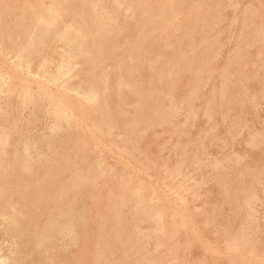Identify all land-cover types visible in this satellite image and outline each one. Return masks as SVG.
Wrapping results in <instances>:
<instances>
[{
  "label": "rangeland",
  "instance_id": "obj_1",
  "mask_svg": "<svg viewBox=\"0 0 264 264\" xmlns=\"http://www.w3.org/2000/svg\"><path fill=\"white\" fill-rule=\"evenodd\" d=\"M16 1V0H15ZM23 1V3H22ZM29 1V3H28ZM18 0L14 3V0H0V39H1V45H0V77H4V78H10L11 82H13V94L12 96H10L9 98H7L8 96H4V95H0V105L2 103H4L5 101H9L8 103L6 104H2V106L4 108H6V110L8 108H11L12 109V113H10V118H12V122H11V127L9 126V128L7 129V131L5 130V124L1 121L0 119V130L1 131H6L9 133V136H12L8 139V142L7 143H0V155L4 156H0V160H1V163H0V177H2L3 179H5V182H2L3 179H1L0 181V193L3 194L2 191H4L5 193L2 195L0 194V223H1V215L2 214H7V215H10L11 217H14L15 219L17 218L19 220V222H17L18 220H15L17 222V226L18 225H21V226H18V230L16 231H7L4 226H1L0 225V257H3L7 260V258L9 260H7V264H94L96 262V264H125L127 262V264H264V201H262L264 199V192H262V190L264 191V155L263 154V150H264V30L262 32V28L264 29V0H203L200 1L198 0L199 2H197V0H167L168 3L166 2V0H153L154 2H152L151 0H131L129 2V0H123V1H120L116 6H114L116 3H113L114 0H107L108 2H106V0L104 1V8L106 10V12L108 13L109 17H112V20L111 22L110 21H107V22H104L103 25H100L99 22L95 21L93 19V17L90 16V1L91 0H78L77 1H72V0H35V2L33 0ZM54 1V2H53ZM65 3H63V2ZM68 1V3H67ZM113 1V2H112ZM140 1V2H139ZM150 1V2H149ZM177 1V2H176ZM187 1V2H186ZM193 1V2H192ZM195 1V2H194ZM229 1V2H228ZM244 1V2H243ZM252 1V2H251ZM60 2V3H59ZM71 2H73L71 4ZM87 2V3H86ZM135 2H136V5H135ZM149 2V3H148ZM152 2V3H151ZM162 2H166L168 5H169V8L168 5L165 3H162ZM170 2V3H169ZM192 3L190 5V3ZM221 2V3H220ZM14 3V4H13ZM24 3H26L24 5ZM33 3V5H32ZM44 6H43V4ZM70 3V4H69ZM77 5V7L75 6V4ZM89 3V4H88ZM107 3V5H106ZM126 3V4H124ZM128 3V4H127ZM129 3H130V6H129ZM139 3V4H138ZM153 3H154V6H153ZM182 3V4H181ZM228 7H227V5ZM236 3V5H235ZM242 3V4H241ZM29 4V5H28ZM36 4V5H35ZM49 4V6H48ZM53 4V5H52ZM79 4V5H78ZM143 4V5H142ZM155 4H156V7H155ZM161 4V5H159ZM184 5V6H181V5ZM199 4V5H198ZM234 4V5H233ZM250 6H249V5ZM252 4V6H251ZM15 5H16V8H15ZM29 7H28V6ZM42 5V6H41ZM72 5V6H71ZM111 5V6H110ZM123 5L126 7L123 8ZM132 5V6H131ZM139 5V7H138ZM140 5L141 8H140ZM149 6V8L151 7H154V8H151L149 9L147 6ZM163 5V6H162ZM174 5V6H173ZM187 5V7L184 9V7ZM203 5V7H202ZM210 5V6H209ZM212 5V6H211ZM216 5V7L214 6ZM218 5V6H217ZM221 5V6H219ZM224 5V7H223ZM226 5V6H225ZM240 5V6H239ZM19 6V7H18ZM21 6V7H20ZM23 6V8H22ZM34 6H36V8L39 6V8H35ZM70 6V7H69ZM84 6V7H82ZM114 6V7H113ZM118 6V7H117ZM162 6V7H161ZM165 6V8H164ZM172 6V7H170ZM189 6L191 8V6H195L193 9H189ZM246 6V7H245ZM26 9H25V8ZM42 7V9L40 8ZM44 7V8H43ZM54 8V10L57 11V13L59 14V20H58V24L56 25L59 29H62V28H70L71 26V29L75 30V29H82L84 32H86L87 35H85L83 37V39H85L83 41L82 39V44H86V45H83L82 47V51H80L79 53V56L77 58V63H78V67L77 69L79 70H75L74 72V77L69 81V83L71 84H67L68 88H72L73 86V90H78L80 92H84V93H89L90 91H93L94 93V90L95 93H94V101H89V100H85L83 102L82 100V97L81 96H77L75 94H73L72 91H68V90H64V88H57V87H49L50 91L58 96L60 99H61V96H62V99L64 100L65 99V103H67V106L72 110L73 109V114H75L76 116L73 115V118L69 121V122H62L63 124H61V130L59 131V133H57V136L55 134V137L52 136V137H48V134L46 136H42L43 133L39 134V133H36L35 130H34V127L30 128V125L32 123L39 125L40 122H42L44 119V117L41 116V114L39 112L38 109L34 108L32 105H29L27 106V109H26V113L23 115L22 118L20 119H17L15 117V109L18 107V95L20 94V92H22L23 90V86H24V81L29 83L30 86H32L33 89H35L36 87H38L39 85V81H37V79L35 80L32 76H28L27 78V75L25 74V71L23 70H19L17 69L14 65L12 66V64H14V61H15V58L18 54L21 53L20 50L24 49L25 45L27 46L26 42H27V38L25 36H22V35H26L28 37V34L30 32H32V28L30 26H33L35 24V20H32V18L36 19V17L40 18L43 15L44 11L46 12L47 9L49 8ZM63 7V8H62ZM129 7V9H128ZM138 7V9H136ZM147 7V8H146ZM176 9L174 10L173 9ZM182 7V9H181ZM198 7V8H196ZM212 7V8H211ZM230 7V8H229ZM232 7V9H231ZM251 7V8H250ZM256 9H255V8ZM18 8V9H17ZM23 9V10H20V9ZM34 8V9H33ZM74 8V9H73ZM76 8V9H75ZM108 8V9H106ZM111 8V10H109ZM117 8V9H116ZM123 8V10H122ZM143 8V9H142ZM156 8V9H155ZM162 8L164 11H162ZM180 10H179V9ZM208 8V9H207ZM210 8V9H209ZM213 8L214 11H213ZM244 8V9H243ZM253 8V10L251 11V9ZM28 9V10H27ZM33 11H31V10ZM70 9L72 10V12L70 11ZM78 9V10H77ZM88 9V11H87ZM114 11H113V10ZM159 9V10H158ZM184 9V10H183ZM188 9V12H185L186 14H183L182 12L184 11H187ZM194 9L196 12H194ZM199 9V10H198ZM212 9V10H211ZM220 9V10H219ZM222 9L224 11H222ZM239 11H238V10ZM244 10V12L246 11V15L244 12L242 14V11ZM250 9V10H249ZM255 9V11H254ZM19 10V12L17 11ZM26 10V11H25ZM44 10V11H43ZM90 10V11H89ZM128 10V12H127ZM136 10V11H135ZM145 10V11H144ZM152 10V12L150 11ZM168 10V12L173 15V18L174 20L172 19V16L166 12ZM178 10V11H177ZM182 10V11H181ZM208 10V11H207ZM213 12H211V11ZM231 10V11H230ZM236 10V11H234ZM248 10V11H247ZM24 11V12H22ZM39 11H43L42 15L39 13ZM122 11H126V13L121 12ZM134 11V12H133ZM144 15H143V13ZM159 11V13H158ZM172 11V12H171ZM177 11V13H176ZM205 11V13H204ZM233 11V13H232ZM27 12V14H26ZM35 12V13H34ZM75 12V13H74ZM81 12V13H80ZM89 12V13H88ZM113 12V13H112ZM117 12V13H116ZM131 12V16H130V13ZM133 12V13H132ZM136 12V14H135ZM141 12V14H140ZM149 12V14H148ZM157 12V13H156ZM162 12V13H161ZM163 12H165L163 15ZM191 12V13H189ZM210 12V13H209ZM224 12V14H222ZM253 12V14H252ZM257 14H254L256 13ZM24 13V16L23 14ZM30 13V15H28ZM80 13V14H79ZM117 15H116V14ZM119 13V14H118ZM139 13V14H138ZM194 13L195 16H197V18L199 19V21L197 20V18L193 17L194 15H192ZM196 13V14H195ZM199 13V14H198ZM212 14L211 17L210 15L208 16V14ZM215 13V14H214ZM226 13V15H225ZM239 13V14H238ZM33 14V15H32ZM40 14V15H39ZM45 14V13H44ZM84 14H87V15H84ZM129 14V15H128ZM150 16V17H147V15ZM159 14V15H158ZM169 14V15H168ZM183 14V15H182ZM189 14V15H188ZM204 14V16H203ZM221 14V15H220ZM233 14V15H232ZM248 18H246L245 16ZM253 16H252V15ZM260 14V15H259ZM114 15V16H113ZM116 15V16H115ZM122 15V16H121ZM146 15V16H145ZM152 15L157 19L155 21V18H152ZM167 15V16H166ZM174 15L176 17H174ZM187 15V16H186ZM199 15V16H198ZM231 15V17H230ZM236 15V16H235ZM36 16V17H35ZM72 18H71V17ZM76 16V17H75ZM88 16V17H87ZM144 17L142 19V17ZM182 17L181 20L179 17ZM184 16V17H183ZM193 18H191V17ZM201 16H203V19L201 18ZM207 16L210 18H207ZM225 16V17H224ZM234 16V17H233ZM255 16V17H254ZM263 16V17H262ZM32 17V18H31ZM78 17H80L79 21H78ZM118 17V18H117ZM120 17V18H119ZM147 17V18H146ZM165 17V18H164ZM171 19H170V18ZM216 17V18H215ZM227 17V18H226ZM259 19H258V18ZM26 21H25V19ZM74 18V19H73ZM84 22L85 20V23L83 24L82 23V20ZM86 18V19H85ZM88 18V19H87ZM131 18V19H130ZM134 18V19H133ZM137 18V19H136ZM140 18V19H139ZM149 18V20H148ZM186 18V19H185ZM190 18V19H188ZM206 18V19H204ZM215 18V19H214ZM222 18V19H221ZM231 18V19H230ZM234 18V19H233ZM257 20H255V19ZM262 18V19H261ZM31 19V20H30ZM91 19V20H90ZM93 19V20H92ZM113 19L115 21H113ZM135 21V23L132 21ZM145 19V20H144ZM152 21H151V20ZM167 19V20H166ZM202 19V20H201ZM208 19V21H207ZM214 19V20H213ZM227 19V21H225ZM232 19L235 21H232ZM247 19V20H246ZM250 19V20H249ZM252 19V20H251ZM24 20V21H23ZM29 20V21H28ZM74 20V21H73ZM76 20V21H75ZM87 20V21H86ZM141 20V24L140 21ZM162 20V21H161ZM173 20V21H172ZM177 20V21H176ZM180 23H179V21ZM185 22H184V21ZM190 20V23L189 24H192V26H190L188 24ZM194 20V21H192ZM206 20V21H205ZM210 20V21H209ZM231 20V21H229ZM242 21V24L240 23ZM254 20V21H253ZM23 21V22H22ZM33 22L32 24L30 23ZM122 21V22H121ZM143 21V22H142ZM145 21V22H144ZM204 21V22H203ZM213 21V22H212ZM240 21V22H239ZM244 21V22H243ZM246 21V22H245ZM261 21V22H259ZM27 22V23H26ZM67 22V24H66ZM71 22V23H70ZM92 22V23H91ZM95 22V23H94ZM114 22V23H113ZM119 22V23H118ZM148 22H150L148 24ZM153 22V23H152ZM164 22V23H163ZM194 22V24L192 23ZM199 22V23H198ZM206 22V23H205ZM211 22V23H210ZM215 22V23H214ZM232 24H230V23ZM253 22H256L253 24ZM26 23V24H25ZM29 23V24H28ZM65 23V24H63ZM81 23V24H80ZM89 23V24H88ZM99 25H97V24ZM109 23V24H108ZM124 23V24H122ZM146 23V24H145ZM177 25H176V24ZM185 24L184 26H182L183 24ZM196 23V25H195ZM203 23V24H202ZM205 23V24H204ZM218 23V24H217ZM226 23V24H225ZM229 23V24H228ZM245 23V25H244ZM248 23V24H246ZM250 23V24H249ZM260 23H263V24H260ZM74 24H75V27H74ZM95 24V25H94ZM110 25L108 27V25ZM130 24V25H129ZM134 24V25H133ZM174 24V25H172ZM183 27H181L180 26ZM188 24V26L186 25ZM202 24V25H201ZM208 24V26H207ZM257 24H260V25H257ZM19 25V26H17ZM26 25V26H25ZM29 25V26H27ZM63 25V26H62ZM88 25V26H87ZM129 25V26H128ZM172 25V26H171ZM210 25V26H209ZM215 25V26H214ZM224 25V26H223ZM229 25V26H228ZM231 25V26H230ZM235 25V26H234ZM244 25V26H243ZM249 25V26H248ZM15 26V27H14ZM80 26V28H79ZM83 26V27H82ZM86 26V27H84ZM124 26L126 28H124ZM133 28H132V27ZM135 26V27H134ZM170 26V27H169ZM175 26V28H173ZM194 26V27H193ZM200 26V27H199ZM225 26H226V29H225ZM243 26V27H241ZM249 29H247V27ZM257 26V27H256ZM17 27V28H16ZM24 27V30L22 29ZM27 27H29L28 29H26ZM103 27V28H102ZM112 27V28H111ZM142 27V28H141ZM148 27V28H147ZM150 27V28H149ZM158 27V28H157ZM165 27H166V30H165ZM179 27V28H178ZM192 27V28H191ZM199 27V28H198ZM202 27V28H201ZM229 27V28H228ZM235 27V28H234ZM243 29H241V28ZM245 27V28H244ZM253 27H255L254 29H257L258 30H252ZM260 27V29H259ZM15 28V29H14ZM88 28H89V31H88ZM97 28V30H96ZM104 30H102V29ZM107 28V29H106ZM124 28V30H123ZM131 28L133 29V31L131 30ZM168 28L170 30H168ZM185 28H187V30L189 29V31H186ZM198 28V29H197ZM205 28V29H204ZM208 28V29H207ZM228 28V29H227ZM122 31H120V30ZM137 29V30H136ZM180 29V30H179ZM196 29V30H195ZM235 29V30H234ZM241 31H239V30ZM28 30V31H27ZM91 30V31H90ZM95 30V31H94ZM109 30V32H108ZM145 30V31H144ZM148 30V31H147ZM165 30V31H164ZM182 30V31H181ZM193 30V31H192ZM200 30V31H199ZM202 30V31H201ZM205 30V31H204ZM207 30V31H206ZM209 30V31H208ZM234 30V31H233ZM24 31V32H23ZM30 31V32H29ZM128 33H127V32ZM131 31V32H130ZM153 31V32H152ZM170 31V32H169ZM177 31V32H176ZM182 33H181V32ZM194 34H192L191 32ZM197 31V32H196ZM220 31V32H219ZM242 31H243V34H242ZM14 32V33H13ZM99 33L98 37H97V33ZM106 34H109V35H106ZM108 32V33H107ZM120 32V33H119ZM137 32V33H136ZM144 32V33H143ZM171 33V35L169 33ZM205 32V33H204ZM219 32V33H218ZM223 32L225 33V35L223 34ZM229 32V33H228ZM235 32H236V35H235ZM241 32V34L239 33ZM246 32V33H244ZM250 32V33H249ZM17 33H20V34H17ZM22 33V34H21ZM96 33V34H93ZM119 34V35H116V34ZM132 33V34H131ZM181 33V34H180ZM209 33V34H208ZM217 33V35H216ZM222 33V34H220ZM227 33V34H226ZM231 33V34H230ZM16 34V35H15ZM125 36H124V35ZM176 34V36H175ZM180 34V35H179ZM183 34V35H182ZM185 34L187 36H185ZM189 34L191 36H189ZM200 34V35H199ZM203 34V35H202ZM217 36H215V35ZM228 34L230 36H228ZM240 34V35H239ZM245 34V35H244ZM248 34V35H247ZM254 34V35H253ZM2 35V36H1ZM19 35V37H18ZM116 35V37H115ZM131 37H129V36ZM137 35V36H136ZM169 35V36H168ZM198 35V36H197ZM209 36V37H206ZM211 35V37H210ZM227 35V36H226ZM234 35V36H233ZM240 37H238V36ZM246 35L248 37H246ZM15 36V37H14ZM89 36V37H88ZM91 36V37H90ZM127 36V37H126ZM141 36V37H139ZM145 36V37H144ZM150 36V37H149ZM164 36V37H163ZM196 36V38H195ZM202 36H203V39H202ZM205 36V37H204ZM243 36V37H242ZM252 36H255L254 38ZM261 36V37H259ZM12 40H11V38ZM17 37V39H16ZM85 37H88V38H85ZM115 37V39H114ZM118 37V38H117ZM162 37V38H161ZM174 37V38H173ZM178 37V38H176ZM185 41H183L184 39ZM189 37L191 38V46L189 47L190 45V40H189ZM226 37V38H225ZM246 37V38H244ZM4 38V39H3ZM15 38V39H14ZM23 38V39H21ZM113 38V39H112ZM123 38V39H122ZM134 38V40H133ZM181 38V40H180ZM188 38V39H186ZM193 38V39H192ZM195 38V39H194ZM208 38V39H207ZM219 40H218V39ZM224 38H225V41H224ZM228 38V39H227ZM244 38V39H243ZM10 41V43H8L7 40ZM89 39V40H88ZM154 39V42H152V40ZM177 39V41H176ZM179 39V40H178ZM198 39L200 42H198ZM218 42H217V40ZM231 39V40H230ZM249 39V40H248ZM253 40V41H250ZM20 42H18V41ZM25 40V41H24ZM87 40V41H86ZM94 40V42H93ZM98 40V42H97ZM100 40H103V41H100ZM116 40V42H115ZM126 40V41H124ZM150 40V42H149ZM167 40V41H166ZM171 40V41H170ZM197 40V41H196ZM203 40L206 42L204 43ZM212 40V41H211ZM215 40V42L213 41ZM222 40V42H221ZM228 40H230L228 42ZM245 40V41H244ZM263 40V41H262ZM14 41V42H13ZM17 41V42H16ZM96 41V42H95ZM118 41V42H117ZM138 41H139V44H138ZM147 41V42H146ZM171 43H170V42ZM181 41V42H179ZM238 41H240L239 44ZM258 41V43L256 42ZM7 42V43H6ZM14 44L13 47H11L12 43ZM22 42V43H21ZM91 42V43H90ZM112 42V43H111ZM125 42V43H123ZM130 42V43H129ZM187 42V43H186ZM193 42V43H192ZM196 42V43H195ZM202 42V43H201ZM213 42V44H212ZM246 42V45L245 43ZM248 42H252V44L248 43ZM18 46H17V44ZM94 43V44H93ZM96 43V44H95ZM103 43V44H101ZM108 43H110L108 45ZM113 43H117V44H113ZM129 43V44H128ZM148 43H150L151 47L148 45V47L146 46ZM174 43H178V44H174ZM181 43V44H180ZM186 43V45H184ZM189 43V44H188ZM207 43L208 47L207 48V45L205 46V44ZM223 45H220L222 44ZM228 43V44H227ZM248 43V44H247ZM3 44V46H2ZM8 44V45H7ZM23 44V45H22ZM113 44V45H112ZM135 44V46H134ZM146 44V45H145ZM195 44V46H194ZM202 44V45H201ZM209 44L211 46H209ZM219 44V46L217 45ZM227 44V45H226ZM244 44V45H243ZM261 44V45H260ZM102 45V46H101ZM112 47H111V46ZM115 45L118 47V48H115ZM156 46V49L154 46ZM176 45V46H174ZM178 45H181L182 48H178ZM184 45V46H183ZM199 45H201L199 47ZM234 45V47H233ZM250 45V46H249ZM256 45V46H255ZM259 45V46H258ZM16 46V47H15ZM21 46V47H20ZM85 46V47H84ZM95 46V47H93ZM111 48V50L109 49V47ZM126 46V47H125ZM129 46V48H128ZM141 46V47H140ZM145 46V47H143ZM161 46V47H160ZM172 46V47H171ZM186 46V47H185ZM188 46V47H187ZM194 46V49H192L191 47ZM215 46V47H214ZM224 46V47H222ZM241 46V48H240ZM6 47V48H5ZM11 47V48H10ZM15 47V48H14ZM93 47V48H92ZM104 47V48H103ZM113 47H114V51L116 49V51L114 52L113 51ZM139 47V49L137 48ZM158 47V48H157ZM171 49H170V48ZM177 47V48H175ZM203 47V48H202ZM204 47L207 49L204 50ZM214 47V48H212ZM233 47V48H232ZM246 47V48H245ZM261 47V48H260ZM17 48V49H16ZM19 48V49H18ZM21 48V49H20ZM100 48V49H99ZM103 48V49H102ZM131 48V49H130ZM137 48V49H136ZM140 48H144V49H147V51L144 50L143 54L141 51H143V49H140ZM150 48V49H149ZM162 50H160V49ZM165 48V49H164ZM187 48V49H186ZM198 48V50L196 49ZM202 48V49H201ZM218 48V50H217ZM245 48V49H244ZM259 48V50L257 49ZM13 49V50H12ZM109 49V51H107ZM121 49V50H120ZM124 49V50H123ZM135 49V51H134ZM190 49V50H189ZM216 49V50H214ZM228 49V50H227ZM241 49V50H240ZM253 49V50H252ZM255 49H256V53H255ZM9 53H8V51ZM19 50V51H18ZM92 50V51H91ZM97 51V53L95 51ZM120 50V51H119ZM129 50V51H128ZM131 50V51H130ZM141 50V51H140ZM151 50V51H150ZM169 50H172L171 52H169ZM177 50V51H175ZM180 50V51H179ZM187 52H186V51ZM190 52H189V51ZM194 50V51H193ZM200 50V52L198 53V51ZM204 50V51H202ZM214 50V52H213ZM221 50V51H220ZM223 50V51H222ZM230 50V52H229ZM245 50V52H244ZM262 50V51H260ZM4 51V52H3ZM13 51V52H11ZM15 51V52H14ZM84 51V52H83ZM103 51V53H102ZM111 51V53H110ZM121 54H119L118 52ZM150 53H149V52ZM157 51V52H156ZM165 51V52H164ZM197 51V52H196ZM220 51V53L218 54V52ZM242 51V52H241ZM118 54H117V53ZM162 52V53H161ZM175 54H174V53ZM189 52V54H188ZM196 52V53H195ZM205 52V53H204ZM212 52V53H210ZM233 52V53H232ZM238 52V53H237ZM254 52V53H253ZM87 53V54H86ZM96 55H95V54ZM102 53V54H101ZM127 53V54H126ZM146 53V54H145ZM149 53V55H148ZM155 53V55H154ZM159 53V54H157ZM168 53L170 55H168ZM172 53V54H171ZM180 53H182L180 55ZM185 53V54H183ZM192 53V54H191ZM207 53V54H206ZM236 53V54H234ZM241 53V55H239ZM245 53V56L242 55ZM4 56H3V55ZM11 54V55H10ZM14 54V55H13ZM90 54V55H89ZM115 56H114V55ZM154 56H153V55ZM178 54V55H176ZM188 54V55H187ZM193 56H191V55ZM199 54V55H198ZM203 57H202V55ZM206 54V55H204ZM211 54V55H209ZM215 57H214V55ZM233 54V55H232ZM254 54V55H253ZM261 54V55H260ZM16 55V56H15ZM100 55V57H99ZM106 55V57H105ZM117 55V56H116ZM138 57H137V56ZM148 55V56H146ZM162 55V56H161ZM172 55V56H171ZM187 55V56H186ZM190 55V56H189ZM250 57H249V56ZM7 57L4 58V57ZM91 56V57H90ZM104 56V57H103ZM121 56V57H120ZM131 56V57H130ZM133 56V57H132ZM145 56V57H144ZM174 57L173 59L170 58V57ZM177 56H181L180 58H178ZM184 58H183V57ZM200 56V57H199ZM208 56V57H207ZM232 56V58H231ZM239 56V57H237ZM244 56V57H243ZM255 56H257L259 58V60H257L256 62V59H258L257 57L255 58ZM260 56V57H259ZM80 57V58H79ZM96 57V58H95ZM155 57V58H154ZM176 57V58H175ZM189 59H188V58ZM213 57V58H212ZM236 59H235V58ZM243 57V59H241ZM247 57V58H246ZM9 58V59H8ZM12 58V59H11ZM14 58V59H13ZM107 58V59H106ZM117 58V59H116ZM138 61H136L137 59ZM142 58V59H141ZM151 58V59H150ZM169 58V59H168ZM201 58V59H200ZM207 60H206V59ZM11 59V60H10ZM87 59V61H86ZM90 59V60H89ZM97 59V60H96ZM102 63H100V60ZM129 59V60H128ZM175 59V60H174ZM177 59V60H176ZM194 59V61H193ZM213 59V60H212ZM217 61H216V60ZM219 59V60H218ZM227 59L230 60L229 62H227ZM233 59V60H232ZM240 63H238V60ZM262 59V60H261ZM6 60V61H5ZM8 60V61H7ZM13 60V61H12ZM82 60V61H81ZM84 60V61H83ZM112 60V61H111ZM120 62V65L118 64ZM123 60V61H121ZM146 60V61H143ZM157 60V61H156ZM165 60V61H164ZM181 60V61H179ZM192 60V61H191ZM197 60V61H196ZM202 60V61H201ZM212 60V61H211ZM241 60V61H240ZM243 60V62H242ZM246 60V61H245ZM249 60V61H248ZM251 60V61H250ZM11 61V63H10ZM105 61V62H104ZM106 61H109V62H106ZM126 61V62H125ZM128 61V63H127ZM153 61V63L151 64V62ZM167 61V62H166ZM177 61V64L175 63V66H174V62ZM219 61V63H218ZM237 61V62H236ZM253 61V62H252ZM3 62V63H2ZM85 62V63H84ZM98 62V63H97ZM111 62V63H110ZM114 62V64H113ZM123 62V63H122ZM138 62L140 65H138ZM146 62V63H145ZM171 62V64H170ZM186 62V63H185ZM188 62V63H187ZM192 62V63H191ZM205 62V63H204ZM210 62V64H209ZM225 62V63H224ZM231 62V63H230ZM235 62V63H234ZM251 62V63H250ZM39 63V59H36L33 63V67H32V70L35 71L36 69V65ZM88 63H90L88 65ZM106 63H109L110 65L106 64ZM126 63V65H124ZM158 63V64H157ZM163 63V64H162ZM183 67H182V65ZM202 65H201V64ZM214 63V65H213ZM230 65H228V64ZM233 63V64H232ZM246 63H247V66H246ZM251 65H250V64ZM255 63V64H254ZM101 64V65H99ZM123 64V66H122ZM130 64V65H129ZM160 64V65H159ZM168 64V65H167ZM180 64V66L178 65ZM197 66H196V65ZM209 66H208V65ZM225 64V65H224ZM232 64V66H231ZM249 64V65H248ZM258 64V66H257ZM6 65V67H5ZM11 65V66H10ZM80 65V66H79ZM105 65H108L107 67ZM111 65H113L111 67ZM115 65V66H114ZM171 65V66H170ZM188 65V66H187ZM211 65V66H210ZM213 65V66H212ZM217 65V67H216ZM227 65V66H226ZM235 65V67H234ZM263 65V66H262ZM82 66V67H81ZM88 66V67H86ZM102 66H105L102 67ZM120 66V67H119ZM122 66V67H121ZM154 66V67H153ZM167 66V67H165ZM186 66V67H185ZM204 66L207 68L208 66V69L204 68ZM226 66V67H225ZM239 66V67H238ZM253 66V67H252ZM14 67V68H13ZM104 68V69H101ZM111 67V68H110ZM117 68L118 69V72L116 69L114 68ZM119 67V68H118ZM129 67L131 69V71L129 70ZM133 67V68H132ZM147 67V68H146ZM160 67V68H159ZM162 67V68H161ZM164 67V68H163ZM170 67V68H169ZM177 69H175V68ZM178 67V68H177ZM185 67V68H184ZM187 67H189L187 69ZM193 67V68H192ZM196 67V68H194ZM201 67L203 68L202 71H201ZM212 67V69H211ZM216 67V68H215ZM223 67H225L226 69H224ZM231 67V68H229ZM238 67V68H236ZM243 67V68H241ZM251 67V68H250ZM11 68H13L11 70ZM82 68V69H81ZM124 68V69H123ZM146 72H144L145 70ZM151 68V69H150ZM168 68V69H166ZM181 68V69H180ZM187 69V71H184V69ZM210 68V69H209ZM223 68V69H222ZM240 68V69H239ZM257 70H256V69ZM17 69V70H16ZM97 69V71H96ZM100 69V70H99ZM112 69V71H111ZM121 69V70H120ZM128 69L129 72H126L125 71ZM134 69V70H133ZM140 69V70H139ZM181 71H180V70ZM215 69V71H214ZM231 69V70H230ZM234 69V71H232ZM243 69V70H242ZM248 72H246L245 70ZM256 71H255V70ZM263 69V71H262ZM15 70V72L13 71ZM103 70V72H102ZM137 70V71H136ZM139 70V71H138ZM148 70V71H147ZM158 70V71H157ZM162 71L160 73V71ZM190 70V72H189ZM200 70V71H199ZM210 70V71H209ZM222 72H221V71ZM235 70H237L235 72ZM249 70V71H248ZM17 71H19L17 73ZM22 74H21V72ZM79 71V72H77ZM106 71V72H105ZM111 71V73L109 72ZM164 71H165V75L164 76ZM169 71V73H168ZM171 71V72H170ZM179 73H178V72ZM183 71V73H182ZM192 71V72H191ZM207 71H209V73L211 71H213V73L211 74H207ZM262 71V72H261ZM13 72V73H12ZM116 72V73H115ZM136 72V73H135ZM142 72V73H141ZM144 72V73H143ZM173 72V73H172ZM174 72H176V75L174 74ZM181 72V73H180ZM216 72V73H215ZM225 72V73H223ZM233 72V73H232ZM245 72V75H248L249 76H245L244 73ZM252 72V73H251ZM82 75H81V74ZM104 73H105V76H104ZM130 73L132 74V76L130 75ZM150 73V74H148ZM153 73V74H152ZM188 75H187V74ZM205 73V74H204ZM221 73H223V75L221 76ZM236 73H237V77L236 79L234 78L236 76ZM242 73V74H241ZM254 73V75H253ZM18 74V75H17ZM84 74L87 76L84 77ZM95 75V76H91V75ZM116 74V75H115ZM127 74V75H126ZM129 74V75H128ZM138 76H137V75ZM145 74V75H143ZM163 76H162V75ZM186 74V75H185ZM191 74V75H190ZM192 74L194 75L192 77ZM219 74V75H218ZM240 74V75H239ZM256 74V75H255ZM261 74V75H260ZM7 77H6V76ZM25 75V77H24ZM102 75V76H101ZM134 75V76H133ZM136 75V76H135ZM151 75V76H150ZM182 75V77H181ZM184 75V76H183ZM199 75V76H197ZM202 75V76H201ZM225 75V76H224ZM231 75V76H230ZM235 75V76H234ZM253 75V76H252ZM259 75L261 77H259ZM263 75V76H262ZM18 76V77H17ZM23 76V77H22ZM100 76V77H99ZM109 76H112L113 78L110 79ZM116 76L118 78H116ZM120 76V77H119ZM123 76V77H122ZM127 76H131V78L127 77ZM162 76V77H161ZM176 79H175V77ZM179 76V77H178ZM188 76H191L188 78ZM201 76V77H200ZM210 76V77H209ZM219 76V77H218ZM234 76V77H233ZM243 77L242 79L243 80H237L238 79H241L240 77ZM78 79H75L77 78ZM91 77V79H90ZM93 77V78H92ZM102 77H105V78H102ZM155 77V78H154ZM164 77H166V80L163 79ZM169 77V78H168ZM174 77V78H173ZM199 77V78H198ZM224 77V79H223ZM227 77V78H226ZM254 77V78H253ZM263 77V79H262ZM25 78V80H24ZM80 78V80H79ZM89 78V80H88ZM95 78V79H94ZM97 78V79H96ZM108 78V79H107ZM127 78V79H125ZM172 78V79H171ZM178 78H180L181 80H179ZM194 80L195 78H198V79H195L194 81L197 82H193L192 79ZM203 78V79H202ZM208 78V79H207ZM212 78V79H210ZM222 78V79H221ZM233 78V80H232ZM246 78V80H245ZM250 78V79H249ZM256 78V79H255ZM76 80V81H72V80ZM84 79V80H82ZM102 79V80H101ZM105 79V80H104ZM114 79V80H113ZM125 79V80H124ZM130 79V80H129ZM147 79V80H146ZM155 79V80H154ZM161 79V80H159ZM175 79V80H174ZM178 79V80H177ZM183 79V80H182ZM190 81H189V80ZM202 79V80H201ZM229 81H228V80ZM252 79H255V81ZM261 79V80H260ZM78 80V81H77ZM82 80V82H81ZM91 80V81H90ZM93 80V81H92ZM101 81V83L98 82ZM128 80V81H127ZM152 80V81H151ZM172 80L175 82H172ZM186 80V81H185ZM204 80V81H203ZM207 82H206V81ZM211 80V81H210ZM222 80V81H221ZM258 80V81H257ZM85 81V82H84ZM96 81V82H95ZM106 81V82H105ZM111 81V82H110ZM125 81V82H124ZM145 81V82H144ZM148 81V82H147ZM162 81V82H161ZM165 81V82H164ZM167 81V82H166ZM181 81V82H179ZM189 81V82H188ZM195 83L194 85H192V83ZM200 81V82H198ZM219 81H220V84H219ZM228 81V83H227ZM242 81H247L246 83L245 82H242ZM261 81V82H260ZM84 82V83H83ZM87 82V83H86ZM105 82V83H104ZM128 82V83H127ZM131 82V83H130ZM147 82V83H146ZM159 82V84H156V83ZM179 82V84H178ZM203 82V83H201ZM209 82V83H208ZM226 82V83H225ZM232 82V83H230ZM239 82V83H238ZM250 84H249V83ZM258 83V86L257 83ZM75 83V84H74ZM77 83H80L79 86ZM90 83V84H89ZM96 83H98L99 85H97ZM103 83V84H102ZM142 83V84H141ZM152 83V84H151ZM166 83V85H164ZM173 83V84H172ZM188 83V84H187ZM199 83V84H198ZM222 83V84H221ZM236 85H235V84ZM241 83V84H240ZM244 83V84H243ZM262 83V84H260ZM18 84V85H17ZM85 84V86H83ZM140 86H139V85ZM146 84V85H145ZM148 84V85H147ZM155 86H154V85ZM169 84V85H168ZM176 84V86H175ZM187 84V85H186ZM201 84V85H200ZM204 84V85H203ZM219 84V85H218ZM230 84H232L231 86L234 88H232L230 86ZM234 84V86H233ZM247 84V85H246ZM249 84V85H248ZM87 85V87H86ZM90 85V86H89ZM96 85V86H95ZM104 85V86H103ZM106 85V86H105ZM121 85H123L121 87ZM152 87H151V86ZM173 85V87H172ZM206 85V86H205ZM211 85V86H209ZM214 85V86H213ZM226 85V86H225ZM227 85L229 87H227ZM240 85V86H238ZM243 85V86H242ZM253 85V86H252ZM77 86V87H76ZM81 86V87H80ZM95 86V88H94ZM118 86V87H117ZM142 86V87H141ZM180 88H179V87ZM187 86V87H186ZM193 87L192 89L190 87ZM197 86V87H196ZM208 86V87H207ZM219 86V87H218ZM238 86V87H236ZM248 86V87H247ZM261 86V87H260ZM76 87V88H75ZM81 89H80V88ZM88 87L92 88L91 89H88ZM97 87V88H96ZM106 87V88H105ZM117 87V88H116ZM122 89H121V88ZM141 89H140V88ZM146 89H144V88ZM168 87V89H167ZM202 89H201V88ZM215 87L217 89H215ZM225 87V88H224ZM242 87V88H241ZM260 87V88H259ZM139 88V89H138ZM154 88V89H153ZM164 88V89H163ZM166 88V90H165ZM213 88V89H212ZM238 88V90H237ZM245 88V89H244ZM54 89V91H53ZM80 89V90H79ZM153 89V90H151ZM158 91H157V90ZM161 89V90H159ZM171 89H175V91L171 90ZM177 89V90H176ZM181 89V90H180ZM189 89V90H188ZM209 89V90H208ZM213 92H212V90ZM221 89V90H220ZM229 89V90H227ZM244 89V90H243ZM262 89H263V92H262ZM16 90V91H15ZM62 90V91H61ZM89 90V92H87ZM98 90V91H97ZM170 93H167L169 92ZM192 90V91H191ZM195 90V91H194ZM198 90V91H197ZM200 90V91H199ZM201 90H202V93H201ZM216 90V92H215ZM217 90H219V95H218V92ZM232 92H231V91ZM253 90V91H251ZM255 90V91H254ZM259 90V91H258ZM86 91V92H85ZM119 91V92H118ZM130 91V92H129ZM141 91V92H140ZM145 91V92H144ZM173 91V92H172ZM228 93H227V92ZM237 91V92H236ZM243 91V93H242ZM251 91V92H250ZM65 94H63V93ZM68 92H70L68 94ZM105 94H104V93ZM111 92V93H110ZM118 92V93H117ZM129 92V93H128ZM140 92V93H139ZM154 92H155V95H154ZM160 92V93H158ZM190 92V93H189ZM199 92V93H196ZM215 92V93H214ZM231 92V93H229ZM238 92L241 94H238ZM247 92V93H246ZM254 92V93H252ZM258 93L257 95H255L256 93ZM260 92V93H259ZM19 93V94H18ZM62 93V94H61ZM172 93H175V94H172ZM187 93V94H186ZM191 93H194L193 96H191L192 94ZM208 93V94H207ZM212 95H211V94ZM234 95H233V94ZM249 93V97H248V94ZM59 94V95H57ZM67 94L69 96H67ZM158 94H160L159 96H157ZM186 94V96H185ZM191 94V95H189ZM207 94V95H205ZM215 94V95H214ZM230 94V96H228ZM252 94V95H251ZM65 95V96H63ZM71 95V96H70ZM111 95V96H110ZM124 95H126L124 97ZM153 95V96H152ZM164 95V96H163ZM171 95V96H170ZM201 95V97H200ZM205 95V96H204ZM219 98H217V96ZM220 95H222V97H220ZM224 95V96H223ZM243 95V96H242ZM246 95V96H244ZM259 95V97H258ZM74 96H77L76 98ZM103 96V98H102ZM116 96V98H115ZM147 98H145V97ZM150 96V97H149ZM164 100H163V98ZM173 96V97H172ZM179 96V97H178ZM209 96V97H208ZM228 96V97H227ZM238 96V97H237ZM263 96V98H261ZM80 97V98H79ZM111 97V98H110ZM113 97V98H112ZM124 97V99H120V98ZM154 97V99L152 98ZM158 99H161L160 101L158 100L157 101V98ZM195 97V98H194ZM199 100H197L196 99ZM203 97V98H202ZM205 97V99H204ZM208 97V98H207ZM212 97H214L212 99ZM225 97V99H224ZM239 99V101H237V99ZM253 97V98H252ZM256 97V98H255ZM67 98L69 100H67ZM97 98V99H96ZM99 98V99H98ZM108 98V99H107ZM134 98V99H133ZM156 98V99H155ZM169 98V99H168ZM178 98H179V101H178ZM181 98V99H180ZM194 98V99H192ZM202 98V99H201ZM206 98L208 99L207 100V103H206ZM217 98V99H216ZM222 98V99H221ZM232 98V99H231ZM245 100H244V99ZM248 98V99H247ZM251 98V99H250ZM81 99V100H80ZM115 99V100H114ZM139 99V100H137ZM145 99V100H143ZM148 99H151V100H148ZM174 99V100H173ZM234 99H236V101H233ZM257 101H256V100ZM17 100V101H16ZM72 100V101H71ZM80 101V104H79V101ZM100 100V101H99ZM101 100H102V103L104 102V104L101 103ZM105 100V101H103ZM112 100V101H111ZM117 100V101H116ZM120 100V101H119ZM130 100V101H129ZM136 100V101H135ZM142 100V101H141ZM148 100V101H147ZM153 102L156 100L155 103ZM169 100V101H167ZM173 100V101H172ZM182 100V101H181ZM193 100V101H190ZM203 100V101H202ZM219 100H221L219 102ZM225 100V103L223 104ZM231 101L232 102H228V101ZM243 100V101H241ZM249 100V101H248ZM252 100V101H251ZM254 100V101H253ZM263 100V101H262ZM69 101V102H68ZM97 101V102H96ZM108 101V102H107ZM126 101V102H124ZM141 101V102H140ZM147 101V103H145ZM152 103H150V102ZM171 101L175 103L178 101V103L176 104H173L171 103ZM189 101V102H188ZM205 101V102H204ZM210 101V102H209ZM251 101V102H250ZM262 101V102H261ZM88 105H87V103ZM91 104H90V103ZM99 102V103H98ZM111 102V103H110ZM116 102H118V104H115ZM132 102V103H131ZM135 102V103H134ZM140 102V103H139ZM163 102V105L162 103ZM167 102V103H166ZM195 102V103H194ZM222 102V103H221ZM240 102V103H238ZM257 102V103H256ZM70 103V104H69ZM76 103L79 105H76ZM95 106V103L100 105H96L95 107L92 105ZM122 103V105H121ZM150 103V104H149ZM186 103V104H184ZM190 103V104H189ZM236 103V104H234ZM254 103V104H253ZM74 104V106H73ZM124 104V105H123ZM144 104V105H143ZM149 107H148V105ZM152 104V106H151ZM157 104V105H155ZM166 104V105H165ZM169 104V105H168ZM172 104H173V109H172ZM203 104V105H202ZM213 104V105H212ZM215 104V106H214ZM228 104V105H227ZM230 104V105H229ZM232 104V105H231ZM239 104V105H237ZM243 104V105H242ZM250 104V105H249ZM263 104V105H262ZM81 105V106H80ZM93 108H92V106ZM107 105V106H106ZM132 105V106H131ZM135 105V106H134ZM147 107H146V106ZM180 105V106H179ZM185 105V106H184ZM193 105V106H192ZM199 105V107H198ZM212 105V106H210ZM221 105V106H220ZM224 105V107H223ZM226 105V106H225ZM233 105H235V107H233ZM259 105V106H258ZM262 107H261V106ZM72 106V108L70 107ZM84 106V107H83ZM102 106V107H101ZM112 108H111V107ZM119 106V107H118ZM139 106V107H138ZM160 106V107H159ZM163 106V107H162ZM184 106V107H183ZM219 106V108L217 107ZM233 107V110H231ZM242 106V107H241ZM246 106H248L246 108ZM250 106V107H249ZM252 106V107H251ZM76 107V109L74 108ZM89 107V109H88ZM103 110V107L104 109H108L109 113L107 112V110L105 109V111L102 110L100 111L99 109ZM117 107V108H116ZM123 107V108H122ZM126 107V108H125ZM153 107V108H152ZM155 107V108H154ZM166 107V109H165ZM176 107V108H175ZM186 107V109H185ZM194 107V108H193ZM201 107V108H200ZM204 107V108H203ZM215 112H213L210 108ZM229 107V108H228ZM254 107V108H253ZM99 108V109H98ZM121 108V109H120ZM129 108V109H128ZM131 108V109H130ZM150 108V109H149ZM157 108V109H156ZM198 108V109H196ZM209 108V109H208ZM221 108L220 112H219V109ZM238 108V109H237ZM245 108V109H244ZM252 110H251V109ZM95 109V110H93ZM126 109V110H125ZM149 109V110H148ZM169 109V110H168ZM184 109H185V112H184ZM196 109V111H195ZM201 109L202 112L199 110ZM218 109V110H217ZM224 111H223V110ZM250 109V110H249ZM260 109V110H259ZM70 110V111H71ZM85 110V112H84ZM89 110V111H88ZM99 113H97V111ZM117 110H121L122 113L118 112ZM128 110V111H127ZM133 110V111H132ZM144 112H143V111ZM147 112H146V111ZM151 110H152V113L155 112V113H151ZM155 110V111H154ZM160 110V111H159ZM164 110V111H163ZM170 112H168V111ZM174 110V111H173ZM183 112H182V111ZM189 110V111H187ZM199 110V111H198ZM248 110V111H246ZM262 110V111H261ZM75 111V112H74ZM90 111H93V112H90ZM123 111H125L123 113ZM133 113H132V112ZM137 111V112H135ZM143 113H142V112ZM176 111H177V114H176ZM181 111V112H179ZM193 111L194 113H191ZM198 111V112H197ZM206 111V114L204 112ZM213 113H211V112ZM222 111V112H221ZM233 111V113H232ZM236 113H235V112ZM245 111V112H243ZM251 113H248V116L247 115V112H250ZM253 111V112H252ZM256 111V112H255ZM259 111V112H258ZM89 112V115L88 113ZM100 112H101V115H100ZM131 112V113H130ZM141 112V114H139ZM150 112V113H149ZM158 112V113H157ZM162 112V113H161ZM172 112V114H171ZM188 112V114H187ZM190 112V113H189ZM210 112V113H209ZM228 112V113H227ZM243 112V113H242ZM262 112V113H261ZM32 114L30 119H29V128L31 129L33 135H32V140L33 142H38V145L36 147L33 148L32 152H31V157H29L28 160L25 159V154L23 152V143H24V139L26 137V133L23 131V128L26 126V114ZM91 113V115H90ZM94 113V114H93ZM103 113V114H102ZM125 116H123L122 114H125ZM157 113V114H156ZM161 113V114H159ZM168 115H167V114ZM174 113V114H173ZM181 113V114H180ZM218 113V114H217ZM220 113V114H219ZM222 113V114H221ZM228 115H227V114ZM245 113V114H244ZM255 113V114H254ZM260 113V116L258 115ZM86 114V115H84ZM119 114H121V118L119 116ZM133 114V115H132ZM136 116H135V115ZM144 114H148V117L147 115L144 116ZM171 116H170V115ZM182 116H180V115ZM187 114V116H186ZM192 114V115H190ZM235 114L237 116H235ZM239 114V115H238ZM250 114V115H249ZM252 114V115H251ZM37 115V116H36ZM83 115V116H82ZM93 115V116H92ZM97 115V116H96ZM98 115H99V119H98ZM119 116V119H115L118 118ZM152 115V116H151ZM159 117H158V116ZM173 115V117H172ZM197 117H196V116ZM212 115V116H211ZM214 115V116H213ZM218 115V116H217ZM232 115V116H231ZM33 116V117H32ZM78 116V117H77ZM87 116V117H86ZM142 116V117H141ZM151 116V117H150ZM158 118H157V117ZM203 116V117H202ZM206 118H205V117ZM217 116V117H216ZM223 116V117H222ZM257 118H255V117ZM85 117V118H84ZM91 117V119H89ZM93 117V118H92ZM104 117V119H103ZM126 117V118H125ZM146 117V119H145ZM185 117V118H184ZM187 117V118H186ZM201 117V118H200ZM215 117V119H214ZM238 117V118H237ZM240 117V118H239ZM260 119H259V118ZM82 118V119H81ZM84 118V119H83ZM95 118V119H94ZM136 118H138L139 120H137ZM149 119V122H148V119ZM154 118V119H153ZM160 118V119H159ZM163 118V119H162ZM166 118H169V119H166ZM172 118V119H171ZM190 118H195V119H191V121L189 120ZM200 118V119H198ZM226 118V119H225ZM245 118V119H244ZM248 118H249V122H248ZM74 119V121H73ZM80 119V120H79ZM142 119V120H141ZM157 119V120H156ZM162 119V121H161ZM187 119V120H186ZM197 119V120H196ZM203 119V120H202ZM208 119V121H207ZM221 119V120H219ZM232 119V120H231ZM233 119H237V120H233ZM256 119V120H255ZM86 120V121H84ZM93 120V121H92ZM123 120V121H122ZM132 120V121H131ZM141 120V121H140ZM147 120V121H146ZM154 120V121H153ZM158 120H160L161 122H159ZM169 120V121H168ZM183 120V121H182ZM206 120V121H205ZM218 120V121H217ZM243 120L245 122H243ZM253 120V121H252ZM19 121V122H18ZM90 123H89V122ZM96 121V122H95ZM102 121V122H101ZM118 121H120L118 123ZM140 121V122H138ZM163 121H168V122H165L163 123ZM173 121V122H172ZM175 121V122H174ZM181 121V122H180ZM196 121V122H195ZM215 123H214V122ZM221 121V123H220ZM230 121V123L228 122ZM243 123H242V122ZM252 121V122H251ZM99 122V123H98ZM127 122V123H126ZM142 122V124H141ZM148 122V123H147ZM156 122V124L154 123ZM190 122V123H189ZM192 122V123H191ZM195 122V123H194ZM218 122V123H217ZM247 122V124H246ZM262 122V124H261ZM15 126H14V124ZM22 123V124H21ZM72 123V124H71ZM85 125H84V124ZM89 123V124H88ZM96 123V124H95ZM102 123V124H101ZM110 123V124H109ZM113 123V124H112ZM116 123V124H115ZM121 123V125H120ZM130 123V124H129ZM132 123V125H131ZM144 123V124H143ZM160 123V124H158ZM163 123V124H161ZM171 123V124H170ZM183 125V126H179L178 125ZM189 123V124H188ZM203 123H204V127H203ZM207 123V124H206ZM232 123H235L234 125H237L234 126ZM251 123V124H250ZM258 123V124H257ZM83 124V125H82ZM105 124V125H104ZM115 124V125H114ZM127 124V126H126ZM150 124V125H149ZM155 124V125H154ZM166 124V125H165ZM177 124V126H175ZM193 124V125H191ZM195 124V125H194ZM209 124V125H208ZM212 124V125H210ZM224 124V125H223ZM232 124V125H231ZM241 124V125H240ZM253 124V126H252ZM260 124V125H259ZM67 125V126H66ZM75 125V126H74ZM77 125V126H76ZM99 125V126H98ZM101 125V127H100ZM110 125V126H109ZM116 126V127H113ZM125 125V126H124ZM134 125V126H133ZM144 125V127H143ZM154 125V126H153ZM173 127H172V126ZM191 125L192 127L190 128ZM214 125V126H213ZM250 127L249 128H245V127ZM13 126V128H12ZM65 126V127H64ZM104 126L106 127L105 128V132H103V129H104ZM157 126V127H156ZM162 126V127H161ZM188 128H187V127ZM197 126V127H196ZM201 126V127H200ZM226 126V127H225ZM85 129H84V128ZM87 127V128H86ZM93 127V130L94 132L92 131V128ZM119 127V128H118ZM130 127V129H129ZM132 127V128H131ZM135 127V128H134ZM156 127V128H155ZM179 127V128H177ZM186 127V128H184ZM217 127V128H216ZM240 127V129H238ZM254 127V128H253ZM12 128V129H11ZM64 130H63V129ZM75 128V129H74ZM125 128V129H124ZM155 128V129H154ZM174 131V133L172 132L171 133V129ZM175 128V129H173ZM202 128V129H201ZM208 128V129H207ZM210 128V129H209ZM211 128H214V129H211ZM224 128V129H223ZM231 128V130H230ZM233 128V130H232ZM263 128V130H262ZM14 129V130H13ZM20 129V130H18ZM70 129V131H69ZM73 129V130H71ZM89 129V131H88ZM107 129V130H106ZM111 129V130H110ZM114 129V131H113ZM124 129V130H122ZM132 129V130H131ZM151 129V131H150ZM154 129V131H153ZM166 129V130H164ZM190 131H188V130ZM196 129H199L196 130ZM227 129V130H226ZM243 129V130H242ZM246 131H245V130ZM250 129V131L248 130ZM256 129V130H255ZM12 132H11V131ZM66 130V131H65ZM97 130V131H96ZM119 130V131H117ZM143 130V131H142ZM171 130V131H170ZM179 130V134H177V132ZM182 132H181V131ZM184 130V132H183ZM202 130V131H201ZM205 130V131H204ZM252 130V131H251ZM0 131V132H1ZM14 131V132H13ZM65 131V132H64ZM95 131L98 133V131L100 132L99 133V136L98 134L95 133ZM150 131V132H149ZM158 131V132H157ZM163 131V132H162ZM204 131V132H203ZM211 131V134L210 132ZM212 131H214L212 133ZM219 131V132H218ZM230 131V132H229ZM236 131V133H235ZM16 132V133H15ZM67 132V133H66ZM76 132V134H75ZM93 134V135H91ZM93 132V133H92ZM129 132V133H128ZM166 134H165V133ZM176 132V133H175ZM197 132V134H196ZM230 134H229V133ZM233 132V134L231 135V133ZM243 132V133H242ZM256 132V133H255ZM11 133V134H10ZM61 133V134H60ZM63 133V134H62ZM89 133V134H88ZM118 133V134H117ZM124 133V134H123ZM154 133V135H152ZM161 133L162 135H159ZM170 133V134H169ZM199 133V134H198ZM208 133L210 134L209 137L207 136ZM221 133V134H219ZM225 133V134H224ZM250 133V134H249ZM252 133V134H251ZM17 134V135H14ZM46 134V133H45ZM59 134V135H58ZM86 134V135H85ZM97 136H95V135ZM105 134V135H104ZM112 134H115L114 136ZM131 134V136H129ZM172 134V136H171ZM174 134V135H173ZM177 136H176V135ZM187 136H186V135ZM194 134V135H193ZM204 134V135H203ZM227 134V135H226ZM240 136H238V135ZM41 135V136H40ZM67 135V136H66ZM112 135V136H111ZM158 135V136H157ZM190 135V136H189ZM191 135L193 137H191ZM201 135V136H200ZM217 135V136H216ZM220 135V136H219ZM230 135V137L228 136ZM247 135V136H246ZM252 135L256 136V137H253ZM262 137H261V136ZM64 136V137H63ZM78 136V138H77ZM103 136V137H102ZM106 136V137H105ZM118 136V137H117ZM121 136V137H120ZM128 136V137H127ZM136 136V137H134ZM171 136V137H170ZM175 136V137H174ZM196 136V137H195ZM198 136V137H197ZM206 136V137H205ZM215 136V137H214ZM238 136V137H237ZM246 138H245V137ZM47 137V139H46ZM65 138V139H61V138ZM70 137V138H68ZM97 137V138H96ZM117 137V138H116ZM122 137H125V138H122ZM178 139H177V138ZM185 137V138H184ZM191 137V139L189 138ZM195 137V138H194ZM203 137V138H202ZM211 137H213L214 139L217 138V139H211ZM225 137V138H224ZM229 137V139L227 138ZM243 137V138H242ZM260 137V138H258ZM59 138V139H58ZM72 138V139H71ZM92 138V139H91ZM102 139V140H99ZM107 138V139H106ZM110 138V139H109ZM116 140H114V139ZM121 138V139H120ZM134 140H133V139ZM139 140H138V139ZM166 138V139H165ZM180 138V139H179ZM188 138V139H187ZM197 141H195L194 139ZM200 138V140H199ZM205 138V139H204ZM207 138V139H206ZM210 138V139H209ZM222 138V139H221ZM224 138V139H223ZM242 138V141L239 140V139ZM13 139V140H12ZM95 139V140H94ZM105 139V140H104ZM128 139V140H127ZM132 139V140H130ZM139 141H137V140ZM176 139V140H175ZM191 140V143H189V141ZM209 139V141H207ZM234 139V140H233ZM236 139V140H235ZM249 139V140H248ZM12 140V141H11ZM58 140H60V143L58 142ZM66 140V141H65ZM71 140V142H70ZM77 142H76V141ZM82 140V142L80 141ZM108 140H111V141H108ZM165 140V141H164ZM181 140V142H180ZM188 141V143H186ZM213 140V141H212ZM217 140V141H216ZM231 140V141H230ZM239 140V141H238ZM248 140V141H247ZM260 140V141H259ZM17 141V143L15 142ZM19 141V142H18ZM65 141V142H63ZM74 141V142H73ZM96 141V143L94 142ZM105 141V143L103 142ZM137 141V142H136ZM141 141V142H140ZM203 141V142H201ZM215 141V142H214ZM220 141V142H219ZM226 143H224V142ZM262 141V142H261ZM23 142V143H22ZM83 144L81 146V143ZM100 142V143H99ZM111 142V143H110ZM122 142V143H121ZM212 142V143H211ZM217 142V143H216ZM237 142V143H236ZM242 144H240V143ZM248 142V143H246ZM255 142V143H254ZM12 143V144H10ZM53 143V144H52ZM58 143V145H57ZM62 143V145H60ZM65 143V144H64ZM76 147H78L79 145V148H76L74 147V144ZM102 143H103V146H102ZM110 145L108 146L107 145ZM162 143V144H161ZM165 143V144H164ZM197 145V146H195ZM203 143V144H201ZM206 143V144H204ZM223 145H222V144ZM232 143V144H231ZM7 144V145H6ZM17 144V145H16ZM69 148H67V145ZM73 144V145H72ZM78 144V145H77ZM101 145V146H98V145ZM112 144V145H111ZM172 144V146H170ZM179 145V146H176V145ZM188 144V145H187ZM229 144V145H228ZM234 144V145H233ZM250 144H253L252 146ZM258 144V145H256ZM13 146L11 149L10 147ZM22 145V146H21ZM50 145H53V146H50ZM60 145V146H59ZM97 145V146H96ZM115 145V146H114ZM117 145V146H116ZM119 145V146H118ZM126 145V147L124 146ZM161 145V148L160 146ZM174 145V146H173ZM189 145H193L192 148L191 146ZM206 145V147H205ZM213 147H212V146ZM218 145V146H217ZM227 145V146H226ZM231 145V146H230ZM239 145V146H237ZM247 145V146H245ZM251 147H250V146ZM7 146V147H6ZM49 146V148H48ZM59 146V147H57ZM65 146V147H64ZM73 146V147H72ZM105 146V147H104ZM122 146V147H121ZM139 146V147H138ZM181 146V148H179ZM185 146V147H184ZM198 146L200 148H198ZM220 146V148H219ZM259 146V147H258ZM261 146V147H260ZM2 147V148H1ZM4 147V148H3ZM15 147V149H14ZM55 147L57 149H55ZM159 147V148H158ZM168 150H167V148ZM195 147V148H194ZM205 147V148H204ZM218 147V148H216ZM231 147V148H230ZM240 147V148H239ZM254 147V148H253ZM256 147V148H255ZM36 148V149H35ZM38 148V150H37ZM47 148V149H46ZM51 148V149H50ZM63 148V149H62ZM76 148V149H75ZM103 148V149H102ZM109 150H108V149ZM125 148V149H124ZM131 148V149H129ZM171 148V149H169ZM178 148V149H177ZM185 148V149H184ZM188 148V149H187ZM190 148V149H189ZM198 148V149H197ZM208 148V149H207ZM225 148V149H224ZM246 148V149H245ZM251 148V149H249ZM4 151H3V150ZM6 149V150H5ZM60 149V150H58ZM67 149V150H66ZM79 149V151H78ZM83 149V150H82ZM90 151H89V150ZM92 149V150H91ZM95 149V150H94ZM106 149V150H105ZM113 149V150H112ZM146 149V150H145ZM165 149V150H164ZM183 149V150H182ZM216 149V150H215ZM224 149V151H223ZM15 150V151H14ZM17 150V151H16ZM36 150V151H35ZM40 150V151H39ZM50 150V151H49ZM55 150V151H53ZM61 150H64L62 151L61 153ZM81 150V151H80ZM117 152H115V151ZM131 150V151H130ZM160 150V151H159ZM178 150V151H177ZM180 150V151H179ZM188 150H191L189 152H187ZM202 152H201V151ZM232 150V151H231ZM261 150V151H260ZM42 151V152H41ZM49 151V152H48ZM60 151V152H59ZM65 151H68L66 153H64ZM83 151V152H82ZM86 151V153H85ZM101 151V152H100ZM123 153H122V152ZM127 151V152H126ZM133 151V152H132ZM163 151V152H162ZM169 151V152H168ZM194 151V152H193ZM200 151V152H199ZM207 151V152H206ZM217 151V152H216ZM221 151V152H220ZM228 151V152H227ZM3 152V153H2ZM7 152V153H6ZM17 154H16V153ZM22 152V153H21ZM53 152V153H52ZM72 154H71V153ZM91 152V153H90ZM97 152V153H96ZM141 152V153H140ZM160 152V153H159ZM171 152V153H170ZM183 152V153H182ZM186 152V153H185ZM227 152V153H226ZM235 152V153H234ZM246 152V153H245ZM11 153V154H10ZM19 153V154H18ZM42 153V154H41ZM44 153V154H43ZM50 153V154H49ZM55 153V155H54ZM64 153V155H62ZM68 153V154H67ZM73 153H76V154H73ZM81 156H80V154ZM84 153V154H83ZM119 153V154H118ZM129 153V154H128ZM134 153V155H133ZM152 153V154H151ZM168 153V154H166ZM175 153V154H173ZM176 153H178L176 155ZM193 153V154H191ZM196 153H199V154H196ZM204 153V154H202ZM217 153V154H216ZM229 153H233V154H230ZM4 154V155H3ZM9 154V155H8ZM35 154V155H34ZM39 154V155H38ZM41 154V155H40ZM48 154V155H47ZM79 154V155H78ZM91 154V155H90ZM98 154V155H96ZM100 154V155H99ZM127 154V156H126ZM151 154V155H150ZM163 154V155H162ZM166 154V155H165ZM182 154V155H181ZM202 154V155H201ZM207 154V155H206ZM221 154V155H220ZM224 154V155H223ZM226 154V155H225ZM228 154V155H227ZM13 156V157H10V156ZM16 155V156H15ZM24 155V156H23ZM33 155V156H32ZM37 155V156H36ZM44 155V156H43ZM50 155V156H49ZM201 155V156H200ZM206 155V156H205ZM216 155V156H215ZM219 155V156H218ZM222 155L224 156V158L222 157ZM234 155V156H233ZM239 155H242V156H239ZM260 155V157H259ZM6 156L10 157V158H7ZM20 156V157H19ZM53 158H52V157ZM61 156V157H60ZM67 156V157H66ZM83 156V157H82ZM87 156V157H86ZM110 156V157H109ZM126 158H124V157ZM161 159H158L159 157ZM164 156V157H163ZM167 158H166V157ZM175 156V157H173ZM178 156V158H177ZM185 156V157H184ZM190 156V157H188ZM194 156V157H193ZM197 156V157H196ZM201 159H200V157ZM212 156V157H211ZM230 156V157H229ZM233 156V157H232ZM236 156V157H235ZM8 159L6 161V158ZM33 157V158H32ZM56 157V158H55ZM60 157V158H59ZM66 159H65V158ZM74 157V158H73ZM81 157V159H80ZM85 157V158H84ZM97 157V158H95ZM134 158V159H127V158ZM163 157V158H162ZM171 157H173L172 159H170ZM181 157V158H180ZM187 157V159H186ZM199 157V158H198ZM230 159H229V158ZM235 157V158H234ZM248 157V158H247ZM4 158V159H3ZM16 158V159H15ZM42 158V159H41ZM45 158V159H44ZM59 158V159H58ZM69 158V159H68ZM89 158V159H88ZM105 158V159H104ZM124 159L125 161L123 162V160H118V159ZM137 158V159H136ZM157 158V159H156ZM183 158V159H182ZM186 160H185V159ZM195 158V159H194ZM198 158V159H197ZM210 158V160H209ZM214 158V159H213ZM217 158V159H216ZM233 158V159H232ZM263 158V159H262ZM12 159V160H11ZM56 159V160H55ZM72 159V161H71ZM79 159V163H77V160ZM87 159V160H86ZM114 159V160H113ZM148 159V160H147ZM190 159V160H189ZM192 159V160H191ZM194 159V160H193ZM208 159V160H207ZM224 159V160H223ZM226 159V160H225ZM244 159V161H243ZM258 159V160H257ZM15 160V161H14ZM19 160V161H18ZM51 160V161H50ZM52 160H53V163H52ZM62 160V162H61ZM64 160L67 162H64ZM99 160V161H97ZM101 160V161H100ZM113 160V161H111ZM118 160V161H117ZM135 160V161H134ZM142 160V161H141ZM146 160V161H145ZM172 160V161H171ZM176 160V162H175ZM203 160V161H202ZM214 160V161H213ZM228 160V161H227ZM259 160H260V163H259ZM262 160V162H261ZM6 162L7 164H9V161H11V167L9 165H6ZM17 161V162H16ZM37 161V162H36ZM40 161V163L38 162ZM42 161L45 163H42ZM49 163H47V162ZM60 161V162H59ZM88 163H87V162ZM97 161V162H96ZM136 161H139V162H136ZM149 161V162H148ZM152 161V162H151ZM166 161V162H165ZM178 161V162H177ZM199 161L200 164H199ZM212 161V162H211ZM223 161V162H222ZM227 161V162H226ZM234 161H236L234 163ZM238 161V162H237ZM246 161V162H245ZM254 161H257V162H254ZM69 162V163H68ZM72 162H73V165H72ZM81 162V163H80ZM83 162H85V166L83 164ZM92 162V163H91ZM106 162V163H105ZM117 164H116V163ZM121 162V163H120ZM127 162V163H126ZM134 162V163H133ZM165 162V163H164ZM181 162V164H180ZM186 162V163H185ZM190 162V164L188 163ZM197 162V163H196ZM209 162V163H208ZM215 162V163H214ZM231 162V163H230ZM233 162V163H232ZM242 164H239L241 163ZM244 162V163H243ZM17 163V164H16ZM28 165H27V164ZM30 163V164H29ZM58 163V164H56ZM61 163V164H59ZM67 165H66V164ZM98 165H97V164ZM129 163V164H128ZM136 163V164H135ZM140 163V165H139ZM161 165H159V164ZM169 163V165H167ZM175 163V164H174ZM178 163V164H177ZM189 165H188V164ZM192 163V164H191ZM194 163H195V166H194ZM226 163V164H224ZM246 163V164H245ZM252 163V164H251ZM2 164V165H1ZM37 164H40V165H37ZM44 164V165H43ZM47 164V166H45ZM52 166H51V165ZM54 164V165H53ZM70 164V166H69ZM80 164V166H79ZM88 164V165H87ZM90 164V165H89ZM94 164V165H93ZM96 164V166H95ZM100 164V165H99ZM102 164V165H101ZM104 164V166H103ZM128 164V165H127ZM146 164V166H145ZM150 164V165H149ZM154 164V166H153ZM162 164H165V166H167V169L164 165L162 166ZM204 164V165H203ZM237 164V165H236ZM251 164V165H250ZM255 164V165H254ZM18 165V166H17ZM50 165V166H48ZM57 165V166H56ZM72 165V166H71ZM77 165V166H75ZM93 165V166H92ZM106 165V166H105ZM109 168H108V166ZM124 165V166H123ZM135 165V167H134ZM138 165V166H137ZM153 167H152V166ZM173 165V166H172ZM182 165V166H180ZM188 165V166H187ZM199 165L201 167H199ZM203 165V166H202ZM213 165V168H210L212 167ZM230 165V166H229ZM233 167H232V166ZM241 165V166H240ZM253 165V167H252ZM258 165V166H257ZM262 165V166H261ZM9 166V168H7ZM42 166V167H41ZM60 166V167H59ZM83 166H84V169H83ZM115 166H117L115 168ZM133 168H132V167ZM147 166H150V167H147ZM172 166V167H171ZM179 166V168H178ZM185 166V168H184ZM194 166V167H192ZM208 166V167H207ZM215 166V167H214ZM221 166V167H220ZM225 166V167H223ZM227 166V167H226ZM249 168H248V167ZM254 166L256 168H254ZM3 167V168H2ZM27 167V168H26ZM29 167H33L32 169L29 168ZM37 167V168H35ZM45 167V168H43ZM47 167H49L47 169ZM90 167V169H89ZM95 167V168H94ZM98 169H97V168ZM107 167V168H106ZM116 169L115 171H113L114 169ZM146 167L148 170H146ZM161 167V168H160ZM164 167V168H163ZM252 167V168H250ZM260 167V168H259ZM7 168V170H6ZM18 168V170H17ZM20 168V170H19ZM53 168V169H52ZM60 168H63L65 169V171L63 169H60ZM73 168V169H72ZM87 168V169H86ZM112 170H111V169ZM119 170L123 173V175H121L122 173H120V171L118 172L117 170ZM132 168V170H131ZM156 170H154V169ZM174 171H176L175 173H173V169ZM177 168V169H176ZM205 168V169H203ZM233 171H232V169ZM241 168H243L242 170H240ZM246 171L244 172L243 170ZM28 169L30 171H28ZM56 169V170H54ZM58 169V170H57ZM71 169V170H69ZM86 169V170H85ZM172 169V170H171ZM185 169V170H184ZM188 169V170H187ZM196 169V170H195ZM199 169V170H197ZM202 169V170H201ZM208 169V170H206ZM212 169V170H211ZM222 171L220 172L219 171ZM224 169V170H222ZM228 169V172L226 170ZM235 169V170H234ZM262 169V170H260ZM46 170V171H45ZM52 170V171H51ZM60 170L62 172H60ZM98 170V171H97ZM102 172H101V171ZM107 170V171H106ZM126 170V171H125ZM140 170V171H139ZM158 170V171H157ZM171 170V171H170ZM9 171V173L7 172ZM18 171V172H17ZM27 171V172H26ZM57 171V172H56ZM87 171V172H85ZM93 173H92V172ZM96 171V172H94ZM109 171V172H108ZM145 171V172H144ZM151 171V172H150ZM154 171V172H153ZM177 171L179 173H177ZM183 171V172H182ZM190 171V172H189ZM195 171V172H194ZM197 171V172H196ZM199 171V172H198ZM209 171V172H208ZM217 171V172H216ZM232 171V172H231ZM235 171V172H234ZM249 171V172H248ZM259 171V172H258ZM263 171V174L261 173ZM12 172V173H11ZM34 172V173H33ZM42 172V174H41ZM46 172H48L49 174H47ZM75 172V173H74ZM111 172V173H110ZM114 172V174L112 173ZM125 172V173H124ZM128 172V173H127ZM139 172V173H138ZM164 174H163V173ZM216 172V174H215ZM237 172H239V174H237ZM56 175H55V174ZM59 173V174H58ZM64 173V174H63ZM69 173V174H68ZM71 173V175H70ZM95 173H100L101 175H96ZM116 173V174H115ZM149 173V175L147 174ZM158 173L157 177L156 174ZM169 173V175H168ZM173 173V174H172ZM184 173V174H182ZM210 173V174H209ZM221 173V174H220ZM226 173V174H225ZM232 173V174H231ZM248 173V174H247ZM250 173V174H249ZM252 173V174H251ZM7 174V175H6ZM31 174V176L29 175ZM51 174V175H50ZM60 174L62 175L60 177ZM68 174V175H66ZM91 174V175H90ZM117 174H120V175H117ZM141 176H140V175ZM163 174V175H162ZM196 174V175H195ZM219 174V175H218ZM224 174V175H223ZM257 174V175H255ZM262 174V175H261ZM9 175V176H8ZM15 175V176H14ZM27 175V176H26ZM65 175V176H64ZM84 175V176H83ZM93 175V176H92ZM104 175V176H103ZM117 175V176H116ZM126 175L128 177H126ZM133 175V176H132ZM172 175V176H171ZM210 175V176H209ZM222 175V176H221ZM226 175V176H225ZM239 175V178H237ZM240 175H241V178H240ZM243 175V176H242ZM254 175V176H253ZM261 175V176H260ZM4 176V177H3ZM52 176V177H51ZM69 176V178H67ZM97 177V178H94ZM107 176V178H106ZM119 176V178L117 179V177ZM140 176V177H139ZM153 176V177H152ZM163 176L165 178H163ZM175 176V177H174ZM189 176V177H188ZM205 176V178H203ZM212 176V177H211ZM221 176V177H220ZM246 178H245V177ZM252 176V177H250ZM9 177V178H8ZM34 177V178H33ZM46 177H48V181L46 179ZM73 177V178H71ZM78 177V178H77ZM93 177V178H91ZM102 177V178H101ZM111 177V178H110ZM126 177V178H125ZM145 177V178H144ZM149 177V178H148ZM173 177V178H172ZM198 177V179H197ZM207 177V179H206ZM222 177H223V180H222ZM228 177V178H227ZM245 179H244V178ZM248 177V178H247ZM255 177V178H254ZM259 177V178H258ZM13 178V179H12ZM39 178V179H38ZM55 179L56 181H53L52 180ZM58 180H57V179ZM61 178V179H59ZM75 178V179H74ZM89 178V179H88ZM91 178V179H90ZM105 178V179H104ZM110 180H109V179ZM130 178V180H129ZM134 178V179H133ZM136 178V179H135ZM203 178V179H202ZM257 178V179H256ZM261 178V179H260ZM263 178V179H262ZM6 179H7V183H6ZM24 179V180H23ZM35 179V180H34ZM51 179V180H50ZM63 179V180H62ZM71 179V180H70ZM86 181H85V180ZM94 179V180H93ZM100 179V180H99ZM104 179V180H103ZM153 181H152V180ZM158 179V180H157ZM160 179V180H159ZM162 179V180H161ZM174 179V180H173ZM212 179V180H210ZM238 179V183H235L236 180ZM240 179V180H239ZM243 181H242V180ZM31 180V181H30ZM33 180V181H32ZM69 180V182L67 181ZM77 180V182L75 181ZM80 180V181H79ZM99 180V181H98ZM116 180V181H114ZM134 180V181H132ZM142 180V181H141ZM168 180V181H167ZM170 180V181H169ZM195 180V181H194ZM205 180V181H204ZM208 180V181H207ZM214 180V181H213ZM216 180V182H215ZM230 180V181H229ZM248 180V181H247ZM263 180V181H262ZM20 181V182H19ZM35 181V183H34ZM42 181V182H41ZM75 181V182H74ZM84 181V183H83ZM96 181V182H95ZM104 181V182H103ZM107 181V182H106ZM109 181V182H108ZM118 181V182H117ZM121 181V183H120ZM127 181V182H126ZM141 181V183H140ZM145 181V182H144ZM159 181V182H158ZM188 181V182H187ZM209 181H212L209 182ZM228 181V182H226ZM247 181V183H246ZM252 181V182H251ZM262 181V182H261ZM12 182V183H11ZM17 182V183H16ZM25 182H28L27 184ZM30 182V183H29ZM46 182H49V183H46ZM54 182V183H53ZM60 182V183H59ZM66 182V183H65ZM71 182V183H70ZM80 182H82V185H80ZM93 182V183H92ZM99 182V183H98ZM101 182V183H100ZM129 182V183H128ZM139 182V183H138ZM174 184H172V183ZM200 182V183H199ZM223 182V183H221ZM232 182V183H231ZM234 182V183H233ZM241 182L242 186L239 185ZM256 184H255V183ZM9 183V185H8ZM41 183V184H40ZM68 183V185H67ZM77 183V184H75ZM79 183V185H78ZM118 183V186H116ZM163 183V184H162ZM170 183V184H169ZM209 183V184H208ZM216 183V185H215ZM253 183V184H252ZM259 183V184H258ZM7 184V185H6ZM11 184V185H10ZM49 186H47V185ZM58 184V185H57ZM72 184V185H71ZM86 184H88L89 186H87ZM108 186H107V185ZM112 184V185H111ZM116 184V185H114ZM139 184V185H138ZM143 184V185H142ZM156 184V185H155ZM184 184V185H183ZM188 184V185H187ZM205 184V185H203ZM222 186H221V185ZM250 184V185H249ZM251 184L253 186H251ZM255 184V185H254ZM4 185L8 188H4ZM26 185V186H25ZM36 185V187H34ZM39 185V187H38ZM61 185V186H60ZM67 185V186H66ZM75 185V186H74ZM92 185V186H90ZM103 185V187L101 186ZM125 187H124V186ZM129 185V186H128ZM141 185L143 187H141ZM149 185V186H148ZM173 185V187H172ZM200 185V186H199ZM214 185V186H212ZM236 185V186H234ZM245 185V186H244ZM249 185V186H248ZM262 185V186H261ZM13 186V187H12ZM30 186V187H29ZM52 186V187H51ZM70 186V188H69ZM94 186V187H93ZM100 188H99V187ZM147 186V188H146ZM162 186V187H160ZM211 186V187H210ZM229 186V187H227ZM234 186V187H233ZM238 186V187H237ZM240 186V187H239ZM245 188H244V187ZM261 188H260V187ZM10 187V188H9ZM18 187V189H17ZM22 187V189H20ZM50 187V188H49ZM66 187H68L66 189ZM82 187V189H81ZM86 187V188H85ZM93 187V188H92ZM112 187V188H111ZM151 187V188H149ZM197 187V188H196ZM202 187V188H201ZM206 189H205V188ZM223 187V188H222ZM233 190H232V188ZM34 188V190H33ZM48 188V189H47ZM54 188V190L56 191H52ZM61 188V189H60ZM71 188H73L71 190ZM83 188H85L83 190ZM102 188V189H101ZM111 188V189H110ZM115 188V189H113ZM117 188V189H116ZM162 190H161V189ZM176 188V189H175ZM209 188V189H208ZM219 188V189H218ZM221 188V189H220ZM237 188H240V189H237ZM249 188V189H248ZM251 188V189H250ZM254 188V189H253ZM256 188V189H255ZM260 188V189H259ZM18 191H17V190ZM31 189V190H30ZM40 189V190H39ZM58 189V190H57ZM64 189V190H63ZM81 189V191H80ZM98 189V190H97ZM113 189V190H112ZM120 189V190H119ZM124 192H123V190ZM138 189V190H137ZM151 189V190H150ZM180 189V190H179ZM190 189V190H189ZM226 189V190H225ZM236 189V190H235ZM248 189V191H247ZM255 191H253V190ZM2 190V191H1ZM15 190V191H14ZM25 190V191H24ZM28 190V191H27ZM38 190V191H36ZM43 192H40L42 191ZM50 190V191H49ZM61 190V191H60ZM74 190V191H73ZM75 190H78L77 192ZM89 190V191H87ZM92 192H91V191ZM106 190V192H105ZM116 190V191H115ZM118 190V191H117ZM127 190V191H125ZM133 190V191H132ZM141 194H140V192ZM144 190V191H143ZM155 190V191H154ZM168 190V191H167ZM197 190H198V193H197ZM202 190V191H201ZM208 190V191H206ZM211 190V191H210ZM239 190V191H238ZM241 190V191H240ZM246 190V192L244 191ZM259 190V191H258ZM261 190V191H260ZM8 191V193H7ZM22 191V192H21ZM27 191V193H26ZM30 191V192H29ZM46 191L48 192V194L50 193V196L47 194H44L46 193ZM60 191V192H58ZM65 191H67V193H65ZM102 191V192H101ZM121 191V192H120ZM130 191V192H129ZM151 191V192H150ZM204 191V192H203ZM210 191V192H209ZM221 191V193H220ZM226 191V192H225ZM230 191V192H228ZM18 192V193H17ZM35 192L36 194H33ZM39 192V193H37ZM65 194H64V193ZM71 192V194H70ZM86 192V193H85ZM96 194H94V193ZM111 192V195L110 193ZM115 192V193H114ZM119 192V193H117ZM136 192V193H135ZM143 192V193H142ZM149 192V193H147ZM155 192V193H154ZM160 193L158 195V193ZM169 192V193H168ZM178 192V193H177ZM193 192V193H192ZM203 192V193H202ZM206 192V193H205ZM215 192V193H214ZM217 192V193H216ZM235 192V193H234ZM236 192H238L236 194ZM241 192V194H240ZM242 192H245V193H242ZM251 192V193H250ZM259 192V193H258ZM16 193V194H15ZM25 193V194H24ZM43 193V195L41 194ZM52 193H54V195H52ZM63 193V194H62ZM70 195H69V194ZM76 193V194H75ZM85 193L87 195V198H89V200L86 197ZM124 193V194H123ZM152 193V194H151ZM157 193V194H156ZM168 193V194H167ZM173 193V194H172ZM177 193V194H176ZM184 193V194H183ZM226 193V194H224ZM230 193V194H229ZM234 193V194H232ZM11 196H9V195ZM38 194V195H37ZM42 196H41V195ZM83 194V195H81ZM91 194V195H90ZM94 194V195H93ZM100 194V196H99ZM102 194V195H101ZM131 194V195H130ZM140 194V195H139ZM150 194V195H149ZM171 194V195H170ZM181 194V195H179ZM198 194V195H197ZM209 196H208V195ZM224 194V196H223ZM229 194V195H228ZM253 194V195H252ZM262 194V195H260ZM2 195V196H1ZM6 195V197H5ZM20 195V196H19ZM25 197H24V196ZM28 195V196H27ZM36 195V197L34 196ZM59 195V196H58ZM73 195V196H72ZM98 195V196H97ZM106 195V196H104ZM129 195V196H128ZM133 195V196H132ZM185 195V196H184ZM194 195V196H193ZM214 195V196H213ZM222 195V196H221ZM241 195V196H239ZM246 195V196H245ZM251 195V196H250ZM9 196V197H8ZM16 196V197H15ZM35 198H34V197ZM45 196V197H44ZM56 196V197H55ZM61 196V197H60ZM72 196V197H71ZM77 196V197H75ZM91 196V197H89ZM110 196V197H108ZM112 196V197H111ZM144 196V197H143ZM154 196V197H153ZM156 196V198H155ZM160 196V197H159ZM214 198H213V197ZM218 196V197H217ZM228 196V197H227ZM230 196V197H229ZM233 196V197H232ZM248 196V197H247ZM262 196V197H261ZM2 197V198H1ZM5 197V198H4ZM8 197V198H7ZM18 197V199H17ZM24 197V198H23ZM30 197V198H29ZM33 198V201H35V204L37 205H34V202L32 203V199ZM42 197V198H41ZM49 197L51 199H49ZM57 197L59 199H57ZM75 197V198H74ZM81 197V198H79ZM84 197V198H83ZM106 197H107V200H106ZM119 197V199H118ZM151 197V198H150ZM164 197H167L166 199ZM181 197V198H179ZM183 197V198H182ZM189 197V198H188ZM204 197V198H203ZM223 197V198H222ZM226 197V198H225ZM239 197V198H237ZM241 197V199H240ZM245 197L246 200L244 199ZM251 197V199H250ZM257 197V198H256ZM4 198V199H3ZM22 198V199H21ZM28 198V199H27ZM53 198V199H52ZM64 198V199H63ZM67 198L68 199H71L70 201L67 202ZM74 198V199H73ZM97 198V199H96ZM102 198V199H101ZM111 198V199H110ZM113 198H117L116 200L113 199ZM154 198V199H153ZM173 198V199H172ZM221 198V200H219ZM231 198H235L234 199H231ZM27 199V200H26ZM35 199V200H34ZM39 199V202L37 201ZM57 199V200H55ZM78 202H77V200ZM84 199V202L83 200ZM109 199V200H108ZM113 199V200H112ZM123 199V200H122ZM134 199V200H133ZM139 199V200H138ZM150 199V200H149ZM159 199V200H158ZM170 199V200H169ZM198 199V200H197ZM203 199V200H202ZM224 199H226L224 201ZM229 199V200H228ZM231 199V200H230ZM244 199V200H243ZM257 199V200H256ZM259 199V200H258ZM262 199V200H261ZM19 200V202H18ZM22 200V201H21ZM30 200V201H29ZM45 200V202H44ZM49 200V201H47ZM58 200H59V204H58ZM75 200V202H74ZM97 200V201H96ZM100 200V201H99ZM104 200V201H103ZM121 200V201H120ZM126 200V201H125ZM141 200V201H140ZM145 200H148V204H147V201ZM161 200V201H160ZM208 200V201H207ZM210 200V201H209ZM228 200V201H227ZM240 200V201H238ZM247 200H249L247 202ZM255 200V203H253ZM8 201V202H7ZM24 201V202H23ZM28 201V202H27ZM36 201L38 203H36ZM42 203H41V202ZM56 201V203H54ZM63 201L66 203H64V207L62 208L63 210H61V207L63 205ZM93 201H95V205L93 204ZM108 205L107 204V202ZM177 201V202H175ZM203 201V202H202ZM207 201V202H206ZM220 203H219V202ZM236 201V202H235ZM242 201H244L242 203ZM6 202V203H5ZM33 204H31V203ZM47 202V203H46ZM70 202V203H69ZM98 203V206L96 205ZM105 202V204H104ZM117 202V204H116ZM129 202V203H128ZM136 202V203H135ZM161 204H160V203ZM170 202V203H169ZM209 202V203H208ZM213 202V203H211ZM222 202V203H221ZM226 202V203H225ZM258 202V203H257ZM261 202V203H260ZM2 203V204H1ZM18 205H15L17 204ZM29 203V204H28ZM46 205H45V204ZM72 204V205H68V204ZM74 203V204H73ZM81 203V204H80ZM86 203V204H85ZM102 203V204H101ZM121 203V204H120ZM128 203V204H127ZM139 203V204H138ZM151 203V204H150ZM155 203V204H154ZM158 203V204H157ZM179 203V204H178ZM188 203V204H186ZM192 203V204H190ZM201 203V204H200ZM204 203V204H203ZM206 203V205H205ZM211 203V204H210ZM235 203V204H234ZM237 203V204H236ZM239 203V204H238ZM245 203V204H244ZM26 204V205H24ZM30 204L32 205L31 209H27V208H31L30 207ZM42 204L41 206L38 207V205ZM48 204V205H47ZM62 204V205H60ZM80 204V205H79ZM91 204L93 206H91ZM105 206H104V205ZM110 204V205H109ZM153 204V205H152ZM163 204V205H162ZM176 204V205H175ZM210 204V205H208ZM219 204V205H218ZM232 206H231V205ZM244 204V205H242ZM262 204V205H261ZM7 205V206H5ZM23 205V206H22ZM54 205V207L52 206ZM68 205V206H67ZM74 205V206H73ZM78 205V206H77ZM87 205V206H85ZM123 205V206H121ZM131 207H130V206ZM134 207H133V206ZM151 205V207H150ZM155 205V207H154ZM159 205V206H158ZM178 205V206H177ZM186 205V206H185ZM215 205V206H214ZM224 205V206H223ZM226 205V206H225ZM246 205V206H245ZM249 207H248V206ZM254 207H253V206ZM259 205V206H258ZM22 206V207H21ZM36 208H35V207ZM45 206V207H44ZM53 208H52V207ZM60 206V207H59ZM67 206V207H66ZM97 206V207H96ZM101 206V207H100ZM103 206V207H102ZM159 208H158V207ZM162 206V207H160ZM211 206V207H210ZM240 208H239V207ZM257 206V207H256ZM4 207V208H3ZM16 207V208H15ZM24 207V208H23ZM43 207V209H41ZM59 209H58V208ZM87 207V208H86ZM107 207L109 209H107ZM114 207V208H113ZM137 207V208H136ZM142 210H140L139 208ZM164 207V208H163ZM178 207V208H176ZM181 207V208H180ZM185 207V208H184ZM215 207V208H214ZM217 207V208H216ZM245 207V209H244ZM263 207V208H262ZM3 208V209H2ZM15 208V209H14ZM20 208V210H19ZM35 208V209H34ZM38 208V209H37ZM49 208V209H48ZM51 208V210H50ZM56 208V209H54ZM71 208V209H70ZM80 208H82V210H80ZM86 208V209H85ZM105 210H103V209ZM113 208V209H112ZM118 208V210H117ZM122 208V210H121ZM124 208V209H123ZM157 209L155 211V209ZM166 208V209H165ZM173 208V209H172ZM176 208V209H175ZM194 208V209H193ZM220 208V209H219ZM233 208V209H232ZM235 208V209H234ZM38 211H37V210ZM78 209V210H77ZM90 209H92L90 211ZM99 209V210H98ZM130 209V210H129ZM134 209V210H133ZM138 209V210H136ZM216 209V210H215ZM229 209V211H228ZM231 209V210H230ZM250 211H249V210ZM254 209V210H253ZM26 210V212H24ZM31 210V211H30ZM36 210V211H35ZM40 210V211H39ZM59 210V211H58ZM63 213V211H65ZM69 210V211H68ZM77 210V211H76ZM87 210V211H85ZM93 210L95 211V213L93 212ZM105 212H103V211ZM112 210V211H111ZM115 212H114V211ZM151 210V211H150ZM170 210V211H169ZM173 210V212H172ZM198 210V211H197ZM214 210V211H213ZM220 210V211H219ZM234 210V216H233V213L232 211ZM237 210V211H236ZM246 212H244V211ZM253 210V211H252ZM13 211V213H12ZM21 211V212H20ZM29 211V212H28ZM58 211V212H57ZM68 211V212H67ZM81 211V212H80ZM132 211V212H131ZM136 211V212H135ZM141 211V213H140ZM150 211V213H149ZM154 211V212H153ZM166 211V212H165ZM188 211V212H187ZM203 211V212H202ZM212 211V212H211ZM227 211V212H226ZM231 211V212H230ZM245 213H242V212ZM40 212V213H38ZM62 212V213H61ZM76 212H79V215H77L78 213ZM88 212V213H86ZM101 212V213H100ZM128 212V213H127ZM134 214L136 217H134ZM176 212V213H175ZM216 212V213H215ZM220 212V213H219ZM226 214H224V213ZM20 213V214H19ZM22 213V215H21ZM25 215H24V214ZM38 213V215H37ZM52 213V215H51ZM67 213V214H65ZM70 213V214H69ZM76 213V214H74ZM91 213V214H90ZM97 213V215H96ZM100 213V214H99ZM107 213V215H106ZM113 213V214H112ZM122 213V214H121ZM125 217H123L124 215ZM140 213V214H139ZM144 213V214H143ZM152 213H154L152 215ZM184 213V214H183ZM218 213V214H217ZM15 214V215H13ZM30 214V216H29ZM41 214V215H40ZM44 214V215H43ZM73 214V216H72ZM102 214V215H101ZM109 214V216H108ZM111 214V215H110ZM115 214V215H114ZM118 214V215H117ZM126 214H131V215H126ZM148 214L150 216H148ZM162 214V215H161ZM168 214V215H167ZM200 214V215H199ZM217 214V215H216ZM239 214V215H238ZM253 214V215H252ZM256 214V215H255ZM19 215V216H18ZM56 215V216H55ZM86 215V216H85ZM94 215V216H93ZM122 215V216H121ZM156 215V216H155ZM192 215V216H191ZM194 215V216H193ZM255 215V216H254ZM18 216V217H17ZM24 216V217H22ZM33 216V217H32ZM37 216V217H36ZM46 216V218H45ZM66 216L68 217V219L66 218ZM75 216V217H74ZM85 216V217H83ZM147 216V217H146ZM159 216V217H158ZM197 216V217H196ZM211 216V217H210ZM225 218H222L224 217ZM243 216V217H242ZM247 216V217H246ZM30 217V219H28ZM32 217V218H31ZM44 217V218H43ZM94 217V218H92ZM97 217V218H96ZM99 217V218H98ZM107 217V218H106ZM111 217V218H110ZM113 217V218H112ZM120 217V218H119ZM123 217V218H122ZM129 217H130V220H129ZM133 217V218H132ZM169 217V218H167ZM213 217V218H212ZM219 219H218V218ZM234 217L236 220H234ZM238 217V218H237ZM246 217V219L244 218ZM21 218V220H20ZM24 218V219H22ZM72 218V219H71ZM84 218V219H83ZM105 218V219H104ZM111 219V220H108ZM141 218V220H140ZM157 218V219H155ZM191 218V219H190ZM215 218V219H214ZM217 218V219H216ZM227 218V219H226ZM233 218V219H232ZM242 218L244 220H242ZM250 220H249V219ZM258 218H259V221H258ZM36 219V220H35ZM42 219V220H41ZM53 219V220H52ZM58 219V220H57ZM72 220V221H68V220ZM79 219H80V222H79ZM95 219H98V220H95ZM122 219V220H121ZM128 219V221L126 220ZM136 219V220H134ZM150 219V220H149ZM214 219V220H213ZM224 221H223V220ZM230 219V220H229ZM240 219V220H239ZM249 222H247L248 220ZM28 220V222H27ZM30 220V221H29ZM43 220H47V222L43 221ZM56 220V221H55ZM62 220V221H61ZM63 220L65 222H63ZM67 220V221H66ZM84 220V222H83ZM92 220V221H91ZM95 220V221H94ZM104 220V222L102 221ZM119 220V221H117ZM125 220V222H123ZM203 220V221H202ZM221 220V221H220ZM233 220V223L232 221ZM242 220V221H241ZM254 220V221H253ZM263 222H262V221ZM22 221V222H21ZM34 223H32V222ZM55 221V222H53ZM103 223H102V222ZM132 221V222H131ZM160 221V222H158ZM219 221V222H218ZM229 221V222H228ZM240 221V222H239ZM246 221V222H245ZM51 222V223H50ZM73 222V223H72ZM88 222V223H87ZM99 224H98V223ZM107 222V223H106ZM110 222V223H109ZM116 225H115V223ZM122 222V223H121ZM127 222V224H126ZM141 222V223H140ZM152 222V223H151ZM189 222V223H188ZM215 222V223H214ZM224 222V223H223ZM245 224H243V223ZM19 223V224H18ZM27 223V224H26ZM57 223V224H56ZM65 223V224H64ZM68 223V224H67ZM79 223V224H78ZM81 223V224H80ZM89 223H92L89 225ZM119 223V225H118ZM155 223V226L153 225ZM160 223V225H159ZM198 223V224H197ZM202 223V224H201ZM218 223V224H217ZM220 223V224H219ZM240 223V224H238ZM250 223V224H249ZM256 223V224H255ZM24 224V225H23ZM34 224V225H33ZM48 224V225H47ZM61 224V225H60ZM64 224V225H63ZM107 224H108V227H107ZM110 224V225H109ZM113 224V225H112ZM171 224V226H170ZM183 224H185L183 226ZM215 224V226H214ZM223 224V225H222ZM228 224V226H227ZM231 224V225H230ZM232 224H234L235 226H233ZM263 224V225H262ZM26 225V226H25ZM66 225V226H65ZM76 225V226H75ZM81 225V227H80ZM85 225V226H84ZM89 225V226H88ZM95 225V226H94ZM124 225V226H123ZM144 225V226H143ZM149 225V226H148ZM179 225V226H178ZM227 227H225V226ZM239 225V226H237ZM253 225V226H252ZM255 225V226H254ZM47 226V227H46ZM53 226V227H52ZM59 226V227H58ZM93 226V227H91ZM99 226V227H98ZM102 226V227H101ZM138 226V227H137ZM144 228H142V227ZM147 226V227H146ZM153 226V227H151ZM213 228H212V227ZM220 226V227H219ZM249 226V227H248ZM20 227V228H19ZM26 227V229H25ZM39 227H42L39 229ZM65 227V228H64ZM80 227V228H79ZM82 227L83 230H82ZM97 227V229L95 228ZM111 227V229H110ZM119 227V228H118ZM121 227V228H120ZM128 227V228H127ZM133 227V228H132ZM135 227V229H134ZM140 227V228H139ZM146 227V228H145ZM155 227V229H154ZM179 227V228H178ZM202 227V228H201ZM206 227V228H205ZM219 227V229H218ZM23 228V229H22ZM45 228V230H44ZM59 228V229H58ZM63 228V229H62ZM71 228V229H70ZM73 228V229H72ZM103 228V229H102ZM127 228V229H126ZM130 228V229H129ZM172 228V229H171ZM212 228V229H211ZM217 228V229H216ZM234 228V229H232ZM239 228V229H238ZM20 229V230H19ZM22 229V230H21ZM28 229V230H27ZM31 229V231H30ZM53 229V230H52ZM87 229V230H85ZM92 229V230H91ZM94 229V230H93ZM95 229L97 231H95ZM120 229V230H119ZM133 232H132V230ZM147 229V230H146ZM162 229V230H161ZM192 229V230H190ZM194 229V230H193ZM254 229V230H252ZM258 229L260 231H258ZM27 230V232L25 231ZM34 230H36L35 232H33ZM64 230H66L64 232ZM69 232H68V231ZM81 230V231H80ZM99 230V231H98ZM108 230V231H107ZM122 230V231H121ZM150 230V231H149ZM179 230V231H178ZM222 230V231H221ZM232 230V232H231ZM235 230V231H234ZM240 233H238V231ZM251 230V231H250ZM263 230V231H262ZM22 231V232H20ZM24 231V233H23ZM40 233H39V232ZM45 233H44V232ZM82 232L81 234L78 233ZM102 231V232H101ZM121 231V232H120ZM135 231V232H134ZM219 231V233H218ZM224 231V232H223ZM250 231V232H249ZM20 232V233H19ZM33 232V233H31ZM48 232V233H47ZM59 232V233H58ZM63 232V233H62ZM77 232V233H76ZM96 234H95V233ZM115 232V233H114ZM126 232V233H125ZM154 232V233H153ZM179 232V233H178ZM184 233V236H183V233ZM195 234H194V233ZM209 232V233H208ZM216 232V233H215ZM237 232V233H236ZM252 232V233H251ZM255 232V233H254ZM259 234H257V233ZM261 232V233H260ZM17 233V234H16ZM24 237H23V235ZM61 233V234H60ZM68 233V234H67ZM76 233V234H75ZM85 233V234H84ZM90 233V234H89ZM136 233V235H135ZM144 233V234H143ZM171 233V234H170ZM193 235H192V234ZM200 233V234H199ZM211 233V234H210ZM230 233V234H229ZM251 233V234H250ZM19 234V235H18ZM36 234V235H35ZM67 236H66V235ZM73 234V235H72ZM114 234V235H113ZM119 234V235H118ZM151 234V235H150ZM157 234V235H156ZM161 234V235H160ZM173 234V235H172ZM197 234V235H196ZM203 234V235H202ZM213 234V235H212ZM226 234V235H225ZM254 234V235H253ZM22 237H21V236ZM72 235V236H71ZM76 238H74L75 236ZM84 235V236H83ZM86 235V236H85ZM99 235V237L97 236ZM121 235V236H120ZM139 235V236H138ZM142 235V236H140ZM169 235V237H168ZM180 237H179V236ZM218 235V236H216ZM235 235V236H234ZM246 235V236H245ZM249 235V236H248ZM2 236V237H1ZM12 236V237H11ZM29 236V237H28ZM34 236V237H33ZM40 236V237H39ZM42 236V237H41ZM71 236V237H70ZM82 236V237H81ZM89 236V237H88ZM96 238L97 239V242H96V239L93 238ZM136 236V237H135ZM192 236V237H191ZM199 236V237H198ZM220 236V237H219ZM223 236V237H222ZM239 238H238V237ZM256 238V239H254ZM256 236V237H255ZM263 236V238H262ZM19 237V239H17ZM64 238V240L62 238ZM78 237H80L78 239ZM87 237V240H85ZM92 237V238H91ZM187 237V238H186ZM202 237V238H201ZM204 237V238H203ZM224 237H227L224 238ZM258 237V238H257ZM35 238V239H34ZM89 238V240H88ZM141 238V239H139ZM146 238V240H145ZM149 238V239H148ZM159 238V239H158ZM175 238V239H174ZM181 238V239H180ZM182 238H184V240H182ZM201 238V239H200ZM224 238V239H223ZM246 238V240H245ZM262 238V239H261ZM20 239H21V244H20ZM29 239V240H28ZM40 239V240H39ZM43 239V240H42ZM47 239V240H46ZM62 239V240H60ZM71 239V240H70ZM83 239L86 241L84 242ZM164 239V240H162ZM166 239V240H165ZM173 239V240H172ZM210 241H208V240ZM237 239V240H236ZM37 240V241H36ZM92 240L94 241L92 243ZM101 240V242H100ZM145 240V241H144ZM170 240V241H169ZM181 240V241H180ZM195 240V241H193ZM200 240V242L197 241ZM205 240V241H204ZM222 240V241H220ZM254 240V241H253ZM41 241V242H40ZM46 241V242H45ZM60 241V242H59ZM64 241V242H63ZM71 241V242H70ZM81 241V242H80ZM84 243H83V242ZM153 241V242H152ZM166 241H168V244L166 243ZM186 241V242H185ZM240 241V242H239ZM244 241V242H243ZM251 241V242H250ZM253 241V242H252ZM259 241V242H258ZM18 245H16L17 243ZM40 242V243H39ZM53 242V243H52ZM70 242V243H69ZM78 242V243H77ZM81 244H80V243ZM96 242V243H95ZM99 242V243H98ZM119 242V243H118ZM144 242V243H142ZM146 242V243H145ZM151 244H150V243ZM181 242V243H180ZM208 242V243H207ZM221 242V243H220ZM223 242V243H222ZM234 242V243H233ZM257 242V243H256ZM24 243V244H23ZM38 243V244H37ZM65 243V244H64ZM101 243V244H100ZM142 243V245H141ZM152 243H155V244H152ZM171 243V244H170ZM197 243V244H196ZM201 243V244H200ZM60 244H63V245H60ZM77 244V245H76ZM83 244V245H82ZM89 244V245H88ZM94 247H93V245ZM178 244V245H177ZM185 244V246H183ZM224 244V245H223ZM262 244V245H261ZM12 245V246H11ZM47 245V246H46ZM66 245V246H65ZM81 245V248L79 247ZM97 245V246H96ZM138 245V246H137ZM182 247H181V246ZM203 245V246H202ZM209 245V246H208ZM252 245V246H251ZM22 246V247H21ZM38 246V247H37ZM61 246V247H60ZM69 246V247H68ZM70 246L72 248H70ZM145 248H144V247ZM148 246V247H147ZM152 246V247H151ZM154 246V247H153ZM165 246V247H164ZM167 246H169L167 248ZM174 246V247H173ZM212 246H215V247H212ZM223 246V247H222ZM19 247V248H18ZM21 247V249H20ZM59 247V248H58ZM76 247V248H75ZM79 247V248H78ZM97 247H98V250L100 252H97ZM142 247V248H141ZM171 247V249H170ZM194 247V248H193ZM232 247V248H231ZM262 247V248H261ZM18 248V249H16ZM40 248V249H39ZM176 248V250H175ZM202 248V249H201ZM217 248V249H216ZM221 248V249H220ZM224 248V249H223ZM260 248V249H259ZM16 249V250H15ZM26 249V250H25ZM45 251H44V250ZM68 249V250H67ZM79 249V250H78ZM90 249V250H89ZM103 249V250H102ZM149 249V250H148ZM151 249V250H150ZM166 249V250H165ZM209 249V250H208ZM214 251H213V250ZM245 249V250H244ZM4 250V251H3ZM13 250H15L13 252ZM21 250V251H20ZM65 250V251H64ZM75 250V251H74ZM76 250H77V253H76ZM158 250H159V253H158ZM163 250V251H162ZM165 250V251H164ZM186 250V251H185ZM189 250V251H188ZM192 250V251H191ZM224 252H223V251ZM249 250V251H248ZM20 252V256L19 255V252ZM71 251V252H70ZM74 251V252H73ZM78 251H79V254H78ZM95 251V252H94ZM145 251L146 254H143V252ZM162 251V252H161ZM226 251V252H225ZM230 251V252H229ZM12 252V253H10ZM24 252V253H23ZM34 252V253H33ZM47 252V253H46ZM69 252V253H68ZM89 252V253H88ZM105 252V253H104ZM158 254H157V253ZM187 252V253H185ZM205 252V253H204ZM216 252L218 253L217 255ZM228 252V253H227ZM235 252V253H233ZM245 252V253H244ZM2 253V254H1ZM18 253V254H17ZM23 253V254H22ZM32 253V255H31ZM43 255H42V254ZM65 253V254H64ZM76 253V255H75ZM93 253V256L92 254ZM95 253V255H94ZM180 253V254H179ZM182 253V255H181ZM227 253V254H225ZM12 254V255H11ZM15 254V256H14ZM70 256H69V255ZM75 255V256H72V255ZM99 254L101 256H99ZM142 254V255H141ZM156 254V255H154ZM166 254V255H164ZM172 254V255H170ZM189 254V255H188ZM225 254V255H224ZM229 254V255H228ZM258 254V255H257ZM2 255V256H1ZM17 255V256H16ZM78 255V257H77ZM150 257H149V256ZM176 257V255L178 257ZM192 255V256H191ZM211 255V256H210ZM214 255H215V258H214ZM235 255V256H234ZM243 255V256H242ZM245 255V256H244ZM13 256V257H12ZM67 256V257H65ZM91 258H90V257ZM155 256L157 257L156 259ZM164 256V257H163ZM197 256V257H196ZM11 257V258H10ZM16 257V258H15ZM22 257V258H20ZM87 257V258H86ZM89 257V258H88ZM144 257V258H143ZM149 258V259H146V258ZM152 257V258H151ZM160 257V258H158ZM163 257V258H162ZM171 257V258H170ZM200 257V258H199ZM202 257V258H201ZM228 257V258H227ZM230 257V258H229ZM77 260H76V259ZM83 258V259H81ZM86 258V259H85ZM162 258V259H161ZM170 258V259H169ZM174 258V259H173ZM237 258V259H236ZM243 258V259H242ZM256 258V259H255ZM19 259V261H18ZM31 259H33L32 261H30ZM68 259V260H67ZM69 259H71L69 261ZM75 259V260H73ZM92 259V260H91ZM143 259V260H142ZM159 259V260H158ZM197 259V260H196ZM235 259V260H234ZM12 260V261H11ZM24 260V261H22ZM63 260V262H62ZM82 262H81V261ZM86 262H85V261ZM99 260V261H98ZM142 260V261H140ZM158 263H157V261ZM167 260V261H166ZM180 260V261H179ZM209 260L211 262H209ZM224 260V261H223ZM256 260V261H255ZM17 261V262H16ZM22 261V262H21ZM27 261V262H25ZM37 261V262H36ZM80 261V263L78 262ZM88 261V262H87ZM90 261V262H89ZM93 263H92V262ZM95 261V262H94ZM126 261V262H125ZM130 261V262H129ZM147 261V262H146ZM164 261H166L167 263H165ZM175 261V262H174ZM194 261V262H193ZM206 263H205V262ZM216 261V262H215ZM242 261V263H241ZM21 262V263H20ZM69 262V263H68ZM75 262V263H74ZM84 262V263H83ZM109 262V263H108ZM118 262V263H117ZM124 262V263H123ZM145 262V263H143ZM154 262V263H153ZM181 262V263H180ZM190 262V263H189ZM200 262V263H199ZM209 262V263H208ZM218 262V263H217ZM224 262V263H223ZM256 262V263H255Z\"/></svg>",
  "mask_w": 264,
  "mask_h": 264
},
{
  "label": "bare ground",
  "instance_id": "obj_2",
  "mask_svg": "<svg viewBox=\"0 0 264 264\" xmlns=\"http://www.w3.org/2000/svg\"><path fill=\"white\" fill-rule=\"evenodd\" d=\"M16 1H18V0H16ZM15 0H14V3L16 2ZM26 1H28V0H26ZM31 1V0H30ZM34 2H35V0H33ZM41 1H43V0H41ZM47 1V0H46ZM56 1H58V0H56ZM72 1H74V0H72ZM75 1H77L78 2V0H75ZM104 1L105 0H91L90 1V16L91 17H93V19L95 20V21H97V22H99L100 23V25H102V26H104L103 25V23L104 22H107V21H110L111 22V20H112V17H109V15H108V13L106 12V10H105V8H104ZM120 1H123V0H114V2L113 3H116L114 6H116ZM131 0H129V2H130ZM146 1V0H145ZM152 2H154L153 0H151ZM159 1V0H158ZM164 1V0H163ZM170 1V0H169ZM172 1V0H171ZM177 1H179V0H177ZM176 1V2H177ZM196 1V0H195ZM194 1V2H195ZM200 1H202L203 2V0H200ZM207 1V0H206ZM212 1V0H211ZM217 1V0H216ZM227 1V0H226ZM236 1V0H235ZM54 2V1H53ZM63 2V1H62ZM106 2H108L107 0H106ZM140 2V1H139ZM147 2V1H146ZM150 2V1H149ZM148 2V3H149ZM151 2V3H152ZM166 2L168 3V1L166 0ZM165 2V3H166ZM184 2H185V0H184ZM187 2V1H186ZM190 2H191V0H190ZM189 2V3H190ZM193 2V1H192ZM197 2H199L198 0H197ZM218 2V1H217ZM229 2V1H228ZM244 2V1H243ZM252 2V1H251ZM13 3V4H14ZM22 3H23V1H22ZM28 3H29V1H28ZM60 3V2H59ZM63 3H65V2H63ZM67 3H68V1H67ZM73 2H71V4H72ZM87 3V2H86ZM109 3V2H108ZM131 3V2H130ZM130 3H129V6H130ZM162 3H164V2H162ZM164 3V4H165ZM166 3V4H167ZM170 3V2H169ZM221 3V2H220ZM26 3H24V5H25ZM30 4V3H29ZM28 4V5H29ZM43 4V3H42ZM66 4V3H65ZM70 4V3H69ZM75 4V6L77 7V5H76V3H74ZM89 4V3H88ZM124 4H126V3H124ZM128 4V3H127ZM139 4V3H138ZM182 4V3H181ZM180 4V5H181ZM192 3H190V5H191ZM242 4V3H241ZM27 5V6H28ZM32 5H33V3H32ZM36 5V4H35ZM53 5V4H52ZM67 5V4H66ZM79 5V4H78ZM106 5H107V3H106ZM135 5H136V2H135ZM143 5V4H142ZM142 5H140V8H141V6ZM159 5H161V4H159ZM168 5V4H167ZM169 5H171V4H169ZM169 5H168V7L167 8H169ZM199 5V4H198ZM226 5H227V3H226ZM225 5V6H226ZM234 5V4H233ZM235 5H236V3H235ZM249 5V4H248ZM26 6V5H25ZM42 6V5H41ZM43 6H44V4H43ZM48 6H49V4H48ZM72 6V5H71ZM111 6V5H110ZM113 6V7H114ZM132 6V5H131ZM147 6V5H146ZM153 6H154V3H153ZM163 6V5H162ZM161 6V7H162ZM174 6V5H173ZM181 6H184V5H181ZM210 6V5H209ZM212 6V5H211ZM215 7H216V5H214ZM218 6V5H217ZM219 6H221V5H219ZM240 6V5H239ZM250 6V5H249ZM251 6H252V4H251ZM19 7V6H18ZM21 7V6H20ZM29 7V6H28ZM35 8H36V6H34ZM45 7V6H44ZM43 7V8H44ZM70 7V6H69ZM82 7H84V6H82ZM118 7V6H117ZM125 6L123 5V8H124ZM138 7H139V5H138ZM138 7L136 8V9H138ZM148 8H149V6H147ZM146 7V8H147ZM155 7H156V4H155ZM170 7H172V6H170ZM187 7V5L184 7V9ZM195 7V6H191V8H190V6H189V9H193V8ZM202 7H203V5H202ZM223 7H224V5H223ZM227 7H228V5H227ZM246 7V6H245ZM15 8H16V5H15ZM22 8H23V6H22ZM25 8V7H24ZM37 8H39V6L37 7ZM36 8V9H37ZM41 9H42V7H40ZM63 8V7H62ZM123 8H122V10H123ZM126 8V7H125ZM151 8H154V7H151ZM151 8H149V9H151ZM157 8V7H156ZM155 8V9H156ZM164 8H165V6H164ZM196 8H198V7H196ZM212 8V7H211ZM225 8V7H224ZM230 8V7H229ZM251 8V7H250ZM255 8V7H254ZM18 9V8H17ZM20 9V8H19ZM26 9V8H25ZM34 9V8H33ZM74 9V8H73ZM76 9V8H75ZM106 9H108V8H106ZM117 9V8H116ZM128 9H129V7H128ZM143 9V8H142ZM166 9V8H165ZM164 9V10H165ZM173 9H174V7H173ZM179 9V8H178ZM181 9H182V7H181ZM183 9V10H184ZM208 9V8H207ZM210 9V8H209ZM214 9L215 8H213V11H214ZM231 9H232V7H231ZM234 9V8H233ZM232 9V10H233ZM244 9V8H243ZM242 9V10H243ZM256 9V8H255ZM255 9H254V11H255ZM20 10H23V9H20ZM28 10V9H27ZM29 10H31V9H29ZM78 10V9H77ZM109 10H111V8L109 9ZM113 10V9H112ZM159 10V9H158ZM163 10V8H162V11H164ZM174 10H176V9H174ZM180 10V9H179ZM199 10V9H198ZM212 10V9H211ZM210 10V11H211ZM220 10V9H219ZM238 10V9H237ZM250 10V9H249ZM253 10V8L251 9V11ZM18 12H19V10H17ZM26 11V10H25ZM31 11H33V10H31ZM44 11V10H43ZM43 11L41 12V11H39V13L42 15V13H43ZM70 11L72 12V10L70 9ZM87 11H88V9H87ZM114 11V10H113ZM136 11V10H135ZM145 11V10H144ZM151 12H152V10H150ZM178 11V10H177ZM177 11H176V13H177ZM182 11V10H181ZM208 11V10H207ZM222 11H224L223 9H222ZM231 11V10H230ZM234 11H236V10H234ZM239 11V10H238ZM248 11V10H247ZM22 12H24V11H22ZM121 12V11H120ZM122 12H124V11H122ZM122 12H121V14H122ZM127 12H128V10H127ZM134 12V11H133ZM132 12V13H133ZM166 12H168V10L166 11ZM170 12V11H169ZM168 12V13H169ZM172 12V11H171ZM185 12H188V9H187V11H184V12H182L183 14H186ZM194 12H196L195 11V9H194ZM212 12V11H211ZM243 12H244V10L242 11V14H243ZM35 13V12H34ZM45 13V14H44ZM44 13H43V15L44 16H42V17H40V18H38V17H36V19L34 18H32V20H35V24L33 23V22H31L30 21V23L32 24H34L33 26H30L31 28H32V32H30L29 34H28V37L26 36V35H22V36H25L26 38H27V42H26V44H27V46L25 45V47H24V49H22V50H20L21 51V53L20 54H18L16 57H14L15 58V61H14V64H12V66L14 65L17 69H19V70H23V71H25V74L27 75V78H28V76H32L35 80L37 79V81H39L40 83H39V85H38V87H36L35 89H33L32 88V86H30L29 85V83H27V82H25L24 81V88H23V90H22V92H20V94L18 95V98H17V100H18V107L15 109V117L17 118V119H20V118H22L23 117V115L26 113L25 111H26V109H27V106H29V105H32L34 108H36V109H38L39 111H41V112H39L40 114H41V116L42 117H44L43 119V121L42 122H40L39 123V125H37L36 126V124H34V123H32L31 125H30V128H32V127H34V130H35V132L36 133H39V134H41V133H43V132H45V133H43V137L44 136H46L47 134H48V137H52V136H54L55 137V134H56V136H57V133H59V131L61 130V124H63L62 122H69L72 118H73V115L74 116H76L75 114H73V109L71 110L68 106H67V103H65V99L63 100L62 99V96H61V99L58 97V96H56V95H54L51 91H50V89H49V87H57V88H64V90L66 91V90H68V91H72L73 92V94H75V95H77V96H81L82 97V100H83V102L86 100H89V101H92L93 99H94V93H95V91L96 90H94V93H93V91H90L89 92V90L87 91V92H89V93H84L83 91L82 92H80V91H78V90H73L72 88H73V86H72V88H68V86H67V84L69 83V81L74 77V72H75V70L77 69V67H78V63H77V58H78V56H79V53H80V51H82L81 49H82V47H83V45H86V44H82V39H83V37L85 36V35H87L86 34V32H84L81 28H80V26H79V28L80 29H75V30H73V29H71V26H70V28H62V29H59L56 25L58 24V20H59V14L57 13V11L56 10H54V8H49V9H47L46 10V12L44 11ZM75 13V12H74ZM81 13V12H80ZM79 13V14H80ZM89 13V12H88ZM113 13V12H112ZM117 13V12H116ZM115 13V14H116ZM124 13H126V11L124 12ZM123 13V14H124ZM130 13V16H131V12H129ZM142 13H143V11H142ZM157 13V12H156ZM158 13H159V11H158ZM162 13V12H161ZM165 12H163V15H165L164 14ZM189 13H191V12H189ZM204 13H205V11H204ZM210 13V12H209ZM213 13V12H212ZM232 13H233V11H232ZM245 14H246V11L244 12ZM23 14V16H24V13H22ZM26 14H27V12H26ZM39 14V15H40ZM119 14V13H118ZM122 14V15H123ZM135 14H136V12H135ZM139 14V13H138ZM140 14H141V12H140ZM148 14H149V12H148ZM170 14V13H169ZM168 14V15H169ZM182 14V15H183ZM196 14V13H195ZM199 14V13H198ZM206 14V13H205ZM208 14V13H207ZM215 14V13H214ZM222 14H224V12L222 13ZM239 14V13H238ZM245 14H244V16H245ZM252 14H253V12H252ZM251 14V15H252ZM254 14H257V12L256 13H254ZM28 15H30V13L28 14ZM33 15V14H32ZM84 15H87V14H84ZM117 15V14H116ZM115 15V16H116ZM121 15V16H122ZM129 15V14H128ZM143 15H144V13H143ZM147 15V14H146ZM145 15V16H146ZM159 15V14H158ZM171 15V14H170ZM189 15V14H188ZM192 15H194V13L192 14ZM210 14H208V16H209ZM212 15V14H211ZM211 15H210V17H211ZM221 15V14H220ZM225 15H226V13H225ZM233 15V14H232ZM246 15H248V14H246ZM260 15V14H259ZM263 15H264V13H263ZM114 16V15H113ZM167 16V15H166ZM172 16V19L174 20V18H173V15H171ZM187 16V15H186ZM199 16V15H198ZM203 16H204V14H203ZM203 16H201V18L203 19ZM207 16V18H209ZM236 16V15H235ZM253 16V15H252ZM71 17V16H70ZM76 17V16H75ZM88 17V16H87ZM140 17H142V16H140ZM147 17H150V16H148L147 15ZM146 17V18H147ZM174 17H176L175 15H174ZM179 17V16H178ZM184 17V16H183ZM191 17V16H190ZM194 18L196 17L197 18V16H193ZM193 17H191V18H193ZM225 17V16H224ZM230 17H231V15H230ZM234 17V16H233ZM246 17V16H245ZM255 17V16H254ZM263 17V16H262ZM72 18V17H71ZM118 18V17H117ZM120 18V17H119ZM144 17H142V19H143ZM152 18H155L153 15H152V17H151V19ZM165 18V17H164ZM170 18V17H169ZM180 18V20H181V18L182 17H179ZM199 18V17H198ZM197 18V20L199 21V19ZM216 18V17H215ZM214 18V19H215ZM227 18V17H226ZM232 18V17H231ZM230 18V19H231ZM247 18V17H246ZM258 18V17H257ZM25 19V18H24ZM74 19V18H73ZM79 19H80V17H78V21H79ZM86 19V18H85ZM88 19V18H87ZM92 19V20H93ZM131 19V18H130ZM134 19V18H133ZM133 19H132V21H133ZM137 19V18H136ZM140 19V18H139ZM150 19V20H151ZM171 19V18H170ZM186 19V18H185ZM188 19H190V18H188ZM201 19V20H202ZM204 19H206V18H204ZM210 19V18H209ZM213 19V20H214ZM222 19V18H221ZM234 19V18H233ZM232 19V21H234ZM248 19V18H247ZM246 19V20H247ZM253 19H255V18H253ZM259 19V18H258ZM262 19V18H261ZM31 20V19H30ZM81 20H82V18H81ZM91 20V19H90ZM145 20V19H144ZM148 20H149V18H148ZM157 19L155 18V21H156ZM167 20V19H166ZM172 20V21H173ZM250 20V19H249ZM252 20V19H251ZM255 20H257V19H255ZM24 21V20H23ZM22 21V22H23ZM25 21H26V19H25ZM29 21V20H28ZM60 21V20H59ZM74 21V20H73ZM76 21V20H75ZM87 21V20H86ZM113 21H115L114 19H113ZM135 21H137V20H135ZM135 21H133L134 23H135ZM140 21V23H141V20H139ZM152 21V20H151ZM162 21V20H161ZM177 21V20H176ZM179 21V20H178ZM184 21V20H183ZM192 21H194V20H192ZM206 21V20H205ZM207 21H208V19H207ZM210 21V20H209ZM225 21H227V19L225 20ZM229 21H231V20H229ZM236 21V20H235ZM234 21V22H235ZM241 21V20H240ZM239 21V22H240ZM254 21V20H253ZM122 22V21H121ZM143 22V21H142ZM145 22V21H144ZM185 22V21H184ZM204 22V21H203ZM213 22V21H212ZM244 22V21H243ZM246 22V21H245ZM259 22H261V21H259ZM27 23V22H26ZM25 23V24H26ZM71 23V22H70ZM82 23L84 24L85 23V20H84V22H83V20H82ZM92 23V22H91ZM95 23V22H94ZM114 23V22H113ZM119 23V22H118ZM150 22H148V24H149ZM153 23V22H152ZM164 23V22H163ZM179 23H180V21H179ZM190 23V20H189V22H188V24ZM193 24H194V22H192ZM199 23V22H198ZM206 23V22H205ZM204 23V24H205ZM211 23V22H210ZM215 23V22H214ZM230 23V22H229ZM228 23V24H229ZM241 24H242V21L240 22ZM254 23H256V22H253V24L252 25H254ZM264 23V22H263ZM263 23H260V24H263ZM29 24V23H28ZM59 24H61V23H59ZM59 24H58V26H59ZM63 24H65V23H63ZM66 24H67V22H66ZM81 24V23H80ZM89 24V23H88ZM97 24V23H96ZM109 24V23H108ZM108 24H106V25H108ZM122 24H124V23H122ZM142 24V23H141ZM146 24V23H145ZM176 24V23H175ZM178 24V23H177ZM176 24V25H177ZM181 24H183V23H181ZM181 24H180V26H181ZM188 24H186L187 26H188ZM203 24V23H202ZM201 24V25H202ZM218 24V23H217ZM226 24V23H225ZM230 24H232V23H230ZM246 24H248V23H246ZM250 24V23H249ZM260 24H257V25H260ZM95 25V24H94ZM97 25H99V24H97ZM130 25V24H129ZM128 25V26H129ZM134 25V24H133ZM143 25V24H142ZM172 25H174V24H172ZM171 25V26H172ZM185 24H183L182 26H184ZM190 26H192V24H189ZM195 25H196V23H195ZM244 25H245V23H244ZM243 25V26H244ZM17 26H19V25H17ZM26 26V25H25ZM27 26H29V25H27ZM63 26V25H62ZM88 26V25H87ZM110 25H108V27H109ZM181 26V27H182ZM207 26H208V24H207ZM210 26V25H209ZM215 26V25H214ZM224 26V25H223ZM229 26V25H228ZM231 26V25H230ZM235 26V25H234ZM243 26H241V27H243ZM249 26V25H248ZM248 26H246L247 27V29H249L248 28ZM15 27V26H14ZM74 27H75V24H74ZM83 27V26H82ZM84 27H86V26H84ZM127 27V26H126ZM125 26H124V28H126ZM132 27V26H131ZM135 27V26H134ZM170 27V26H169ZM194 27V26H193ZM200 27V26H199ZM198 27V28H199ZM240 27V28H241ZM257 27V26H256ZM17 28V27H16ZM29 27H27L26 29H28ZM103 28V27H102ZM101 28V29H102ZM112 28V27H111ZM124 28H123V30H124ZM133 28V27H132ZM131 28V30L133 31V29ZM142 28V27H141ZM148 28V27H147ZM150 28V27H149ZM158 28V27H157ZM173 28H175V26L173 27ZM179 28V27H178ZM183 28V27H182ZM192 28V27H191ZM197 28V29H198ZM202 28V27H201ZM229 28V27H228ZM227 28V29H228ZM235 28V27H234ZM245 28V27H244ZM255 27H253V31L254 30H258V28L257 29H254ZM15 29V28H14ZM23 30H24V27L22 28ZM107 29V28H106ZM190 29V28H189ZM189 29L187 30V28H185V30L186 31H189ZM205 29V28H204ZM208 29V28H207ZM225 29H226V26H225ZM241 29H243V28H241ZM259 29H260V27H259ZM96 30H97V28H96ZM102 30H104V29H102ZM120 30V29H119ZM122 30V29H121ZM120 30V31H121ZM122 30V31H123ZM137 30V29H136ZM165 30H166V27H165ZM164 30V31H165ZM168 30H170L169 28H168ZM180 30V29H179ZM196 30V29H195ZM235 30V29H234ZM233 30V31H234ZM239 30V29H238ZM262 30V32H263V28L261 29ZM28 31V30H27ZM88 31H89V28H88ZM91 31V30H90ZM95 31V30H94ZM121 31V32H122ZM145 31V30H144ZM148 31V30H147ZM182 31V30H181ZM180 31V32H181ZM193 31V30H192ZM200 31V30H199ZM202 31V30H201ZM205 31V30H204ZM207 31V30H206ZM209 31V30H208ZM239 31H241V30H239ZM259 31V30H258ZM24 32V31H23ZM108 32H109V30H108ZM107 32V33H108ZM127 32V31H126ZM131 32V31H130ZM153 32V31H152ZM170 32V31H169ZM168 32V33H169ZM177 32V31H176ZM191 32V31H190ZM197 32V31H196ZM220 32V31H219ZM218 32V33H219ZM260 32V31H259ZM14 33V32H13ZM97 33V32H96ZM96 33H94V34H96ZM105 33V32H104ZM110 33V32H109ZM120 33V32H119ZM128 33V32H127ZM137 33V32H136ZM144 33V32H143ZM182 33V32H181ZM180 33V34H181ZM192 33V32H191ZM205 33V32H204ZM229 33V32H228ZM240 34H241V32H239ZM244 33H246V32H244ZM250 33V32H249ZM17 34H20V33H17ZM22 34V33H21ZM85 34V35H84ZM93 34V33H92ZM93 34V35H94ZM106 34V33H105ZM132 34V33H131ZM170 35H171V33H169ZM179 34V35H180ZM193 34V33H192ZM209 34V33H208ZM220 34H222V33H220ZM223 34L225 35V33L223 32ZM227 34V33H226ZM231 34V33H230ZM239 34V35H240ZM242 34H243V31H242ZM16 35V34H15ZM97 35V37H98V35H99V33H97L96 34ZM101 35V34H100ZM100 35H99V37H100ZM106 35H109V34H106ZM116 35H119L118 33L116 34ZM116 35H115V37H116ZM124 35V34H123ZM183 35V34H182ZM194 35V34H193ZM200 35V34H199ZM203 35V34H202ZM215 35V34H214ZM216 35H217V33H216ZM215 35V36H216ZM235 35H236V32H235ZM245 35V34H244ZM248 35V34H247ZM246 35V37H248ZM254 35V34H253ZM2 36V35H1ZM120 36V35H119ZM125 36V35H124ZM129 36V35H128ZM137 36V35H136ZM169 36V35H168ZM175 36H176V34H175ZM185 36H187L186 34H185ZM189 36H191L190 34H189ZM198 36V35H197ZM227 36V35H226ZM228 36H230L229 34H228ZM234 36V35H233ZM238 36V35H237ZM15 37V36H14ZM18 37H19V35H18ZM89 37V36H88ZM88 37H85V38H88ZM91 37V36H90ZM115 37H114V39H115ZM127 37V36H126ZM129 37H131V36H129ZM139 37H141V36H139ZM145 37V36H144ZM150 37V36H149ZM164 37V36H163ZM205 37V36H204ZM206 37H209V36H207L206 35ZM210 37H211V35H210ZM217 37V36H216ZM239 37V36H238ZM243 37V36H242ZM246 37H244V38H246ZM253 38L255 37V36H252ZM259 37H261V36H259ZM11 38V37H10ZM101 38V37H100ZM118 38V37H117ZM162 38V37H161ZM174 38V37H173ZM176 38H178V37H176ZM182 38V37H181ZM181 38H180V40H181ZM185 38V37H184ZM184 38H182V39H184ZM195 38H196V36H195ZM194 38V39H195ZM226 38V37H225ZM225 38H224V41H225ZM240 38V37H239ZM243 38V39H244ZM262 38V37H261ZM4 39V38H3ZM15 39V38H14ZM16 39H17V37H16ZM21 39H23V38H21ZM113 39V38H112ZM123 39V38H122ZM186 39H188V38H186ZM191 38L189 37V40H190ZM193 39V38H192ZM202 39H203V36H202ZM208 39V38H207ZM218 39V38H217ZM216 39V40H217ZM228 39V38H227ZM247 39V38H246ZM7 40V39H6ZM11 40H12V38H11ZM85 39H83V41H84ZM89 40V39H88ZM133 40H134V38H133ZM179 40V39H178ZM219 40V39H218ZM218 40H217V42H218ZM231 40V39H230ZM230 40H228V42L230 41ZM249 40V39H248ZM8 41V43H10V41L9 40H7ZM18 41V40H17ZM16 41V42H17ZM20 41V40H19ZM18 41V42H19ZM25 41V40H24ZM87 41V40H86ZM100 41H103V40H100ZM124 41H126V40H124ZM167 41V40H166ZM171 41V40H170ZM169 41V42H170ZM176 41H177V39H176ZM183 41H185V39L183 40ZM197 41V40H196ZM212 41V40H211ZM214 42H215V40H213ZM245 41V40H244ZM250 41H253V40H251L250 39ZM263 41V40H262ZM0 42H1V39H0ZM14 42V41H13ZM93 42H94V40H93ZM96 42V41H95ZM97 42H98V40H97ZM115 42H116V40H115ZM118 42V41H117ZM147 42V41H146ZM149 42H150V40H149ZM152 42H154V39L152 40ZM178 42V41H177ZM179 42H181V41H179ZM198 42H200L199 41V39H198ZM203 42L205 43L206 42V40L204 41L203 40ZM221 42H222V40H221ZM240 41H238V43H239ZM254 42V41H253ZM257 43H258V41H256ZM7 43V42H6ZM12 43V42H11ZM20 43V42H19ZM22 43V42H21ZM91 43V42H90ZM112 43V42H111ZM123 43H125V42H123ZM130 43V42H129ZM128 43V44H129ZM171 43V42H170ZM182 43V42H181ZM180 43V44H181ZM187 43V42H186ZM186 43L184 44V45H186ZM190 45H189V47L191 46V40H190ZM188 43V44H189ZM193 43V42H192ZM196 43V42H195ZM202 43V42H201ZM219 43V42H218ZM245 43V45H246V42H244ZM249 44L251 43L252 44V42H248ZM247 43V44H248ZM255 43V42H254ZM264 43V42H263ZM15 44V43H14ZM13 43L11 44L12 46L11 47H13V45H14ZM17 44V43H16ZM94 44V43H93ZM96 44V43H95ZM101 44H103V43H101ZM110 43H108V45H109ZM113 44H117V43H113ZM112 44V45H113ZM138 44H139V41H138ZM147 44V43H146ZM145 44V45H146ZM174 44H178V43H174ZM212 44H213V42H212ZM228 44V43H227ZM226 44V45H227ZM239 44H241V43H239ZM0 45H1V43H0ZM8 45V44H7ZM23 45V44H22ZM148 45L151 47V45H150V43H148L146 46L148 47ZM183 45V46H184ZM202 45V44H201ZM201 45H199V47L201 46ZM207 45V43L205 44V46ZM218 46H219V44H217ZM220 45H223V43L222 44H220ZM244 45V44H243ZM261 45V44H260ZM264 45V44H263ZM2 46H3V44H2ZM17 46H18V44H17ZM87 46V45H86ZM102 46V45H101ZM111 46V45H110ZM134 46H135V44H134ZM154 46V45H153ZM174 46H176V45H174ZM181 45H178V48L180 47ZM194 46H195V44H194ZM194 46L193 47H191L192 49H194ZM209 46H211L210 44H209ZM250 46V45H249ZM256 46V45H255ZM259 46V45H258ZM4 47V46H3ZM10 47V48H11ZM16 47V46H15ZM14 47V48H15ZM21 47V46H20ZM85 47V46H84ZM93 47H95V46H93ZM92 47V48H93ZM109 47V46H108ZM112 47V46H111ZM126 47V46H125ZM141 47V46H140ZM143 47H145V46H143ZM155 47V49H156V46H154ZM161 47V46H160ZM172 47V46H171ZM186 47V46H185ZM188 47V46H187ZM215 47V46H214ZM214 47H212V48H214ZM222 47H224V46H222ZM233 47H234V45H233ZM232 47V48H233ZM6 48V47H5ZM104 48V47H103ZM102 48V49H103ZM115 48H118L116 45H115ZM128 48H129V46H128ZM138 49H139V47H137ZM136 48V49H137ZM146 48V47H145ZM158 48V47H157ZM170 48V47H169ZM175 48H177V47H175ZM177 48V49H178ZM180 48H182V46L180 47ZM203 48V47H202ZM201 48V49H202ZM207 48H209L208 47V45H207ZM240 48H241V46H240ZM246 48V47H245ZM244 48V49H245ZM261 48V47H260ZM17 49V48H16ZM19 49V48H18ZM21 49V48H20ZM100 49V48H99ZM109 49L111 50V48L109 47ZM109 49L107 50V51H109ZM131 49V48H130ZM140 49H143V51H141L142 52V54H143V52H144V50L145 51H147V49H144V48H140ZM150 49V48H149ZM160 49V48H159ZM165 49V48H164ZM171 49V48H170ZM187 49V48H186ZM197 50H198V48H196ZM206 48L204 47V50H205ZM257 49V48H256ZM256 49H255V53H256ZM262 49H264V48H262ZM13 50V49H12ZM121 50V49H120ZM119 50V51H120ZM124 50V49H123ZM161 50V49H160ZM163 50V49H162ZM161 50V51H162ZM190 50V49H189ZM188 50V51H189ZM204 50H202V51H204ZM207 50V49H206ZM214 50H216V49H214ZM214 50H213V52H214ZM217 50H218V48H217ZM228 50V49H227ZM241 50V49H240ZM253 50V49H252ZM257 50H259V48L257 49ZM8 51V50H7ZM10 51V50H9ZM9 51H8V53H9ZM19 51V50H18ZM92 51V50H91ZM95 51V50H94ZM113 51H114V47H113ZM115 51H116V49H115ZM114 51V52H115ZM129 51V50H128ZM131 51V50H130ZM134 51H135V49H134ZM151 51V50H150ZM172 50H169V52H171ZM175 51H177V50H175ZM180 51V50H179ZM186 51V50H185ZM194 51V50H193ZM221 51V50H220ZM220 51L218 52V54L220 53ZM223 51V50H222ZM260 51H262V50H260ZM4 52V51H3ZM11 52H13V51H11ZM15 52V51H14ZM84 52V51H83ZM96 53H97V51H95ZM118 52V51H117ZM116 52V53H117ZM149 52V51H148ZM157 52V51H156ZM165 52V51H164ZM187 52V51H186ZM190 52V51H189ZM189 52H188V54H189ZM197 52V51H196ZM195 52V53H196ZM200 52V50L198 51V53ZM229 52H230V50H229ZM242 52V51H241ZM244 52H245V50H244ZM102 53H103V51H102ZM101 53V54H102ZM110 53H111V51H110ZM119 53V52H118ZM117 53V54H118ZM150 53V52H149ZM149 53H148V55H149ZM162 53V52H161ZM174 53V52H173ZM205 53V52H204ZM210 53H212V52H210ZM233 53V52H232ZM238 53V52H237ZM254 53V52H253ZM81 54V53H80ZM87 54V53H86ZM95 54V53H94ZM112 54V53H111ZM120 54V53H119ZM127 54V53H126ZM146 54V53H145ZM157 54H159V53H157ZM172 54V53H171ZM175 54V53H174ZM182 53H180V55H181ZM183 54H185V53H183ZM187 54V55H188ZM192 54V53H191ZM190 54V55H191ZM207 54V53H206ZM206 54H204V55H206ZM234 54H236V53H234ZM3 55V54H2ZM11 55V54H10ZM14 55V54H13ZM90 55V54H89ZM96 55V54H95ZM114 55V54H113ZM121 55V54H120ZM148 55H146V56H148ZM153 55V54H152ZM154 55H155V53H154ZM153 55V56H154ZM168 55H170L169 53H168ZM176 55H178V54H176ZM186 55V56H187ZM189 55V56H190ZM194 55V54H193ZM193 55H191V56H193ZM199 55V54H198ZM202 55V54H201ZM209 55H211V54H209ZM214 55V54H213ZM233 55V54H232ZM239 55H241V53L239 54ZM242 55H244L245 56V53L244 54H242ZM254 55V54H253ZM256 55H257V53H256ZM261 55V54H260ZM4 56V55H3ZM115 56V55H114ZM117 56V55H116ZM137 56V55H136ZM162 56V55H161ZM172 56V55H171ZM243 56V57H244ZM249 56V55H248ZM91 57V56H90ZM99 57H100V55H99ZM104 57V56H103ZM105 57H106V55H105ZM121 57V56H120ZM131 57V56H130ZM133 57V56H132ZM138 57V56H137ZM145 57V56H144ZM170 57V56H169ZM178 58H180L179 56H177ZM183 57V56H182ZM200 57V56H199ZM202 57H203V55H202ZM208 57V56H207ZM214 57H215V55H214ZM237 57H239V56H237ZM236 57V58H237ZM243 57L241 58V59H243ZM250 57V56H249ZM257 56H255V58H256ZM260 57V56H259ZM4 58H6L7 59V57L5 56ZM13 58V59H14ZM80 58V57H79ZM96 58V57H95ZM155 58V57H154ZM170 58H172V57H170ZM174 58V57H173ZM172 58V59H173ZM176 58V57H175ZM184 58V57H183ZM188 58V57H187ZM190 58V57H189ZM188 58V59H189ZM213 58V57H212ZM231 58H232V56H231ZM235 58V57H234ZM235 58V59H236ZM247 58V57H246ZM258 58V57H257ZM262 58H264V57H262ZM9 59V58H8ZM12 59V58H11ZM10 59V60H11ZM36 59H39V63L36 65V69H35V71H33L32 70V67H33V63H34V61L36 60ZM107 59V58H106ZM117 59V58H116ZM137 59V58H136ZM142 59V58H141ZM151 59V58H150ZM169 59V58H168ZM201 59V58H200ZM206 59V58H205ZM239 59H240V57H239ZM245 59V58H244ZM243 59V60H244ZM90 60V59H89ZM97 60V59H96ZM100 60V59H99ZM129 60V59H128ZM175 60V59H174ZM177 60V59H176ZM207 60V59H206ZM213 60V59H212ZM211 60V61H212ZM216 60V59H215ZM219 60V59H218ZM233 60V59H232ZM238 60V59H237ZM243 60H242V62H243ZM257 60H259V58L258 59H256V62H257ZM262 60V59H261ZM2 61V60H1ZM0 61V62H1ZM6 61V60H5ZM8 61V60H7ZM13 61V60H12ZM82 61V60H81ZM84 61V60H83ZM86 61H87V59H86ZM112 61V60H111ZM118 61V60H117ZM121 61H123V60H121ZM136 61H138V59L136 60ZM143 61V60H142ZM144 61H146V60H144ZM143 61V62H144ZM157 61V60H156ZM165 61V60H164ZM179 61H181V60H179ZM192 61V60H191ZM193 61H194V59H193ZM197 61V60H196ZM202 61V60H201ZM217 61V60H216ZM230 60H228L227 59V62H229ZM241 61V60H240ZM246 61V60H245ZM249 61V60H248ZM251 61V60H250ZM103 62V61H102ZM101 62V60H100V63H102ZM105 62V61H104ZM106 62H109V61H106ZM119 62V61H118ZM126 62V61H125ZM167 62V61H166ZM237 62V61H236ZM253 62V61H252ZM3 63V62H2ZM10 63H11V61H10ZM85 63V62H84ZM98 63V62H97ZM111 63V62H110ZM123 63V62H122ZM127 63H128V61H127ZM146 63V62H145ZM153 63V61L151 62V64ZM175 63L177 64V61L176 62H174V66H175ZM186 63V62H185ZM188 63V62H187ZM192 63V62H191ZM205 63V62H204ZM218 63H219V61H218ZM225 63V62H224ZM231 63V62H230ZM235 63V62H234ZM238 63H240L239 62V60H238ZM251 63V62H250ZM249 63V64H250ZM90 63H88V65H89ZM106 64H108V65H110L109 63H106ZM113 64H114V62H113ZM119 65H120V62L118 63ZM158 64V63H157ZM163 64V63H162ZM170 64H171V62H170ZM181 64V63H180ZM180 64H178L179 66H180ZM183 64V63H182ZM181 64V65H182ZM201 64V63H200ZM209 64H210V62H209ZM226 64H228V63H226ZM233 64V63H232ZM232 64H231V66H232ZM248 64V65H249ZM255 64V63H254ZM99 65H101V64H99ZM108 65H105L106 67L108 66ZM124 65H126V63L124 64ZM130 65V64H129ZM138 65H140L139 64V62H138ZM160 65V64H159ZM168 65V64H167ZM172 65V64H171ZM170 65V66H171ZM184 65V64H183ZM183 65H182V67H183ZM196 65V64H195ZM198 65V64H197ZM196 65V66H197ZM202 65V64H201ZM208 65V64H207ZM213 65H214V63H213ZM212 65V66H213ZM225 65V64H224ZM228 65H230V64H228ZM251 65V64H250ZM11 66V65H10ZM80 66V65H79ZM105 66H102V67H104L105 68ZM113 65H111V67H112ZM115 66V65H114ZM122 66H123V64H122ZM121 66V67H122ZM188 66V65H187ZM209 66V65H208ZM208 66H207V68L204 66V68H206V69H208ZM211 66V65H210ZM227 66V65H226ZM225 66V67H226ZM246 66H247V63H246ZM257 66H258V64H257ZM263 66V65H262ZM5 67H6V65H5ZM35 67V66H34ZM33 67V68H34ZM82 67V66H81ZM86 67H88V66H86ZM101 67V69H104V68H102ZM110 67V68H111ZM120 67V66H119ZM118 67V68H119ZM154 67V66H153ZM165 67H167V66H165ZM186 67V66H185ZM184 67V68H185ZM216 67H217V65H216ZM215 67V68H216ZM225 67H223L224 69H226ZM234 67H235V65H234ZM239 67V66H238ZM238 67H236V68H238ZM253 67V66H252ZM264 67V66H263ZM14 68V67H13ZM13 68H11V70L13 69ZM108 68V67H107ZM114 68V67H113ZM133 68V67H132ZM147 68V67H146ZM160 68V67H159ZM162 68V67H161ZM164 68V67H163ZM170 68V67H169ZM175 68V67H174ZM178 68V67H177ZM183 68V69H184ZM189 67H187V69H188ZM193 68V67H192ZM194 68H196V67H194ZM222 68V69H223ZM229 68H231V67H229ZM241 68H243V67H241ZM251 68V67H250ZM16 69V70H17ZM82 69V68H81ZM114 69H116L117 70V72H118V69L117 68H114ZM124 69V68H123ZM151 69V68H150ZM166 69H168V68H166ZM176 69V68H175ZM181 69V68H180ZM179 69V70H180ZM187 69H184V71H187ZM202 67H201V71H202ZM210 69V68H209ZM211 69H212V67H211ZM240 69V68H239ZM256 69V68H255ZM254 69V70H255ZM77 70H79V69H77ZM100 70V69H99ZM121 70V69H120ZM129 70L131 71V69H130V67H129ZM134 70V69H133ZM140 70V69H139ZM138 70V71H139ZM144 70H145V68H144ZM169 70V69H168ZM177 70V69H176ZM196 70H197V68H196ZM213 70V69H212ZM231 70V69H230ZM243 70V69H242ZM245 70V69H244ZM257 70V69H256ZM255 70V71H256ZM14 72H15V70H13ZM96 71H97V69H96ZM111 71H112V69H111ZM111 71H109L110 73H111ZM137 71V70H136ZM148 71V70H147ZM158 71V70H157ZM160 71V70H159ZM181 71V70H180ZM200 71V70H199ZM210 71V70H209ZM209 71H207V74L209 73ZM214 71H215V69H214ZM221 71V70H220ZM232 71H234V69L232 70ZM237 70H235V72H236ZM246 71V70H245ZM249 71V70H248ZM262 71H263V69H262ZM261 71V72H262ZM19 71H17V73H18ZM21 72V71H20ZM77 72H79V71H77ZM102 72H103V70H102ZM106 72V71H105ZM126 72H129L128 71V69L125 71V73ZM132 72V71H131ZM144 72H146V70L144 71ZM143 72V73H144ZM162 71H160V73H161ZM171 72V71H170ZM178 72V71H177ZM189 72H190V70H189ZM192 72V71H191ZM222 72V71H221ZM247 72V71H246ZM13 73V72H12ZM16 73V72H15ZM116 73V72H115ZM136 73V72H135ZM142 73V72H141ZM168 73H169V71H168ZM173 73V72H172ZM179 73V72H178ZM181 73V72H180ZM182 73H183V71H182ZM211 73H213V71H211L209 74H211ZM216 73V72H215ZM223 73H225V72H223ZM223 73H221V76L223 75ZM233 73V72H232ZM244 73V75H245V72H243ZM248 73V72H247ZM252 73V72H251ZM19 74V73H18ZM17 74V75H18ZM21 74H22V72H21ZM81 74V73H80ZM83 74V73H82ZM81 74V75H82ZM148 74H150V73H148ZM153 74V73H152ZM174 74L176 75V72H174ZM187 74V73H186ZM185 74V75H186ZM205 74V73H204ZM242 74V73H241ZM116 75V74H115ZM127 75V74H126ZM129 75V74H128ZM130 75L132 76V74L130 73ZM137 75V74H136ZM135 75V76H136ZM143 75H145V74H143ZM162 75V74H161ZM167 75V74H166ZM165 75V71H164V76H166ZM188 75V74H187ZM191 75V74H190ZM212 75V74H211ZM219 75V74H218ZM240 75V74H239ZM253 75H254V73H253ZM252 75V76H253ZM256 75V74H255ZM261 75V74H260ZM259 75V77H261ZM264 75V74H263ZM262 75V76H263ZM6 76V75H5ZM86 75L84 74V77H85ZM91 76H95V75H91ZM102 76V75H101ZM104 76H105V73H104ZM131 76H127L128 78L130 77L131 78ZM134 76V75H133ZM138 76V75H137ZM151 76V75H150ZM163 76V75H162ZM161 76V77H162ZM184 76V75H183ZM194 75L192 74V77H193ZM197 76H199V75H197ZM202 76V75H201ZM200 76V77H201ZM225 76V75H224ZM231 76V75H230ZM235 76V75H234ZM233 76V77H234ZM245 76H249V74L248 75H245ZM7 77V76H6ZM18 77V76H17ZM23 77V76H22ZM24 77H25V75H24ZM87 77V76H86ZM100 77V76H99ZM110 77V79H112L113 77L112 76H109ZM120 77V76H119ZM123 77V76H122ZM175 77V76H174ZM173 77V78H174ZM179 77V76H178ZM181 77H182V75H181ZM189 77H191V76H188V78ZM210 77V76H209ZM219 77V76H218ZM236 77H237V73H236V76L234 77L235 79H236ZM244 77V76H243ZM242 76L240 77L241 79H238L237 78V80H243L244 78H243ZM93 78V77H92ZM102 78H105V77H102ZM116 78H118L117 76H116ZM155 78V77H154ZM169 78V77H168ZM199 78V77H198ZM198 78H195V79H198ZM227 78V77H226ZM243 78V79H242ZM254 78V77H253ZM75 79H78V77L77 78H75ZM90 79H91V77H90ZM95 79V78H94ZM97 79V78H96ZM106 79V78H105ZM104 79V80H105ZM108 79V78H107ZM125 79H127V78H125ZM124 79V80H125ZM163 79H165L166 80V77H164ZM172 79V78H171ZM175 79H176V77H175ZM174 79V80H175ZM179 80H181L180 78H178ZM177 79V80H178ZM192 79V78H191ZM194 79V80H195ZM203 79V78H202ZM201 79V80H202ZM208 79V78H207ZM210 79H212V78H210ZM222 79V78H221ZM223 79H224V77H223ZM250 79V78H249ZM256 79V78H255ZM255 79H252V81L254 80L255 81ZM262 79H263V77H262ZM11 79L10 78H4L3 76L2 77H0V95H4V96H8L7 98H9L10 96H12V94H13V82H11L10 81ZM24 80H25V78H24ZM79 80H80V78H79ZM82 80H84V79H82ZM82 80H81V82H82ZM88 80H89V78H88ZM102 80V79H101ZM114 80V79H113ZM130 80V79H129ZM147 80V79H146ZM155 80V79H154ZM159 80H161V79H159ZM183 80V79H182ZM189 80V79H188ZM193 79H192V81L193 82H195ZM199 80V79H198ZM228 80V79H227ZM230 80V79H229ZM228 80V81H229ZM232 80H233V78H232ZM245 80H246V78H245ZM261 80V79H260ZM72 81H76V80H72ZM78 81V80H77ZM91 81V80H90ZM93 81V80H92ZM128 81V80H127ZM152 81V80H151ZM186 81V80H185ZM190 81V80H189ZM188 81V82H189ZM192 81H191V83H192ZM204 81V80H203ZM206 81V80H205ZM211 81V80H210ZM222 81V80H221ZM228 81H227V83H228ZM258 81V80H257ZM85 82V81H84ZM83 82V83H84ZM96 82V81H95ZM98 82L99 83H101V81H99L98 80ZM106 82V81H105ZM104 82V83H105ZM111 82V81H110ZM125 82V81H124ZM145 82V81H144ZM148 82V81H147ZM146 82V83H147ZM162 82V81H161ZM165 82V81H164ZM167 82V81H166ZM172 82H174L173 80H172ZM179 82H181V81H179ZM179 82H178V84H179ZM198 82H200V81H198ZM207 82V81H206ZM242 82H247V81H242ZM261 82V81H260ZM87 83V82H86ZM128 83V82H127ZM131 83V82H130ZM156 83V82H155ZM175 83V82H174ZM195 83H197V82H195ZM195 83H192V85H194ZM201 83H203V82H201ZM209 83V82H208ZM226 83V82H225ZM230 83H232V82H230ZM239 83V82H238ZM249 83V82H248ZM257 83V82H256ZM70 84V83H69ZM75 84V83H74ZM78 84V86H79V84L80 83H77ZM90 84V83H89ZM97 85H99L98 83H96ZM103 84V83H102ZM142 84V83H141ZM152 84V83H151ZM156 84H159V82L158 83H156ZM155 84V85H156ZM173 84V83H172ZM188 84V83H187ZM186 84V85H187ZM199 84V83H198ZM219 84H220V81H219ZM218 84V85H219ZM222 84V83H221ZM229 84V83H228ZM235 84V83H234ZM234 84H233V86H234ZM237 84V83H236ZM235 84V85H236ZM241 84V83H240ZM244 84V83H243ZM250 84V83H249ZM248 84V85H249ZM260 84H262V83H260ZM18 85V84H17ZM71 85V84H70ZM139 85V84H138ZM146 85V84H145ZM148 85V84H147ZM154 85V84H153ZM154 85V86H155ZM164 85H166V83L164 84ZM169 85V84H168ZM196 85V84H195ZM194 85V86H195ZM201 85V84H200ZM204 85V84H203ZM232 84H230V86H231ZM247 85V84H246ZM83 86H85V84L83 85ZM90 86V85H89ZM96 86V85H95ZM95 86H94V88H95ZM104 86V85H103ZM106 86V85H105ZM123 85H121V87H122ZM140 86V85H139ZM151 86V85H150ZM175 86H176V84H175ZM206 86V85H205ZM209 86H211V85H209ZM214 86V85H213ZM226 86V85H225ZM238 86H240V85H238ZM238 86H236V87H238ZM243 86V85H242ZM253 86V85H252ZM256 86H258V83H257V85ZM77 87V86H76ZM75 87V88H76ZM81 87V86H80ZM79 87V88H80ZM86 87H87V85H86ZM118 87V86H117ZM116 87V88H117ZM120 87V88H121ZM142 87V86H141ZM152 87V86H151ZM172 87H173V85H172ZM179 87V86H178ZM187 87V86H186ZM190 87V86H189ZM197 87V86H196ZM208 87V86H207ZM219 87V86H218ZM227 87H229L228 85H227ZM232 87V86H231ZM248 87V86H247ZM261 87V86H260ZM259 87V88H260ZM97 88V87H96ZM106 88V87H105ZM140 88V87H139ZM138 88V89H139ZM144 88V87H143ZM146 88V87H145ZM144 88V89H145ZM174 88V87H173ZM180 88V87H179ZM191 89L193 88V87H190ZM201 88V87H200ZM225 88V87H224ZM233 88V87H232ZM242 88V87H241ZM81 89V88H80ZM79 89V90H80ZM88 89H91L92 90V88H90V87H88ZM122 89V88H121ZM141 89V88H140ZM154 89V88H153ZM153 89H151V90H153ZM164 89V88H163ZM167 89H168V87H167ZM194 89V88H193ZM202 89V88H201ZM213 89V88H212ZM211 89V90H212ZM215 89H217L216 87H215ZM234 89V88H233ZM245 89V88H244ZM243 89V90H244ZM146 90V89H145ZM157 90V89H156ZM159 90H161V89H159ZM165 90H166V88H165ZM171 90H173V91H175V89H171ZM177 90V89H176ZM181 90V89H180ZM189 90V89H188ZM209 90V89H208ZM221 90V89H220ZM227 90H229V89H227ZM237 90H238V88H237ZM16 91V90H15ZM53 91H54V89H53ZM62 91V90H61ZM98 91V90H97ZM158 91V90H157ZM167 91V90H166ZM169 91V90H168ZM172 91V92H173ZM192 91V90H191ZM195 91V90H194ZM198 91V90H197ZM200 91V90H199ZM219 90H217V92H218ZM231 91V90H230ZM251 91H253V90H251ZM250 91V92H251ZM255 91V90H254ZM259 91V90H258ZM67 92V91H66ZM86 92V91H85ZM119 92V91H118ZM117 92V93H118ZM130 92V91H129ZM128 92V93H129ZM141 92V91H140ZM139 92V93H140ZM145 92V91H144ZM212 92H213V90H212ZM215 92H216V90H215ZM214 92V93H215ZM227 92V91H226ZM232 92V91H231ZM231 92H229V93H231ZM237 92V91H236ZM262 92H263V89H262ZM63 93V92H62ZM61 93V94H62ZM70 92H68V94H69ZM104 93V92H103ZM111 93V92H110ZM158 93H160V92H158ZM167 93H170V91L169 92H167ZM190 93V92H189ZM196 93V92H195ZM197 93H199V92H197ZM196 93V94H197ZM201 93H202V90H201ZM228 93V92H227ZM241 93V92H240ZM239 92H238V94H240ZM242 93H243V91H242ZM247 93V92H246ZM252 93H254V92H252ZM256 93V92H255ZM260 93V92H259ZM63 94H65V93H63ZM67 94V96H69ZM105 94V93H104ZM161 94V93H160ZM160 94H158L157 96H159ZM171 94V93H170ZM172 94H175V93H172ZM187 94V93H186ZM186 94H185V96H186ZM192 94V95H191ZM191 94H189V95H191V96H193V94L194 93H191ZM208 94V93H207ZM207 94H205V95H207ZM211 94V93H210ZM233 94V93H232ZM235 94V93H234ZM233 94V95H234ZM244 94V93H243ZM258 93H256L255 95H257ZM57 95H59V94H57ZM154 95H155V92H154ZM198 95V94H197ZM204 95V96H205ZM212 95V94H211ZM215 95V94H214ZM218 95H219V92H218ZM241 95V94H240ZM248 95V97H249V93L247 94ZM252 95V94H251ZM63 96H65V95H63ZM71 96V95H70ZM77 96H74L75 98L77 97ZM111 96V95H110ZM126 95H124V97H125ZM153 96V95H152ZM164 96V95H163ZM171 96V95H170ZM217 96V95H216ZM224 96V95H223ZM228 96H230V94L228 95ZM227 96V97H228ZM243 96V95H242ZM244 96H246V95H244ZM66 97V96H65ZM124 97L122 98V99H124ZM145 97V96H144ZM150 97V96H149ZM160 97V96H159ZM158 97V98H159ZM162 97V96H161ZM173 97V96H172ZM179 97V96H178ZM200 97H201V95H200ZM209 97V96H208ZM207 97V98H208ZM220 97H222V95H220ZM238 97V96H237ZM258 97H259V95H258ZM80 98V97H79ZM102 98H103V96H102ZM111 98V97H110ZM113 98V97H112ZM115 98H116V96H115ZM120 98V97H119ZM120 98V99H121ZM146 98V97H145ZM148 98V97H147ZM146 98V99H147ZM153 99H154V97H152ZM157 98V97H156ZM155 98V99H156ZM157 98V101L159 100H161V99H158ZM195 98V97H194ZM194 98H192V99H194ZM203 98V97H202ZM201 98V99H202ZM206 98V103H207V99ZM214 97H212V99H213ZM217 98H219L218 96H217ZM216 98V99H217ZM236 98V97H235ZM253 98V97H252ZM256 98V97H255ZM261 98H263V96L261 97ZM97 99V98H96ZM99 99V98H98ZM108 99V98H107ZM134 99V98H133ZM169 99V98H168ZM181 99V98H180ZM196 99H197V97H196ZM199 99V98H198ZM197 99V100H198ZM204 99H205V97H204ZM222 99V98H221ZM224 99H225V97H224ZM232 99V98H231ZM237 99V98H236ZM236 99H234L233 101H236ZM244 99V98H243ZM248 99V98H247ZM251 99V98H250ZM16 100V101H17ZM67 100H69L68 98H67ZM81 100V99H80ZM115 100V99H114ZM125 100V99H124ZM137 100H139V99H137ZM143 100H145V99H143ZM148 100H151V99H148ZM147 100V101H148ZM163 100H164V98H163ZM174 100V99H173ZM172 100V101H173ZM200 100V99H199ZM198 100V101H199ZM245 100V99H244ZM256 100V99H255ZM72 101V100H71ZM79 101V100H78ZM94 101V100H93ZM100 101V100H99ZM103 101H105V100H103ZM112 101V100H111ZM117 101V100H116ZM120 101V100H119ZM130 101V100H129ZM136 101V100H135ZM142 101V100H141ZM140 101V102H141ZM147 101L145 102V103H147ZM162 101V100H161ZM165 101V100H164ZM167 101H169V100H167ZM171 101V103H173ZM178 101H179V98H178ZM178 101L176 102V103H178ZM182 101V100H181ZM190 101V100H189ZM188 101V102H189ZM191 101H193V100H191ZM190 101V102H191ZM203 101V100H202ZM221 100H219V102H220ZM228 101V100H227ZM237 101H239V99H237ZM241 101H243V100H241ZM249 101V100H248ZM252 101V100H251ZM250 101V102H251ZM254 101V100H253ZM257 101V100H256ZM263 101V100H262ZM261 101V102H262ZM9 101H5L4 103H2V104H6V103H8ZM69 102V101H68ZM97 102V101H96ZM108 102V101H107ZM124 102H126V101H124ZM139 102V103H140ZM150 102V101H149ZM152 102H153V100H152ZM152 102H150V103H152ZM156 102V100L153 102V103H155ZM205 102V101H204ZM210 102V101H209ZM229 103L230 102H232V100L231 101H228ZM244 102V101H243ZM87 103V102H86ZM90 103V102H89ZM99 103V102H98ZM101 103H102V100H101ZM111 103V102H110ZM127 103V102H126ZM132 103V102H131ZM135 103V102H134ZM149 103V104H150ZM162 103V105H163V102H161ZM167 103V102H166ZM175 103V101H174V103L173 104H176ZM195 103V102H194ZM222 103V102H221ZM225 103V100H224V102H223V104ZM227 103V102H226ZM225 103V104H226ZM238 103H240V102H238ZM257 103V102H256ZM2 104L0 105V119H1V121L5 124V130L7 131V129L9 128V126L11 127V122H12V118H10V113H12V109L11 108H8L7 110H6V108H4L3 106H2ZM70 104V103H69ZM79 104H80V101H79ZM91 104V103H90ZM102 104H104V102L102 103ZM115 104H118V102H116ZM173 104H172V109H173ZM184 104H186V103H184ZM190 104V103H189ZM234 104H236V103H234ZM254 104V103H253ZM76 105H78L77 103H76ZM87 105H88V103H87ZM92 105H93V103H92ZM91 105V106H92ZM96 105H98V104H96L95 103V106ZM121 105H122V103H121ZM124 105V104H123ZM144 105V104H143ZM148 105V104H147ZM155 105H157V104H155ZM166 105V104H165ZM169 105V104H168ZM203 105V104H202ZM213 105V104H212ZM212 105H210V106H212ZM228 105V104H227ZM230 105V104H229ZM232 105V104H231ZM237 105H239V104H237ZM243 105V104H242ZM250 105V104H249ZM263 105V104H262ZM73 106H74V104H73ZM79 106V105H78ZM81 106V105H80ZM94 106V105H93ZM93 106H92V108H93ZM94 106V107H95ZM98 106H100V105H98ZM107 106V105H106ZM132 106V105H131ZM135 106V105H134ZM146 106V105H145ZM151 106H152V104H151ZM180 106V105H179ZM185 106V105H184ZM183 106V107H184ZM193 106V105H192ZM214 106H215V104H214ZM221 106V105H220ZM226 106V105H225ZM259 106V105H258ZM261 106V105H260ZM71 108H72V106H70ZM84 107V106H83ZM102 107V106H101ZM101 107H100V111L102 110L101 109ZM111 107V106H110ZM119 107V106H118ZM139 107V106H138ZM147 107V106H146ZM148 107H149V105H148ZM160 107V106H159ZM163 107V106H162ZM198 107H199V105H198ZM216 107V106H215ZM218 108H219V106H217ZM223 107H224V105H223ZM229 107H231V106H229ZM228 107V108H229ZM233 107H235V105H233ZM233 107H231L232 109L231 110H233ZM242 107V106H241ZM248 106H246V108H247ZM250 107V106H249ZM252 107V106H251ZM262 107V106H261ZM74 108V107H73ZM107 108V107H106ZM105 108V109H106ZM112 108V107H111ZM117 108V107H116ZM123 108V107H122ZM126 108V107H125ZM153 108V107H152ZM155 108V107H154ZM176 108V107H175ZM194 108V107H193ZM201 108V107H200ZM204 108V107H203ZM210 108V107H209ZM208 108V109H209ZM225 108V107H224ZM254 108V107H253ZM252 108V109H253ZM74 109H76V107L74 108ZM88 109H89V107H88ZM105 109H104V107H103V110L105 111ZM121 109V108H120ZM129 109V108H128ZM131 109V108H130ZM150 109V108H149ZM148 109V110H149ZM157 109V108H156ZM165 109H166V107H165ZM185 109H186V107H185ZM185 109H184V112H185ZM196 109H198V108H196ZM196 109H195V111H196ZM211 109V108H210ZM238 109V108H237ZM245 109V108H244ZM251 109V108H250ZM249 109V110H250ZM251 109V110H252ZM71 110V111H70ZM77 110V109H76ZM93 110H95V109H93ZM98 110V111H99ZM103 110H102V112H103ZM107 110V112L109 113V111H108V109H106ZM126 110V109H125ZM169 110V109H168ZM167 110V111H168ZM201 112H202V110L201 109H199ZM198 110V111H199ZM212 110V109H211ZM218 110V109H217ZM220 110H221V108L219 109V112H220ZM223 110V109H222ZM260 110V109H259ZM89 111V110H88ZM97 111V110H96ZM97 111V113H99ZM119 113L121 112L122 113V111L120 110H117ZM128 111V110H127ZM133 111V110H132ZM131 111V112H132ZM143 111V110H142ZM141 111V112H142ZM146 111V110H145ZM155 111V110H154ZM160 111V110H159ZM164 111V110H163ZM174 111V110H173ZM182 111V110H181ZM181 111H179V112H181ZM187 111H189V110H187ZM197 111V112H198ZM213 111V110H212ZM215 111V110H214ZM213 111V112H214ZM224 111V110H223ZM246 111H248V110H246ZM262 111V110H261ZM75 112V111H74ZM84 112H85V110H84ZM90 112H93V111H90ZM125 111H123V113H124ZM130 112V113H131ZM135 112H137V111H135ZM141 112L139 113V114H141ZM144 112V111H143ZM142 112V113H143ZM147 112V111H146ZM168 112H170V111H168ZM183 112V111H182ZM191 112V111H190ZM189 112V113H190ZM204 112V111H203ZM211 112V111H210ZM209 112V113H210ZM213 112H211V113H213ZM222 112V111H221ZM235 112V111H234ZM237 112V111H236ZM235 112V113H236ZM243 112H245V111H243ZM242 112V113H243ZM253 112V111H252ZM256 112V111H255ZM259 112V111H258ZM88 113V115H89V112H87ZM133 113V112H132ZM150 113V112H149ZM151 113H152V110H151ZM153 113H155V112H153ZM152 113V114H153ZM158 113V112H157ZM156 113V114H157ZM162 113V112H161ZM161 113H159V114H161ZM191 113H194L193 111L191 112ZM205 114H206V111L204 112ZM215 113V112H214ZM228 113V112H227ZM226 113V114H227ZM232 113H233V111H232ZM246 113V112H245ZM244 113V114H245ZM248 113H251V111L250 112H247V115L246 116H248ZM262 113V112H261ZM264 113V112H263ZM94 114V113H93ZM103 114V113H102ZM167 114V113H166ZM171 114H172V112H171ZM174 114V113H173ZM176 114H177V111H176ZM181 114V113H180ZM179 114V115H180ZM187 114H188V112H187ZM187 114H186V116H187ZM195 114V113H194ZM218 114V113H217ZM220 114V113H219ZM222 114V113H221ZM234 114V113H233ZM255 114V113H254ZM31 115L32 114H30V113H28V114H26V117H25V119H26V126L23 128V131L26 133V137H25V139H24V143H23V152H24V154H25V159L26 160H28L29 159V157H31L30 155H31V152H32V150H33V148L34 147H36L37 145H38V142H33V140H32V135H33V133H32V131H31V129L29 128V119H30V117H31ZM84 115H86V114H84ZM90 115H91V113H90ZM100 115H101V112H100ZM121 114H119V116H120ZM123 116H125L126 115V113L125 114H122ZM133 115V114H132ZM135 115V114H134ZM147 115V117H148V114H146ZM145 114H144V116H146ZM168 115V114H167ZM170 115V114H169ZM189 115V114H188ZM190 115H192V114H190ZM228 115V114H227ZM239 115V114H238ZM250 115V114H249ZM252 115V114H251ZM259 116H260V113L258 114ZM37 116V115H36ZM83 116V115H82ZM93 116V115H92ZM97 116V115H96ZM118 116V115H117ZM119 116H118V118H116L115 117V119H119ZM136 116V115H135ZM152 116V115H151ZM150 116V117H151ZM158 116V115H157ZM156 116V117H157ZM171 116V115H170ZM180 116H182V115H180ZM196 116V115H195ZM198 116V115H197ZM196 116V117H197ZM212 116V115H211ZM214 116V115H213ZM218 116V115H217ZM216 116V117H217ZM232 116V115H231ZM235 116H237L236 114H235ZM33 117V116H32ZM78 117V116H77ZM87 117V116H86ZM101 117H102V115H101ZM142 117V116H141ZM159 117V116H158ZM157 117V118H158ZM172 117H173V115H172ZM188 117V116H187ZM186 117V118H187ZM203 117V116H202ZM205 117V116H204ZM223 117V116H222ZM255 117V116H254ZM85 118V117H84ZM83 118V119H84ZM93 118V117H92ZM100 117H99V115H98V119H99ZM120 118H121V116H120ZM126 118V117H125ZM185 118V117H184ZM201 118V117H200ZM200 118H198V119H200ZM206 118V117H205ZM238 118V117H237ZM240 118V117H239ZM255 118H257V117H255ZM259 118V117H258ZM12 119V120H11ZM82 119V118H81ZM89 119H91V117L89 118ZM95 119V118H94ZM103 119H104V117H103ZM137 120H139L138 118H136ZM145 119H146V117H145ZM148 119V118H147ZM154 119V118H153ZM160 119V118H159ZM163 119V118H162ZM162 119H161V121H162ZM166 119H169V118H166ZM172 119V118H171ZM191 119L192 118H190L189 120L191 121ZM193 119H195V118H193ZM192 119V120H193ZM214 119H215V117H214ZM226 119V118H225ZM245 119V118H244ZM260 119V118H259ZM80 120V119H79ZM142 120V119H141ZM140 120V121H141ZM157 120V119H156ZM170 120V119H169ZM168 120V121H169ZM187 120V119H186ZM197 120V119H196ZM203 120V119H202ZM219 120H221V119H219ZM232 120V119H231ZM233 120H237V119H233ZM256 120V119H255ZM73 121H74V119H73ZM84 121H86V120H84ZM93 121V120H92ZM123 121V120H122ZM132 121V120H131ZM140 121H138V122H140ZM147 121V120H146ZM154 121V120H153ZM159 122H161L160 120H158ZM168 121H165V122H168ZM171 121V120H170ZM183 121V120H182ZM206 121V120H205ZM207 121H208V119H207ZM218 121V120H217ZM238 121V120H237ZM240 121V120H239ZM238 121V122H239ZM253 121V120H252ZM251 121V122H252ZM19 122V121H18ZM89 122V121H88ZM96 122V121H95ZM102 122V121H101ZM120 121H118V123H119ZM148 122H149V119H148ZM147 122V123H148ZM164 121H163V123H165ZM173 122V121H172ZM175 122V121H174ZM181 122V121H180ZM196 122V121H195ZM194 122V123H195ZM214 122V121H213ZM229 123H230V121H228ZM242 122V121H241ZM243 122H245L244 120H243ZM242 122V123H243ZM248 122H249V118H248ZM90 123V122H89ZM88 123V124H89ZM99 123V122H98ZM127 123V122H126ZM155 124H156V122H154ZM163 123H161V124H163ZM190 123V122H189ZM188 123V124H189ZM192 123V122H191ZM215 123V122H214ZM218 123V122H217ZM220 123H221V121H220ZM14 124V123H13ZM22 124V123H21ZM72 124V123H71ZM84 124V123H83ZM82 124V125H83ZM96 124V123H95ZM102 124V123H101ZM110 124V123H109ZM113 124V123H112ZM116 124V123H115ZM114 124V125H115ZM130 124V123H129ZM141 124H142V122H141ZM144 124V123H143ZM154 124V125H155ZM158 124H160V123H158ZM171 124V123H170ZM207 124V123H206ZM233 125L235 124V123H232ZM231 124V125H232ZM246 124H247V122H246ZM251 124V123H250ZM258 124V123H257ZM261 124H262V122H261ZM264 124V123H263ZM85 125V124H84ZM105 125V124H104ZM113 125V127H116V126H114ZM120 125H121V123H120ZM131 125H132V123H131ZM150 125V124H149ZM153 125V126H154ZM166 125V124H165ZM178 125H179V123H178ZM184 125V124H183ZM183 125H179L180 127L181 126H183ZM191 125H193V124H191ZM191 125H189L190 126V128L192 127ZM195 125V124H194ZM209 125V124H208ZM210 125H212V124H210ZM224 125V124H223ZM238 125V124H237ZM237 125H234V126H236L237 127ZM241 125V124H240ZM260 125V124H259ZM14 126H15V124H14ZM67 126V125H66ZM75 126V125H74ZM77 126V125H76ZM99 126V125H98ZM110 126V125H109ZM125 126V125H124ZM126 126H127V124H126ZM134 126V125H133ZM172 126V125H171ZM175 126H177V124L175 125ZM214 126V125H213ZM248 126V125H247ZM252 126H253V124H252ZM65 127V126H64ZM100 127H101V125H100ZM128 127V126H127ZM143 127H144V125H143ZM157 127V126H156ZM155 127V128H156ZM162 127V126H161ZM173 127V126H172ZM187 127V126H186ZM186 127H184V128H186ZM197 127V126H196ZM201 127V126H200ZM203 127H204V123H203ZM226 127V126H225ZM250 126H248V127H245V128H249ZM12 128H13V126H12ZM11 128V129H12ZM84 128V127H83ZM87 128V127H86ZM105 126H104V129H103V132H105ZM119 128V127H118ZM132 128V127H131ZM135 128V127H134ZM154 128V129H155ZM177 128H179V127H177ZM188 128V127H187ZM193 128V127H192ZM217 128V127H216ZM254 128V127H253ZM1 129V128H0ZM63 129V128H62ZM75 129V128H74ZM85 129V128H84ZM92 129V131L94 132V130H93V127L91 128ZM125 129V128H124ZM124 129H122V130H124ZM129 129H130V127H129ZM154 129H153V131H154ZM171 129V128H170ZM173 129H175V128H173ZM202 129V128H201ZM208 129V128H207ZM210 129V128H209ZM211 129H214V128H211ZM224 129V128H223ZM238 129H240V127L238 128ZM250 129H251V127H250ZM250 129H248L249 131H250ZM14 130V129H13ZM18 130H20V129H18ZM64 130V129H63ZM71 130H73V129H71ZM107 130V129H106ZM111 130V129H110ZM132 130V129H131ZM164 130H166V129H164ZM172 130V129H171ZM170 130V131H171ZM188 130V129H187ZM196 130H198L199 131V129H196ZM227 130V129H226ZM230 130H231V128H230ZM232 130H233V128H232ZM241 130V129H240ZM243 130V129H242ZM245 130V129H244ZM256 130V129H255ZM262 130H263V128H262ZM1 131V130H0ZM6 131H1L0 132V141L4 144V143H7L8 142V139L12 136V134H11V136H9V133L8 132H6ZM11 131V130H10ZM66 131V130H65ZM64 131V132H65ZM69 131H70V129H69ZM88 131H89V129H88ZM97 131V130H96ZM95 131V133L96 134H98V136H99V131H98V133ZM113 131H114V129H113ZM117 131H119V130H117ZM125 131V130H124ZM143 131V130H142ZM150 131H151V129H150ZM149 131V132H150ZM176 131V130H175ZM181 131V130H180ZM188 131H190V130H188ZM202 131V130H201ZM205 131V130H204ZM203 131V132H204ZM246 131V130H245ZM252 131V130H251ZM12 132V131H11ZM14 132V131H13ZM71 132V131H70ZM92 132V133H93ZM126 132V131H125ZM158 132V131H157ZM163 132V131H162ZM174 133V131L172 130L171 131V133ZM177 132V131H176ZM175 132V133H176ZM178 132H179V130H178ZM177 132V134H179ZM182 132V131H181ZM183 132H184V130H183ZM200 132V131H199ZM210 132V134H211V131H209ZM214 131H212V133H213ZM219 132V131H218ZM230 132V131H229ZM228 132V133H229ZM16 133V132H15ZM67 133V132H66ZM90 133V132H89ZM88 133V134H89ZM127 133V132H126ZM129 133V132H128ZM165 133V132H164ZM215 133V132H214ZM235 133H236V131H235ZM243 133V132H242ZM256 133V132H255ZM264 133V132H263ZM61 134V133H60ZM63 134V133H62ZM75 134H76V132H75ZM91 134V133H90ZM118 134V133H117ZM124 134V133H123ZM159 134V133H158ZM166 134V133H165ZM170 134V133H169ZM196 134H197V132H196ZM199 134V133H198ZM209 133H208V137H209V135H210ZM219 134H221V133H219ZM225 134V133H224ZM230 134V133H229ZM233 134V132L231 133V135ZM250 134V133H249ZM252 134V133H251ZM14 135V134H13ZM15 135H17V134H15ZM14 135V136H15ZM40 135V136H41ZM59 135V134H58ZM86 135V134H85ZM91 135H93V134H91ZM95 135V134H94ZM105 135V134H104ZM113 136L115 135V134H112ZM111 135V136H112ZM152 135H154V133L152 134ZM159 135H162L161 133L159 134ZM174 135V134H173ZM176 135V134H175ZM180 135V134H179ZM186 135V134H185ZM194 135V134H193ZM204 135V134H203ZM222 135V134H221ZM227 135V134H226ZM238 135V134H237ZM67 136V135H66ZM95 136H97V135H95ZM116 136V135H115ZM129 136H131V134L129 135ZM158 136V135H157ZM171 136H172V134H171ZM170 136V137H171ZM177 136V135H176ZM187 136V135H186ZM190 136V135H189ZM201 136V135H200ZM217 136V135H216ZM220 136V135H219ZM229 137H230V135H228ZM239 136V135H238ZM237 136V137H238ZM247 136V135H246ZM253 137H256V136H254V135H252ZM261 136V135H260ZM13 137V136H12ZM64 137V136H63ZM100 137V136H99ZM103 137V136H102ZM106 137V136H105ZM118 137V136H117ZM116 137V138H117ZM121 137V136H120ZM128 137V136H127ZM134 137H136V136H134ZM175 137V136H174ZM191 137H193L192 135H191ZM191 137H189L190 139H191ZM196 137V136H195ZM194 137V138H195ZM198 137V136H197ZM206 137V136H205ZM215 137V136H214ZM229 137H227L228 139H229ZM240 137V136H239ZM245 137V136H244ZM262 137V136H261ZM61 138V137H60ZM68 138H70V137H68ZM77 138H78V136H77ZM97 138V137H96ZM122 138H125V137H122ZM177 138V137H176ZM185 138V137H184ZM193 138V139H194ZM203 138V137H202ZM213 137H211V139H212ZM225 138V137H224ZM223 138V139H224ZM243 138V137H242ZM242 138L241 139H239V138H237V139H239V140H241L242 141ZM246 138V137H245ZM258 138H260V137H258ZM46 139H47V137H46ZM59 139V138H58ZM61 139H65V138H61ZM72 139V138H71ZM92 139V138H91ZM103 139V138H102ZM102 139H100L99 138V140H102ZM107 139V138H106ZM110 139V138H109ZM114 139V138H113ZM121 139V138H120ZM126 139V138H125ZM133 139V138H132ZM132 139H130V140H132ZM138 139V138H137ZM136 139V140H137ZM166 139V138H165ZM178 139V138H177ZM180 139V138H179ZM188 139V138H187ZM189 139V140H190ZM205 139V138H204ZM207 139V138H206ZM210 139V138H209ZM209 139L207 140V141H209ZM214 139V138H213ZM215 139H217V138H215ZM214 139V140H215ZM222 139V138H221ZM13 140V139H12ZM11 140V141H12ZM95 140V139H94ZM105 140V139H104ZM115 140V139H114ZM128 140V139H127ZM134 140V139H133ZM139 140V139H138ZM137 140V141H138ZM176 140V139H175ZM189 140H187V142L186 143H188V141ZM192 140V139H191ZM191 140L189 141V143H191ZM195 140V139H194ZM199 140H200V138H199ZM218 140V139H217ZM216 140V141H217ZM234 140V139H233ZM236 140V139H235ZM238 140V141H239ZM249 140V139H248ZM247 140V141H248ZM66 141V140H65ZM65 141H63V142H65ZM76 141V140H75ZM81 142H82V140H80ZM108 141H111V140H108ZM116 141V140H115ZM136 141V142H137ZM165 141V140H164ZM195 141H197V139L195 140ZM213 141V140H212ZM231 141V140H230ZM260 141V140H259ZM0 142V143H1ZM16 143H17V141H15ZM19 142V141H18ZM58 142L60 143V140H58ZM70 142H71V140H70ZM74 142V141H73ZM77 142V141H76ZM80 142V143H81ZM95 143H96V141H94ZM104 143H105V141H103ZM139 142V141H138ZM141 142V141H140ZM180 142H181V140H180ZM192 142H193V140H192ZM201 142H203V141H201ZM215 142V141H214ZM220 142V141H219ZM224 142V141H223ZM226 142V141H225ZM224 142V143H225ZM262 142V141H261ZM72 143V142H71ZM100 143V142H99ZM111 143V142H110ZM122 143V142H121ZM182 143V142H181ZM212 143V142H211ZM217 143V142H216ZM237 143V142H236ZM240 143V142H239ZM246 143H248V142H246ZM255 143V142H254ZM10 144H12V143H10ZM53 144V143H52ZM65 144V143H64ZM74 144V143H73ZM72 144V145H73ZM84 144V143H83ZM82 143H81V146L83 145ZM106 144V143H105ZM162 144V143H161ZM165 144V143H164ZM194 144V143H193ZM201 144H203V143H201ZM204 144H206V143H204ZM222 144V143H221ZM226 144V143H225ZM232 144V143H231ZM240 144H242V143H240ZM249 144V143H248ZM7 145V144H6ZM17 145V144H16ZM57 145H58V143H57ZM60 145H62V143L60 144ZM59 145V146H60ZM67 145V144H66ZM68 145H70V144H68ZM68 145H67V148H69L68 147ZM78 145V144H77ZM107 145H108V143H107ZM112 145V144H111ZM188 145V144H187ZM195 145V144H194ZM207 145V144H206ZM206 145H205V147H206ZM223 145V144H222ZM229 145V144H228ZM234 145V144H233ZM251 146L253 145V144H250ZM249 145V146H250ZM256 145H258V144H256ZM9 146H11V145H9ZM22 146V145H21ZM50 146H53V145H50ZM59 146H57V147H59ZM97 146V145H96ZM98 146H101L100 144L98 145ZM102 146H103V143H102ZM108 146H110V145H108ZM115 146V145H114ZM117 146V145H116ZM119 146V145H118ZM125 147H126V145H124ZM160 146V148H161V145H159ZM170 146H172V144L170 145ZM174 146V145H173ZM176 146H179L178 144L176 145ZM189 146H191V145H189ZM193 146V145H192ZM192 146H191V148H192ZM195 146H197V145H195ZM212 146V145H211ZM218 146V145H217ZM227 146V145H226ZM231 146V145H230ZM237 146H239V145H237ZM245 146H247V145H245ZM250 146V147H251ZM7 147V146H6ZM13 146H11L10 147V149L12 148ZM54 147V146H53ZM65 147V146H64ZM73 147V146H72ZM74 147H76L75 146V144H74ZM105 147V146H104ZM122 147V146H121ZM139 147V146H138ZM185 147V146H184ZM204 147V148H205ZM213 147V146H212ZM259 147V146H258ZM261 147V146H260ZM264 147V146H263ZM2 148V147H1ZM4 148V147H3ZM48 148H49V146H48ZM71 148V147H70ZM76 148H79V145H78V147H76ZM75 148V149H76ZM127 148V147H126ZM159 148V147H158ZM167 148V147H166ZM179 148H181V146L179 147ZM195 148V147H194ZM198 148H200L199 146H198ZM197 148V149H198ZM216 148H218V147H216ZM219 148H220V146H219ZM231 148V147H230ZM240 148V147H239ZM254 148V147H253ZM256 148V147H255ZM14 149H15V147H14ZM36 149V148H35ZM47 149V148H46ZM51 149V148H50ZM55 149H57L56 147H55ZM63 149V148H62ZM103 149V148H102ZM108 149V148H107ZM125 149V148H124ZM129 149H131V148H129ZM169 149H171V148H169ZM178 149V148H177ZM185 149V148H184ZM188 149V148H187ZM190 149V148H189ZM208 149V148H207ZM225 149V148H224ZM224 149H223V151H224ZM246 149V148H245ZM249 149H251V148H249ZM3 150V149H2ZM6 150V149H5ZM12 150V149H11ZM37 150H38V148H37ZM58 150H60V149H58ZM67 150V149H66ZM83 150V149H82ZM89 150V149H88ZM92 150V149H91ZM95 150V149H94ZM106 150V149H105ZM109 150V149H108ZM113 150V149H112ZM146 150V149H145ZM165 150V149H164ZM167 150H168V148H167ZM172 150V149H171ZM183 150V149H182ZM216 150V149H215ZM4 151V150H3ZM15 151V150H14ZM17 151V150H16ZM36 151V150H35ZM40 151V150H39ZM50 151V150H49ZM48 151V152H49ZM53 151H55V150H53ZM62 151H64V150H61V153H62ZM78 151H79V149H78ZM81 151V150H80ZM90 151V150H89ZM115 151V150H114ZM131 151V150H130ZM160 151V150H159ZM172 151H174V150H172ZM178 151V150H177ZM180 151V150H179ZM189 151H191V150H188L187 152H189ZM201 151V150H200ZM199 151V152H200ZM232 151V150H231ZM261 151V150H260ZM264 151V150H263ZM42 152V151H41ZM60 152V151H59ZM66 152H68V151H65L64 153H66ZM83 152V151H82ZM101 152V151H100ZM115 152H117V151H115ZM122 152V151H121ZM127 152V151H126ZM133 152V151H132ZM163 152V151H162ZM169 152V151H168ZM192 152V151H191ZM194 152V151H193ZM202 152V151H201ZM207 152V151H206ZM217 152V151H216ZM221 152V151H220ZM228 152V151H227ZM226 152V153H227ZM3 153V152H2ZM7 153V152H6ZM16 153V152H15ZM22 153V152H21ZM53 153V152H52ZM64 153L62 154V155H64ZM71 153V152H70ZM85 153H86V151H85ZM91 153V152H90ZM97 153V152H96ZM123 153V152H122ZM141 153V152H140ZM160 153V152H159ZM171 153V152H170ZM183 153V152H182ZM186 153V152H185ZM235 153V152H234ZM246 153V152H245ZM11 154V153H10ZM17 154V153H16ZM19 154V153H18ZM42 154V153H41ZM40 154V155H41ZM44 154V153H43ZM50 154V153H49ZM68 154V153H67ZM72 154V153H71ZM73 154H76V153H73ZM80 154V153H79ZM78 154V155H79ZM84 154V153H83ZM119 154V153H118ZM129 154V153H128ZM152 154V153H151ZM150 154V155H151ZM166 154H168V153H166ZM165 154V155H166ZM173 154H175V153H173ZM178 153H176V155H177ZM191 154H193V153H191ZM196 154H199V153H196ZM202 154H204V153H202ZM201 154V155H202ZM217 154V153H216ZM230 154H233V153H229V155ZM263 154H264V152H263ZM4 155V154H3ZM9 155V154H8ZM35 155V154H34ZM39 155V154H38ZM48 155V154H47ZM54 155H55V153H54ZM91 155V154H90ZM96 155H98V154H96ZM100 155V154H99ZM133 155H134V153H133ZM163 155V154H162ZM182 155V154H181ZM200 155V156H201ZM207 155V154H206ZM205 155V156H206ZM221 155V154H220ZM224 155V154H223ZM222 155V157L224 158V156ZM226 155V154H225ZM228 155V154H227ZM0 156H2V155H0ZM16 156V155H15ZM24 156V155H23ZM33 156V155H32ZM37 156V155H36ZM44 156V155H43ZM50 156V155H49ZM65 156V155H64ZM80 156H81V154H80ZM126 156H127V154H126ZM135 156V155H134ZM199 156V157H200ZM216 156V155H215ZM219 156V155H218ZM234 156V155H233ZM232 156V157H233ZM239 156H242V155H239ZM262 156H264V155H262ZM2 157H4V156H2ZM7 158H10V157H13L12 155L10 156V157H8V156H6ZM5 157V158H6ZM20 157V156H19ZM52 157V156H51ZM61 157V156H60ZM59 157V158H60ZM67 157V156H66ZM83 157V156H82ZM87 157V156H86ZM110 157V156H109ZM124 157V156H123ZM159 157V156H158ZM164 157V156H163ZM162 157V158H163ZM166 157V156H165ZM173 157H175V156H173ZM173 157H171L170 159H172ZM185 157V156H184ZM188 157H190V156H188ZM194 157V156H193ZM197 157V156H196ZM198 157V158H199ZM212 157V156H211ZM230 157V156H229ZM228 157V158H229ZM236 157V156H235ZM234 157V158H235ZM259 157H260V155H259ZM6 158V161L8 160ZM33 158V157H32ZM53 158V157H52ZM56 158V157H55ZM58 158V159H59ZM65 158V157H64ZM74 158V157H73ZM85 158V157H84ZM95 158H97V157H95ZM125 158V157H124ZM167 158V157H166ZM177 158H178V156H177ZM181 158V157H180ZM197 158V159H198ZM248 158V157H247ZM4 159V158H3ZM16 159V158H15ZM42 159V158H41ZM45 159V158H44ZM66 159V158H65ZM69 159V158H68ZM80 159H81V157H80ZM89 159V158H88ZM105 159V158H104ZM118 159V158H117ZM126 159V158H125ZM127 159H130L129 157L127 158ZM131 159H134V158H132L131 157ZM130 159V160H131ZM137 159V158H136ZM157 159V158H156ZM158 159H161L160 157L158 158ZM183 159V158H182ZM185 159V158H184ZM186 159H187V157H186ZM185 159V160H186ZM195 159V158H194ZM193 159V160H194ZM200 159H201V157H200ZM214 159V158H213ZM217 159V158H216ZM230 159V158H229ZM233 159V158H232ZM263 159V158H262ZM12 160V159H11ZM56 160V159H55ZM87 160V159H86ZM114 160V159H113ZM113 160H111V161H113ZM118 160H123V162L125 161L124 159H118ZM117 160V161H118ZM148 160V159H147ZM190 160V159H189ZM192 160V159H191ZM208 160V159H207ZM209 160H210V158H209ZM224 160V159H223ZM226 160V159H225ZM258 160V159H257ZM15 161V160H14ZM19 161V160H18ZM51 161V160H50ZM71 161H72V159H71ZM97 161H99V160H97ZM96 161V162H97ZM101 161V160H100ZM135 161V160H134ZM142 161V160H141ZM146 161V160H145ZM172 161V160H171ZM203 161V160H202ZM214 161V160H213ZM228 161V160H227ZM226 161V162H227ZM243 161H244V159H243ZM4 162V161H3ZM8 162V161H7ZM11 161H9V164H7L6 162H4V163H6V165H9L10 167H11V163H10ZM17 162V161H16ZM37 162V161H36ZM39 163H40V161H38ZM47 162V161H46ZM60 162V161H59ZM61 162H62V160H61ZM64 162H66L65 160H64ZM87 162V161H86ZM136 162H139V161H136ZM149 162V161H148ZM152 162V161H151ZM166 162V161H165ZM164 162V163H165ZM175 162H176V160H175ZM178 162V161H177ZM200 162L201 161H199V164H200ZM212 162V161H211ZM223 162V161H222ZM236 161H234V163H235ZM238 162V161H237ZM246 162V161H245ZM254 162H257V161H254ZM261 162H262V160H261ZM0 163H1V160H0ZM42 163H44L43 161H42ZM48 163V162H47ZM52 163H53V160H52ZM63 163V162H62ZM67 163V162H66ZM65 163V164H66ZM69 163V162H68ZM77 163H79V159L77 160ZM81 163V162H80ZM85 162H83V164H84ZM88 163V162H87ZM92 163V162H91ZM106 163V162H105ZM116 163V162H115ZM121 163V162H120ZM127 163V162H126ZM134 163V162H133ZM186 163V162H185ZM189 164H190V162H188ZM187 163V164H188ZM197 163V162H196ZM209 163V162H208ZM215 163V162H214ZM231 163V162H230ZM233 163V162H232ZM244 163V162H243ZM259 163H260V160H259ZM17 164V163H16ZM27 164V163H26ZM30 164V163H29ZM45 164V163H44ZM43 164V165H44ZM49 164V163H48ZM56 164H58V163H56ZM59 164H61V163H59ZM97 164V163H96ZM96 164H95V166H96ZM117 164V163H116ZM129 164V163H128ZM127 164V165H128ZM136 164V163H135ZM157 164H159V163H157ZM175 164V163H174ZM178 164V163H177ZM180 164H181V162H180ZM188 164V165H189ZM192 164V163H191ZM224 164H226V163H224ZM239 164H242V162L241 163H239ZM246 164V163H245ZM252 164V163H251ZM250 164V165H251ZM264 164V163H263ZM2 165V164H1ZM28 165V164H27ZM37 165H40V164H37ZM51 165V164H50ZM50 165H48V166H50ZM54 165V164H53ZM67 165V164H66ZM72 165H73V162H72ZM71 165V166H72ZM88 165V164H87ZM90 165V164H89ZM94 165V164H93ZM92 165V166H93ZM98 165V164H97ZM100 165V164H99ZM102 165V164H101ZM139 165H140V163H139ZM150 165V164H149ZM159 165H161V164H159ZM165 166V164H162V166ZM167 165H169V163L167 164ZM187 165V166H188ZM204 165V164H203ZM202 165V166H203ZM237 165V164H236ZM255 165V164H254ZM9 166L7 167V168H9ZM18 166V165H17ZM45 166H47V164L45 165ZM52 166V165H51ZM50 166V167H51ZM57 166V165H56ZM69 166H70V164H69ZM75 166H77V165H75ZM79 166H80V164H79ZM84 166H85V164H84ZM84 166H83V169H84ZM103 166H104V164H103ZM106 166V165H105ZM108 166V165H107ZM124 166V165H123ZM138 166V165H137ZM145 166H146V164H145ZM152 166V165H151ZM153 166H154V164H153ZM152 166V167H153ZM173 166V165H172ZM171 166V167H172ZM180 166H182V165H180ZM194 166H195V163H194ZM194 166H192V167H194ZM230 166V165H229ZM232 166V165H231ZM241 166V165H240ZM258 166V165H257ZM262 166V165H261ZM42 167V166H41ZM60 167V166H59ZM117 166H115V168H116ZM132 167V166H131ZM134 167H135V165H134ZM147 167H150V166H147ZM147 167H146V170H148L147 169ZM155 167V166H154ZM166 168H167V166H165ZM199 167H201L200 165H199ZM208 167V166H207ZM215 167V166H214ZM221 167V166H220ZM223 167H225V166H223ZM227 167V166H226ZM233 167V166H232ZM248 167V166H247ZM252 167H253V165H252ZM252 167H250V168H252ZM3 168V167H2ZM7 168H6V170H7ZM27 168V167H26ZM29 168H31V167H29ZM33 168V167H32ZM31 168V169H32ZM35 168H37V167H35ZM43 168H45V167H43ZM49 167H47V169H48ZM95 168V167H94ZM97 168V167H96ZM107 168V167H106ZM108 168H109V166H108ZM113 168V167H112ZM133 168V167H132ZM132 168H131V170H132ZM136 168V167H135ZM151 168V167H150ZM161 168V167H160ZM164 168V167H163ZM178 168H179V166H178ZM184 168H185V166H184ZM210 168H213V165H212V167H210ZM249 168V167H248ZM254 168H256L255 166H254ZM260 168V167H259ZM263 168H264V166H263ZM30 169V170H31ZM53 169V168H52ZM60 169H63V168H60ZM73 169V168H72ZM87 169V168H86ZM85 169V170H86ZM89 169H90V167H89ZM98 169V168H97ZM111 169V168H110ZM114 169V168H113ZM117 169V168H116ZM116 169H114L113 171H115ZM154 169V168H153ZM167 169H169V168H167ZM173 169V168H172ZM171 169V170H172ZM177 169V168H176ZM203 169H205V168H203ZM232 169V168H231ZM243 168H241L240 170H242ZM245 169V168H244ZM253 169V168H252ZM17 170H18V168H17ZM19 170H20V168H19ZM29 169H28V171H30ZM54 170H56V169H54ZM58 170V169H57ZM64 171H65V169H63ZM69 170H71V169H69ZM112 170V169H111ZM155 170V169H154ZM170 170V171H171ZM185 170V169H184ZM188 170V169H187ZM196 170V169H195ZM197 170H199V169H197ZM202 170V169H201ZM206 170H208V169H206ZM212 170V169H211ZM222 170H224V169H222ZM226 170V169H225ZM235 170V169H234ZM260 170H262V169H260ZM46 171V170H45ZM52 171V170H51ZM98 171V170H97ZM101 171V170H100ZM107 171V170H106ZM118 172L120 171L119 170V168H118V170H117ZM126 171V170H125ZM140 171V170H139ZM156 171V170H155ZM158 171V170H157ZM173 171V173H175L176 171H174V169L172 170ZM219 171H220V169H219ZM227 172H228V169L226 170ZM232 171H233V169H232ZM231 171V172H232ZM244 172L246 171V169L245 170H243ZM8 173H9V171H7ZM18 172V171H17ZM27 172V171H26ZM57 172V171H56ZM60 172H62L61 170H60ZM85 172H87V171H85ZM92 172V171H91ZM94 172H96V171H94ZM102 172V171H101ZM109 172V171H108ZM145 172V171H144ZM151 172V171H150ZM154 172V171H153ZM183 172V171H182ZM190 172V171H189ZM195 172V171H194ZM197 172V171H196ZM199 172V171H198ZM209 172V171H208ZM217 172V171H216ZM216 172H215V174H216ZM220 172H222V171H220ZM235 172V171H234ZM247 172V171H246ZM249 172V171H248ZM259 172V171H258ZM12 173V172H11ZM34 173V172H33ZM47 174H49L48 172H46ZM75 173V172H74ZM93 173V172H92ZM111 173V172H110ZM113 174H114V172H112ZM120 173H122L121 171H120ZM125 173V172H124ZM128 173V172H127ZM139 173V172H138ZM163 173V172H162ZM165 173V172H164ZM163 173V174H164ZM172 173V174H173ZM177 173H179L178 171H177ZM262 174H263V171L261 172ZM1 174V173H0ZM41 174H42V172H41ZM55 174V173H54ZM59 174V173H58ZM64 174V173H63ZM69 174V173H68ZM68 174H66V175H68ZM96 175H101L100 173H95ZM116 174V173H115ZM148 175H149V173H147ZM156 174V173H155ZM162 174V175H163ZM182 174H184V173H182ZM210 174V173H209ZM221 174V173H220ZM226 174V173H225ZM232 174V173H231ZM237 174H239V172H237ZM248 174V173H247ZM250 174V173H249ZM252 174V173H251ZM261 174V175H262ZM2 175V174H1ZM7 175V174H6ZM29 175V174H28ZM51 175V174H50ZM56 175V174H55ZM70 175H71V173H70ZM91 175V174H90ZM117 175H120V174H117ZM116 175V176H117ZM121 175H123V173L121 174ZM140 175V174H139ZM158 175V173L156 174V176ZM168 175H169V173H168ZM196 175V174H195ZM219 175V174H218ZM224 175V174H223ZM255 175H257V174H255ZM260 175V176H261ZM264 175V174H263ZM9 176V175H8ZM15 176V175H14ZM27 176V175H26ZM29 176H31V174L29 175ZM62 175L60 174V177H61ZM65 176V175H64ZM84 176V175H83ZM93 176V175H92ZM104 176V175H103ZM133 176V175H132ZM141 176V175H140ZM139 176V177H140ZM172 176V175H171ZM210 176V175H209ZM222 176V175H221ZM220 176V177H221ZM226 176V175H225ZM243 176V175H242ZM254 176V175H253ZM4 177V176H3ZM52 177V176H51ZM126 177H128L127 175H126ZM125 177V178H126ZM153 177V176H152ZM157 177H159V176H157ZM175 177V176H174ZM189 177V176H188ZM212 177V176H211ZM245 177V176H244ZM243 177V178H244ZM250 177H252V176H250ZM9 178V177H8ZM34 178V177H33ZM48 177H46V179H47ZM67 178H69V176L67 177ZM71 178H73V177H71ZM78 178V177H77ZM91 178H93V177H91ZM90 178V179H91ZM94 178H97V177H95L94 176ZM102 178V177H101ZM106 178H107V176H106ZM111 178V177H110ZM119 178V176L117 177V179ZM145 178V177H144ZM149 178V177H148ZM163 178H165L164 176H163ZM173 178V177H172ZM203 178H205V176L203 177ZM202 178V179H203ZM228 178V177H227ZM237 178H239V175H238V177ZM240 178H241V175H240ZM246 178V177H245ZM244 178V179H245ZM248 178V177H247ZM255 178V177H254ZM259 178V177H258ZM1 179H3L2 177H0V181H1ZM13 179V178H12ZM39 179V178H38ZM57 179V178H56ZM59 179H61V178H59ZM75 179V178H74ZM89 179V178H88ZM105 179V178H104ZM103 179V180H104ZM109 179V178H108ZM134 179V178H133ZM136 179V178H135ZM197 179H198V177H197ZM206 179H207V177H206ZM257 179V178H256ZM261 179V178H260ZM263 179V178H262ZM24 180V179H23ZM35 180V179H34ZM51 180V179H50ZM52 180H53V178H52ZM58 180V179H57ZM63 180V179H62ZM71 180V179H70ZM85 180V179H84ZM94 180V179H93ZM100 180V179H99ZM98 180V181H99ZM110 180V179H109ZM129 180H130V178H129ZM152 180V179H151ZM158 180V179H157ZM160 180V179H159ZM162 180V179H161ZM174 180V179H173ZM210 180H212V179H210ZM222 180H223V177H222ZM240 180V179H239ZM242 180V179H241ZM31 181V180H30ZM33 181V180H32ZM47 181H48V179H47ZM53 181H56L55 179L53 180ZM68 182H69V180H67ZM76 182H77V180H75ZM74 181V182H75ZM80 181V180H79ZM86 181V180H85ZM114 181H116V180H114ZM132 181H134V180H132ZM142 181V180H141ZM141 181H140V183H141ZM153 181V180H152ZM168 181V180H167ZM170 181V180H169ZM195 181V180H194ZM205 181V180H204ZM208 181V180H207ZM214 181V180H213ZM230 181V180H229ZM238 181V179L236 180V182L235 183H238L237 182ZM243 181V180H242ZM248 181V180H247ZM247 181H246V183H247ZM263 181V180H262ZM261 181V182H262ZM2 182H5V179H3V181ZM20 182V181H19ZM42 182V181H41ZM96 182V181H95ZM104 182V181H103ZM107 182V181H106ZM109 182V181H108ZM118 182V181H117ZM127 182V181H126ZM145 182V181H144ZM159 182V181H158ZM188 182V181H187ZM209 182H211L212 183V181H209ZM215 182H216V180H215ZM226 182H228V181H226ZM252 182V181H251ZM6 183H7V179H6ZM12 183V182H11ZM17 183V182H16ZM26 184L28 183V182H25ZM30 183V182H29ZM34 183H35V181H34ZM46 183H49V182H46ZM54 183V182H53ZM60 183V182H59ZM66 183V182H65ZM71 183V182H70ZM83 183H84V181H83ZM93 183V182H92ZM99 183V182H98ZM101 183V182H100ZM120 183H121V181H120ZM129 183V182H128ZM139 183V182H138ZM172 183V182H171ZM200 183V182H199ZM221 183H223V182H221ZM229 183V182H228ZM232 183V182H231ZM234 183V182H233ZM255 183V182H254ZM1 184V183H0ZM41 184V183H40ZM75 184H77V183H75ZM117 184V185H116ZM116 184H114V185H116V186H118V183H116ZM163 184V183H162ZM170 184V183H169ZM173 184V183H172ZM209 184V183H208ZM243 184V183H242ZM242 184H241V182H240V184L239 185H241L242 186ZM248 184V183H247ZM253 184V183H252ZM251 184V186H253ZM256 184V183H255ZM254 184V185H255ZM259 184V183H258ZM7 185V184H6ZM8 185H9V183H8ZM11 185V184H10ZM47 185V184H46ZM58 185V184H57ZM67 185H68V183H67ZM66 185V186H67ZM72 185V184H71ZM78 185H79V183H78ZM80 185H82V182H80ZM87 186H89L88 184H86ZM107 185V184H106ZM112 185V184H111ZM139 185V184H138ZM143 185V184H142ZM141 185V187H143ZM156 185V184H155ZM174 185V184H173ZM173 185H172V187H173ZM184 185V184H183ZM188 185V184H187ZM203 185H205V184H203ZM215 185H216V183H215ZM221 185V184H220ZM250 185V184H249ZM248 185V186H249ZM26 186V185H25ZM47 186H49V185H47ZM61 186V185H60ZM75 186V185H74ZM90 186H92V185H90ZM102 187H103V185H101ZM108 186V185H107ZM124 186V185H123ZM129 186V185H128ZM149 186V185H148ZM200 186V185H199ZM212 186H214V185H212ZM222 186V185H221ZM234 186H236V185H234ZM233 186V187H234ZM245 186V185H244ZM243 186V187H244ZM262 186V185H261ZM6 186L4 185V188H5ZM13 187V186H12ZM30 187V186H29ZM34 187H36V185L34 186ZM38 187H39V185H38ZM52 187V186H51ZM94 187V186H93ZM92 187V188H93ZM99 187V186H98ZM125 187V186H124ZM160 187H162V186H160ZM211 187V186H210ZM227 187H229V186H227ZM238 187V186H237ZM240 187V186H239ZM260 187V186H259ZM6 188H8V187H6ZM5 188V189H6ZM10 188V187H9ZM37 188V187H36ZM50 188V187H49ZM68 187H66V189H67ZM69 188H70V186H69ZM86 188V187H85ZM85 188H83V190L85 189ZM100 188V187H99ZM112 188V187H111ZM110 188V189H111ZM146 188H147V186H146ZM149 188H151V187H149ZM163 188V187H162ZM197 188V187H196ZM202 188V187H201ZM205 188V187H204ZM223 188V187H222ZM232 188V187H231ZM245 188V187H244ZM261 188V187H260ZM259 188V189H260ZM17 189H18V187H17ZM16 189V190H17ZM20 189H22V187L20 188ZM48 189V188H47ZM61 189V188H60ZM73 188H71V190H72ZM81 189H82V187H81ZM81 189H80V191H81ZM102 189V188H101ZM113 189H115V188H113ZM112 189V190H113ZM117 189V188H116ZM148 189V188H147ZM161 189V188H160ZM176 189V188H175ZM206 189V188H205ZM209 189V188H208ZM219 189V188H218ZM221 189V188H220ZM237 189H240V188H237ZM249 189V188H248ZM248 189H247V191H248ZM251 189V188H250ZM254 189V188H253ZM252 189V190H253ZM256 189V188H255ZM23 190V189H22ZM31 190V189H30ZM33 190H34V188H33ZM40 190V189H39ZM58 190V189H57ZM64 190V189H63ZM98 190V189H97ZM120 190V189H119ZM123 190V189H122ZM138 190V189H137ZM151 190V189H150ZM162 190V189H161ZM180 190V189H179ZM190 190V189H189ZM226 190V189H225ZM232 190H233V188H232ZM236 190V189H235ZM2 191V190H1ZM15 191V190H14ZM18 191V190H17ZM25 191V190H24ZM28 191V190H27ZM27 191H26V193H27ZM35 191V190H34ZM36 191H38V190H36ZM50 191V190H49ZM53 192L54 191H56V190H54V188H53V190H52ZM61 191V190H60ZM60 191H58V192H60ZM74 191V190H73ZM76 192L78 191V190H75ZM87 191H89V190H87ZM91 191V190H90ZM116 191V190H115ZM118 191V190H117ZM125 191H127V190H125ZM133 191V190H132ZM144 191V190H143ZM155 191V190H154ZM168 191V190H167ZM202 191V190H201ZM206 191H208V190H206ZM211 191V190H210ZM209 191V192H210ZM239 191V190H238ZM241 191V190H240ZM245 192H246V190H244ZM253 191H255V190H253ZM259 191V190H258ZM261 191V190H260ZM3 192V194L5 193L4 191H2ZM22 192V191H21ZM30 192V191H29ZM40 192H43V190L42 191H40ZM92 192V191H91ZM102 192V191H101ZM105 192H106V190H105ZM121 192V191H120ZM123 192H124V190H123ZM130 192V191H129ZM139 192H140V190H139ZM151 192V191H150ZM204 192V191H203ZM202 192V193H203ZM226 192V191H225ZM228 192H230V191H228ZM245 192H242V193H245ZM249 192V191H248ZM262 192H264L263 190H262ZM7 193H8V191H7ZM18 193V192H17ZM33 193V192H32ZM37 193H39V192H37ZM61 193V192H60ZM64 193V192H63ZM62 193V194H63ZM65 193H67V191H65ZM64 193V194H65ZM86 193V192H85ZM85 193H83V194H85ZM94 193V192H93ZM110 193V195H111V192H109ZM115 193V192H114ZM117 193H119V192H117ZM136 193V192H135ZM143 193V192H142ZM147 193H149V192H147ZM155 193V192H154ZM158 193V192H157ZM156 193V194H157ZM169 193V192H168ZM167 193V194H168ZM178 193V192H177ZM176 193V194H177ZM193 193V192H192ZM197 193H198V190H197ZM206 193V192H205ZM215 193V192H214ZM217 193V192H216ZM220 193H221V191H220ZM235 193V192H234ZM234 193H232V194H234ZM238 192H236V194H237ZM251 193V192H250ZM259 193V192H258ZM0 194H2V193H0ZM2 194V195H3ZM16 194V193H15ZM25 194V193H24ZM33 194H36L35 192L33 193ZM42 195H43V193H41ZM40 194V195H41ZM44 194H47V196L46 197H48V195L50 196V193L48 194V192L46 191V193H44ZM69 194V193H68ZM70 194H71V192H70ZM69 194V195H70ZM76 194V193H75ZM83 194H81V195H83ZM94 194H96V193H94ZM93 194V195H94ZM124 194V193H123ZM140 194H141V192H140ZM139 194V195H140ZM152 194V193H151ZM160 193H158V195H159ZM173 194V193H172ZM184 194V193H183ZM224 194H226V193H224ZM224 194H223V196H224ZM230 194V193H229ZM228 194V195H229ZM240 194H241V192H240ZM1 195V196H2ZM9 195V194H8ZM38 195V194H37ZM41 195V196H42ZM52 195H54V193H52ZM86 195V194H85ZM88 195V194H87ZM87 195H86V197L85 198H87ZM91 195V194H90ZM102 195V194H101ZM131 195V194H130ZM142 195V194H141ZM150 195V194H149ZM171 195V194H170ZM179 195H181V194H179ZM198 195V194H197ZM208 195V194H207ZM242 195V194H241ZM241 195H239V196H241ZM253 195V194H252ZM260 195H262V194H260ZM4 196V195H3ZM10 196V195H9ZM8 196V197H9ZM20 196V195H19ZM24 196V195H23ZM28 196V195H27ZM35 197H36V195H34ZM33 196V197H34ZM59 196V195H58ZM73 196V195H72ZM71 196V197H72ZM84 196V195H83ZM98 196V195H97ZM99 196H100V194H99ZM104 196H106V195H104ZM129 196V195H128ZM133 196V195H132ZM185 196V195H184ZM194 196V195H193ZM209 196V195H208ZM214 196V195H213ZM212 196V197H213ZM222 196V195H221ZM246 196V195H245ZM251 196V195H250ZM263 196V195H262ZM261 196V197H262ZM5 197H6V195H5ZM4 197V198H5ZM7 197V198H8ZM11 197V196H10ZM16 197V196H15ZM25 197V196H24ZM23 197V198H24ZM34 197V198H35ZM45 197V196H44ZM56 197V196H55ZM61 197V196H60ZM75 197H77V196H75ZM74 197V198H75ZM89 197H91V196H89ZM108 197H110V196H108ZM112 197V196H111ZM144 197V196H143ZM154 197V196H153ZM160 197V196H159ZM218 197V196H217ZM228 197V196H227ZM230 197V196H229ZM233 197V196H232ZM248 197V196H247ZM247 197H243L245 200H246V198ZM2 198V197H1ZM3 198V199H4ZM30 198V197H29ZM32 198V197H31ZM42 198V197H41ZM73 198V199H74ZM79 198H81V197H79ZM84 198V197H83ZM151 198V197H150ZM155 198H156V196H155ZM165 199L167 198V197H164ZM179 198H181V197H179ZM183 198V197H182ZM189 198V197H188ZM204 198V197H203ZM214 198V197H213ZM223 198V197H222ZM226 198V197H225ZM237 198H239V197H237ZM257 198V197H256ZM17 199H18V197H17ZM22 199V198H21ZM28 199V198H27ZM26 199V200H27ZM36 199H37V197H36ZM49 199H51L50 197H49ZM53 199V198H52ZM57 199H59L58 197H57ZM57 199H55V200H57ZM64 199V198H63ZM88 200H89V198H87ZM97 199V198H96ZM102 199V198H101ZM111 199V198H110ZM113 199H115V198H113ZM112 199V200H113ZM117 199V198H116ZM115 199V200H116ZM118 199H119V197H118ZM154 199V198H153ZM173 199V198H172ZM231 199H234L235 200V198H231ZM230 199V200H231ZM240 199H241V197H240ZM243 199V200H244ZM250 199H251V197H250ZM1 200V199H0ZM30 200H32V203L34 202V205H37V204H35V201H33V198L32 199H30ZM29 200V201H30ZM35 200V199H34ZM70 200H72V198L71 199H68L67 198V202L68 201H70ZM77 200V199H76ZM83 200V202H84V199H82ZM106 200H107V197H106ZM109 200V199H108ZM123 200V199H122ZM134 200V199H133ZM139 200V199H138ZM150 200V199H149ZM159 200V199H158ZM170 200V199H169ZM198 200V199H197ZM203 200V199H202ZM219 200H221V198L219 199ZM226 199H224V201H225ZM229 200V199H228ZM227 200V201H228ZM257 200V199H256ZM259 200V199H258ZM262 200V199H261ZM2 201V200H1ZM22 201V200H21ZM38 202H39V199L37 200ZM36 201V203H38ZM47 201H49V200H47ZM73 201V200H72ZM97 201V200H96ZM100 201V200H99ZM104 201V200H103ZM121 201V200H120ZM126 201V200H125ZM141 201V200H140ZM145 201H147V204H148V200H145ZM161 201V200H160ZM208 201V200H207ZM206 201V202H207ZM210 201V200H209ZM238 201H240V200H238ZM249 200H247V202H248ZM262 201H264V199L262 200ZM8 202V201H7ZM18 202H19V200H18ZM24 202V201H23ZM28 202V201H27ZM41 202V201H40ZM44 202H45V200H44ZM66 202V201H65ZM64 201H63V205L62 204H60V205H62V207H61V210H63L62 208L64 207V205L66 204ZM74 202H75V200H74ZM77 202H78V200H77ZM95 201H93V204L95 205V203H94ZM107 202V201H106ZM175 202H177V201H175ZM203 202V201H202ZM219 202V201H218ZM236 202V201H235ZM244 201H242V203H243ZM6 203V202H5ZM31 203V202H30ZM31 203V204H32ZM42 203V202H41ZM47 203V202H46ZM54 203H56V201L54 202ZM65 203V204H64ZM70 203V202H69ZM98 203L99 202H97V206H98ZM108 203L109 202H107V204L106 205H108ZM129 203V202H128ZM127 203V204H128ZM136 203V202H135ZM160 203V202H159ZM170 203V202H169ZM209 203V202H208ZM211 203H213V202H211ZM210 203V204H211ZM220 203V202H219ZM222 203V202H221ZM226 203V202H225ZM249 203V202H248ZM253 203H255V200H254V202ZM258 203V202H257ZM261 203V202H260ZM2 204V203H1ZM29 204V203H28ZM30 204V207L33 205H31ZM45 204V203H44ZM58 204H59V200H58ZM68 204V203H67ZM74 204V203H73ZM81 204V203H80ZM79 204V205H80ZM86 204V203H85ZM102 204V203H101ZM104 204H105V202H104ZM103 204V205H104ZM116 204H117V202H116ZM121 204V203H120ZM139 204V203H138ZM151 204V203H150ZM155 204V203H154ZM158 204V203H157ZM161 204V203H160ZM179 204V203H178ZM186 204H188V203H186ZM190 204H192V203H190ZM201 204V203H200ZM204 204V203H203ZM210 204H208V205H210ZM235 204V203H234ZM237 204V203H236ZM239 204V203H238ZM245 204V203H244ZM244 204H242V205H244ZM15 205H18V203L17 204H15ZM24 205H26V204H24ZM42 204H40V205H38V207L39 206H41ZM46 205V204H45ZM48 205V204H47ZM68 205H72V204H68ZM67 205V206H68ZM110 205V204H109ZM153 205V204H152ZM163 205V204H162ZM176 205V204H175ZM205 205H206V203H205ZM219 205V204H218ZM231 205V204H230ZM262 205V204H261ZM5 206H7V205H5ZM23 206V205H22ZM21 206V207H22ZM53 207H54V205H52ZM51 206V207H52ZM66 206V207H67ZM74 206V205H73ZM78 206V205H77ZM85 206H87V205H85ZM91 206H93L92 204H91ZM96 206V207H97ZM105 206V205H104ZM121 206H123V205H121ZM130 206V205H129ZM133 206V205H132ZM159 206V205H158ZM157 206V207H158ZM178 206V205H177ZM186 206V205H185ZM215 206V205H214ZM224 206V205H223ZM226 206V205H225ZM232 206V205H231ZM246 206V205H245ZM248 206V205H247ZM253 206V205H252ZM259 206V205H258ZM264 206V205H263ZM35 207V206H34ZM45 207V206H44ZM52 207V208H53ZM60 207V206H59ZM101 207V206H100ZM103 207V206H102ZM131 207V206H130ZM134 207V206H133ZM150 207H151V205H150ZM154 207H155V205H154ZM160 207H162V206H160ZM211 207V206H210ZM239 207V206H238ZM249 207V206H248ZM254 207V206H253ZM257 207V206H256ZM4 208V207H3ZM2 208V209H3ZM16 208V207H15ZM14 208V209H15ZM24 208V207H23ZM32 208L33 207H31V208H27V209H31L32 210ZM36 208V207H35ZM34 208V209H35ZM58 208V207H57ZM87 208V207H86ZM85 208V209H86ZM114 208V207H113ZM112 208V209H113ZM137 208V207H136ZM139 208V207H138ZM156 208V207H155ZM155 208H153V209H155ZM159 208V207H158ZM164 208V207H163ZM176 208H178V207H176ZM175 208V209H176ZM181 208V207H180ZM185 208V207H184ZM215 208V207H214ZM217 208V207H216ZM240 208V207H239ZM263 208V207H262ZM38 209V208H37ZM36 209V210H37ZM41 209H43V207L41 208ZM49 209V208H48ZM54 209H56V208H54ZM59 209V208H58ZM71 209V208H70ZM103 209V208H102ZM107 209H109L108 207H107ZM124 209V208H123ZM140 209V208H139ZM166 209V208H165ZM173 209V208H172ZM194 209V208H193ZM220 209V208H219ZM233 209V208H232ZM235 209V208H234ZM244 209H245V207H244ZM19 210H20V208H19ZM30 210V211H31ZM35 210V211H36ZM50 210H51V208H50ZM78 210V209H77ZM76 210V211H77ZM80 210H82V208H80ZM92 209H90V211H91ZM99 210V209H98ZM104 210V209H103ZM102 210V211H103ZM117 210H118V208H117ZM121 210H122V208H121ZM130 210V209H129ZM134 210V209H133ZM136 210H138V209H136ZM141 210V209H140ZM157 209H155V211H156ZM216 210V209H215ZM231 210V209H230ZM246 210V209H245ZM249 210V209H248ZM254 210V209H253ZM252 210V211H253ZM33 211V210H32ZM38 211V210H37ZM40 211V210H39ZM59 211V210H58ZM57 211V212H58ZM69 211V210H68ZM67 211V212H68ZM85 211H87V210H85ZM105 211V210H104ZM103 211V212H104ZM112 211V210H111ZM114 211V210H113ZM142 211V210H141ZM141 211H140V213H141ZM151 211V210H150ZM150 211H149V213H150ZM170 211V210H169ZM198 211V210H197ZM214 211V210H213ZM220 211V210H219ZM228 211H229V209H228ZM237 211V210H236ZM244 211V210H243ZM250 211V210H249ZM21 212V211H20ZM24 212H26V210L24 211ZM29 212V211H28ZM64 212H66V210L65 211H63V213ZM81 212V211H80ZM92 212V211H91ZM93 212L95 213V211L93 210ZM115 212V211H114ZM132 212V211H131ZM130 212V213H131ZM136 212V211H135ZM154 212V211H153ZM166 212V211H165ZM172 212H173V210H172ZM188 212V211H187ZM203 212V211H202ZM212 212V211H211ZM227 212V211H226ZM231 212V211H230ZM234 212V210L232 211V213ZM242 212V211H241ZM245 212V211H244ZM244 212H242V213H244ZM12 213H13V211H12ZM27 213V212H26ZM38 213H40V212H38ZM38 213H37V215H38ZM62 213V212H61ZM76 213H78L77 215H79V212H76ZM76 213H74V214H76ZM86 213H88V212H86ZM101 213V212H100ZM99 213V214H100ZM105 213V212H104ZM128 213V212H127ZM139 213V214H140ZM176 213V212H175ZM216 213V212H215ZM220 213V212H219ZM224 213V212H223ZM246 213V212H245ZM245 213H244V215H245ZM20 214V213H19ZM24 214V213H23ZM65 214H67V213H65ZM70 214V213H69ZM91 214V213H90ZM113 214V213H112ZM122 214V213H121ZM132 214V213H131ZM131 214H129V215H131ZM144 214V213H143ZM154 213H152V215H153ZM184 214V213H183ZM218 214V213H217ZM216 214V215H217ZM224 214H226V213H224ZM11 215V214H10ZM10 215H7V214H2L1 216V223H0V225L1 226H4V228L7 230V231H16V230H18L17 228H18V226H21V225H18L17 226V222H19V220L16 218H14V217H11ZM13 215H15V214H13ZM21 215H22V213H21ZM25 215V214H24ZM27 215H28V213H27ZM41 215V214H40ZM44 215V214H43ZM51 215H52V213H51ZM96 215H97V213H96ZM102 215V214H101ZM106 215H107V213H106ZM111 215V214H110ZM115 215V214H114ZM118 215V214H117ZM123 215H124V213H123ZM126 215H128V214H126ZM128 215V216H129ZM132 215H134V214H132ZM162 215V214H161ZM168 215V214H167ZM200 215V214H199ZM235 214L233 213V216H234ZM239 215V214H238ZM253 215V214H252ZM256 215V214H255ZM254 215V216H255ZM19 216V215H18ZM17 216V217H18ZM29 216H30V214H29ZM53 216V215H52ZM56 216V215H55ZM72 216H73V214H72ZM86 216V215H85ZM85 216H83V217H85ZM94 216V215H93ZM98 216V215H97ZM108 216H109V214H108ZM122 216V215H121ZM148 216H150L149 214H148ZM156 216V215H155ZM192 216V215H191ZM194 216V215H193ZM22 217H24V216H22ZM33 217V216H32ZM31 217V218H32ZM37 217V216H36ZM75 217V216H74ZM123 217H125V215L123 216ZM122 217V218H123ZM134 217H136L135 215H134ZM147 217V216H146ZM159 217V216H158ZM197 217V216H196ZM211 217V216H210ZM243 217V216H242ZM247 217V216H246ZM246 217H244L245 219H246ZM264 217V216H263ZM44 218V217H43ZM45 218H46V216H45ZM66 218L68 219V217L66 216ZM86 218V217H85ZM92 218H94V217H92ZM97 218V217H96ZM99 218V217H98ZM107 218V217H106ZM111 218V217H110ZM113 218V217H112ZM120 218V217H119ZM133 218V217H132ZM137 218V217H136ZM167 218H169V217H167ZM213 218V217H212ZM218 218V217H217ZM216 218V219H217ZM222 218H225V216L224 217H222ZM238 218V217H237ZM22 219H24V218H22ZM28 219H30V217L28 218ZM72 219V218H71ZM84 219V218H83ZM105 219V218H104ZM155 219H157V218H155ZM191 219V218H190ZM215 219V218H214ZM213 219V220H214ZM219 219V218H218ZM227 219V218H226ZM233 219V218H232ZM249 219V218H248ZM247 219V220H248ZM15 220H18L17 222L15 221ZM20 220H21V218H20ZM36 220V219H35ZM42 220V219H41ZM53 220V219H52ZM58 220V219H57ZM95 220H98V219H95ZM94 220V221H95ZM108 220H111V219H109L108 218ZM122 220V219H121ZM127 221H128V219H126ZM129 220H130V217H129ZM134 220H136V219H134ZM140 220H141V218H140ZM150 220V219H149ZM223 220V219H222ZM230 220V219H229ZM234 220H236L235 219V217H234ZM240 220V219H239ZM242 220H244L243 218H242ZM241 220V221H242ZM250 220V219H249ZM249 220L247 221V222H249ZM30 221V220H29ZM43 221H45V222H47V220H43ZM56 221V220H55ZM55 221H53V222H55ZM62 221V220H61ZM67 221V220H66ZM69 222L70 221H72V220H68ZM92 221V220H91ZM103 222H104V220H102ZM101 221V222H102ZM117 221H119V220H117ZM203 221V220H202ZM221 221V220H220ZM224 221V220H223ZM232 221V223H233V220H231ZM254 221V220H253ZM258 221H259V218H258ZM262 221V220H261ZM22 222V221H21ZM27 222H28V220H27ZM32 222V221H31ZM63 222H65L64 220H63ZM79 222H80V219H79ZM83 222H84V220H83ZM102 222V223H103ZM123 222H125V220L123 221ZM132 222V221H131ZM158 222H160V221H158ZM219 222V221H218ZM229 222V221H228ZM240 222V221H239ZM246 222V221H245ZM263 222V221H262ZM32 223H34V222H32ZM51 223V222H50ZM73 223V222H72ZM85 223V222H84ZM88 223V222H87ZM98 223V222H97ZM107 223V222H106ZM110 223V222H109ZM115 223V222H114ZM122 223V222H121ZM141 223V222H140ZM152 223V222H151ZM189 223V222H188ZM215 223V222H214ZM224 223V222H223ZM243 223V222H242ZM19 224V223H18ZM27 224V223H26ZM57 224V223H56ZM65 224V223H64ZM63 224V225H64ZM68 224V223H67ZM79 224V223H78ZM81 224V223H80ZM90 224H92V223H89V225ZM99 224V223H98ZM126 224H127V222H126ZM198 224V223H197ZM202 224V223H201ZM218 224V223H217ZM220 224V223H219ZM238 224H240V223H238ZM244 224V223H243ZM250 224V223H249ZM256 224V223H255ZM264 224V223H263ZM262 224V225H263ZM24 225V224H23ZM34 225V224H33ZM48 225V224H47ZM61 225V224H60ZM88 225V226H89ZM93 225V224H92ZM110 225V224H109ZM113 225V224H112ZM115 225H116V223H115ZM118 225H119V223H118ZM154 226H155V223L153 224ZM159 225H160V223H159ZM185 224H183V226H184ZM223 225V224H222ZM231 225V224H230ZM233 226H235L234 224H232ZM245 225V224H244ZM26 226V225H25ZM66 226V225H65ZM76 226V225H75ZM85 226V225H84ZM95 226V225H94ZM120 226V225H119ZM124 226V225H123ZM144 226V225H143ZM149 226V225H148ZM161 226V225H160ZM170 226H171V224H170ZM179 226V225H178ZM214 226H215V224H214ZM225 226V225H224ZM227 226H228V224H227ZM227 226H225V227H227ZM237 226H239V225H237ZM253 226V225H252ZM255 226V225H254ZM22 227V226H21ZM47 227V226H46ZM53 227V226H52ZM59 227V226H58ZM80 227H81V225H80ZM79 227V228H80ZM91 227H93V226H91ZM99 227V226H98ZM102 227V226H101ZM107 227H108V224H107ZM138 227V226H137ZM142 227V226H141ZM147 227V226H146ZM145 227V228H146ZM151 227H153V226H151ZM212 227V226H211ZM220 227V226H219ZM219 227H218V229H219ZM240 227V226H239ZM249 227V226H248ZM20 228V227H19ZM40 228H42V227H39V229ZM65 228V227H64ZM83 228L84 227H82V230H83ZM96 229H97V227H95ZM119 228V227H118ZM121 228V227H120ZM128 228V227H127ZM126 228V229H127ZM133 228V227H132ZM140 228V227H139ZM142 228H144V227H142ZM179 228V227H178ZM202 228V227H201ZM206 228V227H205ZM213 228V227H212ZM211 228V229H212ZM228 228V227H227ZM23 229V228H22ZM21 229V230H22ZM25 229H26V227H25ZM59 229V228H58ZM63 229V228H62ZM71 229V228H70ZM73 229V228H72ZM95 229V231H97ZM103 229V228H102ZM110 229H111V227H110ZM130 229V228H129ZM134 229H135V227H134ZM154 229H155V227H154ZM172 229V228H171ZM217 229V228H216ZM232 229H234V228H232ZM239 229V228H238ZM20 230V229H19ZM28 230V229H27ZM27 230H25L26 232H27ZM41 230V229H40ZM44 230H45V228H44ZM53 230V229H52ZM85 230H87V229H85ZM92 230V229H91ZM94 230V229H93ZM120 230V229H119ZM132 230V229H131ZM147 230V229H146ZM162 230V229H161ZM190 230H192V229H190ZM194 230V229H193ZM252 230H254V229H252ZM30 231H31V229H30ZM36 230H34L33 232H35ZM66 230H64V232H65ZM68 231V230H67ZM81 231V230H80ZM99 231V230H98ZM108 231V230H107ZM122 231V230H121ZM120 231V232H121ZM150 231V230H149ZM179 231V230H178ZM222 231V230H221ZM235 231V230H234ZM238 231V230H237ZM251 231V230H250ZM249 231V232H250ZM258 231H260L259 229H258ZM263 231V230H262ZM20 232H22V231H20ZM19 232V233H20ZM33 232H31V233H33ZM39 232V231H38ZM44 232V231H43ZM69 232V231H68ZM102 232V231H101ZM132 232H133V230H132ZM135 232V231H134ZM224 232V231H223ZM231 232H232V230H231ZM23 233H24V231H23ZM40 233V232H39ZM45 233V232H44ZM48 233V232H47ZM59 233V232H58ZM63 233V232H62ZM77 233V232H76ZM75 233V234H76ZM78 233H79V231H78ZM82 232H80L79 234H81ZM95 233V232H94ZM115 233V232H114ZM126 233V232H125ZM154 233V232H153ZM179 233V232H178ZM183 233V232H182ZM194 233V232H193ZM209 233V232H208ZM216 233V232H215ZM218 233H219V231H218ZM237 233V232H236ZM238 233H239V231H238ZM252 233V232H251ZM250 233V234H251ZM255 233V232H254ZM257 233V232H256ZM261 233V232H260ZM262 233H264V232H262ZM17 234V233H16ZM22 234V233H21ZM61 234V233H60ZM68 234V233H67ZM83 234V233H82ZM85 234V233H84ZM90 234V233H89ZM96 234V233H95ZM144 234V233H143ZM171 234V233H170ZM192 234V233H191ZM195 234V233H194ZM200 234V233H199ZM211 234V233H210ZM230 234V233H229ZM258 234V233H257ZM19 235V234H18ZM23 235V234H22ZM36 235V234H35ZM66 235V234H65ZM73 235V234H72ZM71 235V236H72ZM114 235V234H113ZM119 235V234H118ZM135 235H136V233H135ZM151 235V234H150ZM157 235V234H156ZM161 235V234H160ZM173 235V234H172ZM193 235V234H192ZM197 235V234H196ZM203 235V234H202ZM213 235V234H212ZM226 235V234H225ZM239 235H240V233H239ZM254 235V234H253ZM259 235V234H258ZM21 236V235H20ZM67 236V235H66ZM70 236V237H71ZM75 236V235H74ZM84 236V235H83ZM86 236V235H85ZM97 236V235H96ZM121 236V235H120ZM139 236V235H138ZM140 236H142V235H140ZM179 236V235H178ZM183 236H184V233H183ZM216 236H218V235H216ZM235 236V235H234ZM246 236V235H245ZM249 236V235H248ZM2 237V236H1ZM12 237V236H11ZM22 237V236H21ZM23 237H24V235H23ZM29 237V236H28ZM34 237V236H33ZM40 237V236H39ZM42 237V236H41ZM82 237V236H81ZM89 237V236H88ZM97 237H99V235L97 236ZM136 237V236H135ZM168 237H169V235H168ZM180 237V236H179ZM192 237V236H191ZM199 237V236H198ZM220 237V236H219ZM223 237V236H222ZM238 237V236H237ZM253 237V236H252ZM256 237V236H255ZM62 238V237H61ZM74 238H76V236L74 237ZM80 237H78V239H79ZM86 239L85 240H87V237H85ZM92 238V237H91ZM93 238H94V236H93ZM187 238V237H186ZM202 238V237H201ZM200 238V239H201ZM204 238V237H203ZM224 238H226L227 239V237H224ZM223 238V239H224ZM239 238V237H238ZM254 238V237H253ZM258 238V237H257ZM262 238H263V236H262ZM261 238V239H262ZM17 239H19V237L17 238ZM35 239V238H34ZM63 240H64V238H62ZM62 239H60V240H62ZM81 239V238H80ZM94 239H96V238H94ZM139 239H141V238H139ZM149 239V238H148ZM159 239V238H158ZM175 239V238H174ZM181 239V238H180ZM254 239H256V238H254ZM29 240V239H28ZM40 240V239H39ZM43 240V239H42ZM47 240V239H46ZM71 240V239H70ZM84 239H83V241L84 242H86ZM88 240H89V238H88ZM145 240H146V238H145ZM144 240V241H145ZM162 240H164V239H162ZM166 240V239H165ZM173 240V239H172ZM182 240H184V238H182ZM208 240V239H207ZM228 240V239H227ZM237 240V239H236ZM245 240H246V238H245ZM37 241V240H36ZM82 241V242H83ZM95 241V240H94ZM93 240H92V243L94 242ZM170 241V240H169ZM181 241V240H180ZM193 241H195V240H193ZM197 241V240H196ZM199 242H200V240H198ZM197 241V242H198ZM205 241V240H204ZM209 241V240H208ZM220 241H222V240H220ZM254 241V240H253ZM252 241V242H253ZM41 242V241H40ZM39 242V243H40ZM46 242V241H45ZM60 242V241H59ZM64 242V241H63ZM71 242V241H70ZM69 242V243H70ZM81 242V241H80ZM79 242V243H80ZM83 242V243H84ZM96 242H97V239H96ZM95 242V243H96ZM100 242H101V240H100ZM153 242V241H152ZM186 242V241H185ZM210 242V241H209ZM240 242V241H239ZM244 242V241H243ZM251 242V241H250ZM259 242V241H258ZM17 243V242H16ZM53 243V242H52ZM78 243V242H77ZM99 243V242H98ZM119 243V242H118ZM142 243H144V242H142ZM142 243H141V245H142ZM146 243V242H145ZM150 243V242H149ZM166 243L168 244V241H166ZM181 243V242H180ZM208 243V242H207ZM221 243V242H220ZM223 243V242H222ZM234 243V242H233ZM257 243V242H256ZM20 244H21V239H20ZM24 244V243H23ZM38 244V243H37ZM65 244V243H64ZM81 244V243H80ZM101 244V243H100ZM151 244V243H150ZM152 244H155V243H152ZM171 244V243H170ZM197 244V243H196ZM201 244V243H200ZM16 245H18V243L16 244ZM22 245V244H21ZM60 245H63V244H60ZM77 245V244H76ZM83 245V244H82ZM89 245V244H88ZM93 245V244H92ZM169 245V244H168ZM178 245V244H177ZM224 245V244H223ZM262 245V244H261ZM12 246V245H11ZM19 246V245H18ZM47 246V245H46ZM66 246V245H65ZM97 246V245H96ZM138 246V245H137ZM181 246V245H180ZM183 246H185V244L183 245ZM203 246V245H202ZM209 246V245H208ZM252 246V245H251ZM22 247V246H21ZM21 247H20V249H21ZM38 247V246H37ZM61 247V246H60ZM69 247V246H68ZM80 248H81V245L79 246ZM78 247V248H79ZM93 247H94V245H93ZM144 247V246H143ZM148 247V246H147ZM152 247V246H151ZM154 247V246H153ZM165 247V246H164ZM169 246H167V248H168ZM174 247V246H173ZM182 247V246H181ZM212 247H215V246H212ZM223 247V246H222ZM19 248V247H18ZM18 248H16V249H18ZM59 248V247H58ZM70 248H72L71 246H70ZM76 248V247H75ZM142 248V247H141ZM145 248V247H144ZM194 248V247H193ZM232 248V247H231ZM262 248V247H261ZM15 249V250H16ZM40 249V248H39ZM169 249V248H168ZM170 249H171V247H170ZM202 249V248H201ZM217 249V248H216ZM221 249V248H220ZM224 249V248H223ZM260 249V248H259ZM15 250H13V252L15 251ZM26 250V249H25ZM44 250V249H43ZM68 250V249H67ZM79 250V249H78ZM90 250V249H89ZM97 250H98V247H97ZM103 250V249H102ZM149 250V249H148ZM151 250V249H150ZM166 250V249H165ZM164 250V251H165ZM175 250H176V248H175ZM209 250V249H208ZM213 250V249H212ZM245 250V249H244ZM4 251V250H3ZM21 251V250H20ZM45 251V250H44ZM65 251V250H64ZM75 251V250H74ZM73 251V252H74ZM163 251V250H162ZM161 251V252H162ZM186 251V250H185ZM189 251V250H188ZM192 251V250H191ZM214 251V250H213ZM223 251V250H222ZM249 251V250H248ZM1 252V251H0ZM19 252V251H18ZM71 252V251H70ZM95 252V251H94ZM97 252H100L99 250L97 251ZM143 252V251H142ZM224 252V251H223ZM226 252V251H225ZM230 252V251H229ZM10 253H12V252H10ZM24 253V252H23ZM22 253V254H23ZM34 253V252H33ZM47 253V252H46ZM69 253V252H68ZM76 253H77V250H76ZM76 253H75V255H76ZM89 253V252H88ZM105 253V252H104ZM157 253V252H156ZM158 253H159V250H158ZM157 253V254H158ZM185 253H187V252H185ZM205 253V252H204ZM228 253V252H227ZM227 253H225V254H227ZM233 253H235V252H233ZM245 253V252H244ZM2 254V253H1ZM13 254V253H12ZM11 254V255H12ZM18 254V253H17ZM42 254V253H41ZM65 254V253H64ZM78 254H79V251H78ZM92 254V256H93V253H91ZM143 254H146L145 253V251L143 252ZM180 254V253H179ZM218 253L216 252V254L215 255H217ZM224 254V255H225ZM264 254V253H263ZM31 255H32V253H31ZM43 255V254H42ZM69 255V254H68ZM72 255V254H71ZM75 255H72V256H75ZM80 255V254H79ZM94 255H95V253H94ZM142 255V254H141ZM154 255H156V254H154ZM164 255H166V254H164ZM170 255H172V254H170ZM181 255H182V253H181ZM189 255V254H188ZM215 255H214V258H215ZM229 255V254H228ZM258 255V254H257ZM2 256V255H1ZM14 256H15V254H14ZM17 256V255H16ZM18 256H20V252H19V255ZM70 256V255H69ZM99 256H101L100 254H99ZM149 256V255H148ZM151 256V255H150ZM149 256V257H150ZM174 256V255H173ZM192 256V255H191ZM211 256V255H210ZM235 256V255H234ZM243 256V255H242ZM245 256V255H244ZM13 257V256H12ZM65 257H67V256H65ZM76 257V256H75ZM77 257H78V255H77ZM90 257V256H89ZM88 257V258H89ZM94 257V256H93ZM164 257V256H163ZM162 257V258H163ZM175 257V256H174ZM176 257H178L177 255H176ZM175 257V258H176ZM197 257V256H196ZM11 258V257H10ZM16 258V257H15ZM20 258H22V257H20ZM87 258V257H86ZM85 258V259H86ZM91 258V257H90ZM144 258V257H143ZM152 258V257H151ZM157 257L155 256V258L154 259H156ZM158 258H160V257H158ZM161 258V259H162ZM171 258V257H170ZM169 258V259H170ZM200 258V257H199ZM202 258V257H201ZM228 258V257H227ZM230 258V257H229ZM23 259V258H22ZM76 259V258H75ZM75 259H73V260H75ZM81 259H83V258H81ZM146 259H149L148 257L146 258ZM174 259V258H173ZM237 259V258H236ZM243 259V258H242ZM256 259V258H255ZM7 260H9L8 258H7ZM5 258H4V256L3 257H0V264H7V261ZM33 259H31L30 261H32ZM68 260V259H67ZM71 259H69V261H70ZM77 260V259H76ZM76 260H75V262H76ZM92 260V259H91ZM143 260V259H142ZM142 260H140V261H142ZM159 260V259H158ZM197 260V259H196ZM235 260V259H234ZM12 261V260H11ZM18 261H19V259H18ZM22 261H24V260H22ZM21 261V262H22ZM72 261V260H71ZM81 261V260H80ZM80 261H78L79 263H80ZM85 261V260H84ZM99 261V260H98ZM157 261V260H156ZM167 261V260H166ZM166 261H164L165 263H167ZM180 261V260H179ZM224 261V260H223ZM256 261V260H255ZM17 262V261H16ZM20 262V263H21ZM25 262H27V261H25ZM33 262V261H32ZM37 262V261H36ZM62 262H63V260H62ZM74 262V263H75ZM82 262V261H81ZM86 262V261H85ZM88 262V261H87ZM90 262V261H89ZM92 262V261H91ZM95 262V261H94ZM126 262V261H125ZM130 262V261H129ZM147 262V261H146ZM175 262V261H174ZM194 262V261H193ZM205 262V261H204ZM209 262H211L210 260H209ZM208 262V263H209ZM216 262V261H215ZM69 263V262H68ZM84 263V262H83ZM93 263V262H92ZM109 263V262H108ZM118 263V262H117ZM124 263V262H123ZM134 263V262H133ZM132 263V264H133ZM143 263H145V262H143ZM154 263V262H153ZM157 263H158V261H157ZM181 263V262H180ZM190 263V262H189ZM200 263V262H199ZM206 263V262H205ZM218 263V262H217ZM224 263V262H223ZM241 263H242V261H241ZM256 263V262H255ZM9 264H10V262H9ZM23 264V263H22ZM26 264H28V263H26ZM36 264V263H35ZM45 264H46V262H45ZM67 264V263H66ZM72 264V263H71ZM80 264H82V263H80ZM94 264H96V262L94 263ZM104 264V263H103ZM114 264V263H113ZM125 264H127V262L125 263ZM156 264V263H155ZM160 264V263H159ZM177 264V263H176ZM213 264V263H212ZM222 264V263H221ZM225 264V263H224Z\"/></svg>",
  "mask_w": 264,
  "mask_h": 264
}]
</instances>
